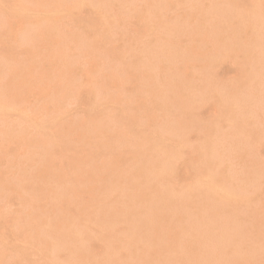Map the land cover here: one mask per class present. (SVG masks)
<instances>
[{"label":"rangeland","instance_id":"374dc122","mask_svg":"<svg viewBox=\"0 0 264 264\" xmlns=\"http://www.w3.org/2000/svg\"><path fill=\"white\" fill-rule=\"evenodd\" d=\"M1 1H3V3L1 2ZM17 1L19 2V3H17ZM0 0V15H1V17H0V20H1V23H0V32L1 33H4L3 35L2 34H0V36H1V38H0V58L3 60H0V62L2 63V65L3 66H1L0 65V69H1V67H2V69L3 70H1L0 71V105L3 107H0V109H1V111H0V130H1V128L3 127L4 129H2L1 131H0V136L2 135L1 134V132L5 135L7 132H10V134L9 133H7L5 136H3L2 135V138H0L1 139V141H0V146H2V143H3V147H4V145H5V149H7V150H5L3 147V149H4V151H3V149H1L0 148V155L3 157H1L0 158V160H1V162H0V164H3V165H0V170H1V174H2V176L4 177H2L1 176V174H0V179H1V181H4L3 183H1L0 182V191L1 192H4V194L3 193H1L0 195V203H3V204H1L0 205V207H2V209L0 208V211L2 210V211H4L3 209H5V213H7L6 211H8V215H3L4 213H2L1 215H0V221H2V222H0V224L2 223V224H4L3 225V227L2 226H0L1 228H0V237H3V239L2 238H0V247H2V248H0V258H1V260L0 261H2L1 262V264L3 263V264H10V262H11V264H24V263H27V264H29V262H30V264H37V263H39L40 264V261H41V264H65V262H66V264H68V259L70 258V257H72V259L70 258V262H71V264H93L96 260L98 261H96L95 262V264L97 263V264H104V263H116V264H123L124 262L123 261H127L126 263H132V262H134V263H132V264H137V261H138V264H152L154 261V263L155 264H157V260H158V257L160 256V255H163L165 252H171L172 253V255H173V251H174V249L175 248H177V250L174 252L175 254V256L173 257V258H175V257H177V259L179 260V261H177V259L174 261V264L175 263H177V262H179V263H177V264H185L186 262H188L189 264L192 262V261H194L195 259H197V257L198 258H200L199 256H203L202 258H200L201 260L202 259H204L205 260V256L206 257H209L208 255H210L211 254V252L213 251H210L211 250V248L212 249H214L215 248V246H216V248H215V250H217L218 252H220V250L219 249H221L222 251H221V253H223V254H225L224 255V257L226 258V256L227 257H229L230 259H231V256L233 257V255H231L232 253L234 254V257L231 259V261H230V259L229 258H226L227 260H229V261H227L224 257H223V255L222 254H218V256L219 257H222V258H219L218 259V256H217V254H215L217 251H215V252H212L213 254H215L216 256L214 257V258H212L214 255L213 254H211L212 255V257H211V255H210V257L212 258V261H209L208 260V258H206V262H207V260H208V262L209 263H205V261L204 260H202L203 262V264H214V263H220V262H218V261H224V263L222 262L221 264H225V263H227V262H229V263H227V264H264V241H263V235H264V132H263V129H264V125L262 126V123L264 122V0H215L214 2L212 1V0H208V1H202V0H195V2H194V0H159V1H161L160 3L159 2H157L158 0H135V2L137 1V2H139L138 4H137V2L135 3L134 2V0H129V1H127V0H119V1H117V0H109V1H107V0H103V2H102V0L100 1V0H89V1H87V0H81V2L79 1V0H56V1H54V0H23V2H22V0ZM31 1V2H30ZM41 1V2H40ZM46 3V4H44V2ZM57 1H59V2H57ZM85 1V2H84ZM95 1H97V2H95ZM143 1H144V3H143ZM155 3V4H153V2ZM176 1H178V3H176ZM212 1V2H211ZM4 2H5V4H4ZM7 2V3H6ZM26 2V3H25ZM33 2V3H32ZM38 2H39V4H38ZM50 2H51V5H50ZM57 2V3H56ZM63 2H64V5H66L67 4V2H68V4H67V6H65L64 7V5H63ZM66 2V3H65ZM71 2V3H70ZM74 4H73V3ZM79 3L78 5L76 4V3ZM86 3L85 5H84V3ZM90 2V3H89ZM92 2V3H91ZM101 2H102V5H101ZM107 2V3H106ZM109 2H111L112 3V5H110L109 4ZM114 2V3H113ZM118 2V3H117ZM128 6H126L124 3ZM128 2V3H127ZM132 3V4H130V3ZM141 2V3H140ZM147 4H146V3ZM183 2V3H182ZM184 2H186L187 3V6H186V3H184ZM193 4H192V3ZM196 2L198 3V4H196ZM200 2H202V3H200ZM204 2H205V4H204ZM209 2V3H208ZM217 2V5L216 4H214V3H216ZM15 3H17V4H15ZM36 3V4H35ZM41 3H42V5H41ZM55 3V4H54ZM59 3V4H58ZM121 3H123V4H121ZM159 5H157V4ZM180 3H181V5H180ZM189 3H191V4H189ZM220 3H221V5H220ZM7 4H9V5H7ZM19 4V6H17ZM21 4V5H20ZM26 4V5H25ZM30 4V5H29ZM54 4V5H53ZM63 6H62V5ZM73 4V5H72ZM76 4V5H75ZM93 4V5H92ZM96 4V5H95ZM98 4V5H97ZM105 4V5H104ZM108 4H109V6H108ZM120 4L122 5L121 7H119L120 6ZM141 6H140V5ZM153 4V7H154V9L153 8H150V6ZM162 4H163V6H162ZM177 4V5H176ZM184 4H185V7H184ZM196 4V5H195ZM3 5H6V6H3ZM10 5H12L11 6V8H13L12 9V11H10L11 10V8H9V6ZM32 5V6H31ZM38 5V6H37ZM44 5V6H43ZM48 5V6H47ZM61 5V6H60ZM69 5V6H68ZM71 5V6H70ZM79 5H80V9H79ZM95 5V6H94ZM119 5V6H118ZM142 5H143V7H142ZM148 6L149 5V7H144V6ZM194 7H193V6ZM200 5H203V8L201 9V7H200ZM212 5V9L214 8V7H216L217 6V8H214L213 10L211 9V6ZM216 5V6H215ZM16 6V8H14ZM23 6V7H22ZM34 6V7H33ZM74 6V7H73ZM88 6V7H87ZM96 6H98V8L96 7ZM105 7V8H102V7ZM108 6V7H107ZM123 6H124V8L126 9L125 11L123 10L124 8H123ZM131 8H130V7ZM136 6V7H135ZM158 6V8H156L155 9V7H157ZM5 7V8H4ZM9 9H8V8ZM21 8V9H19V8ZM31 7V8H30ZM35 7H36V10H35ZM41 8V7H43L44 9H45V11H43L44 9L43 8H41V9H39V8ZM50 7V8H49ZM53 7H54V9H53ZM62 9H61V8ZM67 7V8H66ZM68 7H70V9H68ZM93 7H95V8H93ZM113 7V8H112ZM127 7V8H126ZM134 7V8H133ZM140 7V8H139ZM152 7V6H151ZM187 7V8H186ZM197 7V8H196ZM207 7V8H206ZM223 7V8H222ZM28 8V9H27ZM55 8H57V9H55ZM59 8V9H58ZM109 9V11L111 12H109L108 11V9ZM122 10H120V9ZM139 9V10H137V9ZM147 8H150V9H148V11H149V13H148V11H147ZM210 8V9H209ZM221 8H222V11H223V13H222V11H221ZM8 9V10H7ZM17 9V10H16ZM25 9V10H24ZM33 9V10H32ZM51 9H53V10H51ZM61 9V10H60ZM66 9V10H65ZM72 9V11H70ZM80 11H79V10ZM81 9H82V11L83 12H85V13H81ZM97 9V10H96ZM99 9V10H98ZM104 9V10H103ZM112 9V10H111ZM133 9H135V10H133ZM197 9H199V10H197ZM6 10V11H5ZM18 10H20V11H18ZM51 10V11H50ZM101 10H102V12H101ZM105 10H107V12L105 11ZM119 10V11H118ZM153 10V11H152ZM156 10V11H155ZM215 10V11H214ZM227 10H229V11H227ZM8 11V12H7ZM88 12V16H90V17H88L87 16V12ZM116 11V13H114ZM129 11V12H128ZM137 11H138V13H137ZM192 11V12H191ZM201 11V12H200ZM203 11V12H202ZM209 11H210V13H211V11H213L212 12V14L213 15H211L210 13H209ZM217 11H218V13H217ZM225 11H226V13H225ZM4 12V13H3ZM9 12H12V15H11V13H9ZM16 12H17V14H16ZM21 12H26V13H21ZM29 12V13H28ZM34 12H36V13H34ZM59 12H61L59 15H57V13H59ZM67 12V13H66ZM103 12H105V13H103ZM119 12V13H118ZM120 12H122V14L124 13V15H121V13ZM128 12V13H127ZM131 12H133V13H131ZM135 12L137 13L136 15H135ZM151 12V13H150ZM153 12V13H152ZM208 12V13H207ZM217 14H216V13ZM41 15H40V14ZM53 13H55V15L53 14ZM65 13V14H64ZM69 13H71L70 15H68ZM77 13V14H76ZM101 13V14H100ZM110 13V14H109ZM113 13V14H112ZM125 13H127V14H125ZM208 14V16H207V14ZM3 14H5V15H3ZM16 16H14V15ZM20 14V15H19ZM42 14H43V17H42ZM47 14V15H46ZM73 14V15H72ZM85 14V15H84ZM130 14V15H129ZM143 14V15H142ZM202 14H204V15H202ZM216 16H215V15ZM223 14H224V17H223ZM24 15H26V16H24ZM32 15V16H31ZM35 16V18H34V16ZM78 16V17H76V16ZM105 15V17L107 18H105V17H103V16ZM109 15H112V17L110 18V16ZM116 15H117V17H116ZM128 15V16H127ZM226 15V16H225ZM228 15V16H227ZM22 16V17H21ZM28 16V17H27ZM54 16V17H53ZM61 16H63V17H65L66 19H64L63 17L61 18ZM69 16H71V17H69ZM115 18H114V17ZM121 16V17H120ZM149 16V17H148ZM7 17H8V19H7ZM37 17V18H36ZM44 17H46V19L44 18ZM48 17V18H47ZM51 17V18H50ZM56 17V18H55ZM100 17H102L101 19H100ZM109 17V18H108ZM120 19H119V18ZM124 17H125V19H124ZM146 17V18H145ZM206 18V19H204V18ZM213 17V20L211 19ZM220 19H219V18ZM222 17L224 18V19H222ZM229 17V18H228ZM12 18V19H11ZM31 18V19H30ZM41 18H43V19H41ZM90 18V19H89ZM93 18H95V19H93ZM117 18H118V20H119V22H118V20H117ZM122 18H123V20H122ZM126 18L128 19V20H126ZM148 18V19H147ZM19 19V20H18ZM28 20V22H27V20ZM33 19V20H32ZM47 19H52V20H47ZM53 19H54V21H53ZM59 20V22L57 21V20ZM71 21H70V20ZM209 19V20H208ZM214 19H215V21H214ZM229 19H231L232 21H230ZM13 20H15V21H13ZM62 22H61V21ZM63 20H65V21H63ZM69 20V21H68ZM105 20H106V22H105ZM206 21V23H205V21ZM226 20V21H225ZM3 21H4V23H3ZM6 21V22H5ZM22 21V22H21ZM41 21L43 22L42 24H41ZM49 21V24L48 23H46V22H48ZM52 23H51V22ZM75 22V24H74V22ZM92 21H94V22H92ZM114 21V23H115V25L116 26H114L113 24H112V22ZM124 21V22H123ZM128 21V23H126V22ZM210 21V22H209ZM221 21V22H220ZM228 21V22H227ZM11 22V23H10ZM20 22V23H19ZM27 22V23H26ZM29 22H31V23H29ZM34 22V23H33ZM36 22V23H35ZM56 22V23H55ZM65 22H67V23H65ZM71 22V23H70ZM73 22V23H72ZM110 22V23H109ZM224 22V23H223ZM10 23V24H9ZM23 23H25L26 24V26H25V24H23ZM55 23V24H54ZM64 23V24H63ZM68 23H69V25H68ZM101 23V24H100ZM124 23V24H123ZM169 24V25H166V24ZM208 23H212L211 25H209ZM226 23L229 25H226ZM1 24H2V26H1ZM4 24V25H3ZM20 24V25H19ZM39 25V27H38V25ZM48 24V25H47ZM57 24V25H56ZM66 24V25H65ZM93 24V26H91ZM95 24V25H94ZM110 24V25H109ZM112 24V25H111ZM216 24H218V26L219 27H221V29L223 30V31H220L221 29L220 28H217L216 29V27H218ZM6 25V26H5ZM10 25V26H9ZM45 25L47 26V27H45ZM50 25V26H49ZM54 27V29H53V31H54V33H55V35H54V33H52L51 32V28H52V26ZM55 25V26H54ZM65 25V26H64ZM73 25V26H72ZM75 25V26H74ZM104 25V27L102 28V26ZM111 26V27H109V26ZM119 25H121V26H119ZM126 25V26H125ZM201 25H203V26H201ZM209 25V26H208ZM223 25V26H222ZM16 26H18V27H16ZM21 26V27H20ZM24 26V27H23ZM31 26V27H30ZM35 26H37V27H35ZM43 26V27H42ZM60 26V27H59ZM67 26H69V29H67L68 27ZM96 26V27H95ZM162 26H164V27H162ZM166 26V27H165ZM168 26V27H167ZM174 26V28H175V30H173L174 28H172V27ZM178 26V27H177ZM189 26H190V28H189ZM198 26H200V27H198ZM212 26L214 27L215 26V28L213 29L212 28ZM228 26V27H227ZM253 26H254V28L255 27H257V28H253ZM261 26V27H260ZM24 29H23V28ZM28 27H30V28H28ZM35 27V28H34ZM61 27H63L65 30H66V32L63 30V28H61ZM73 27V28H72ZM75 27L77 28V29H75ZM80 27H82V28H80ZM100 28V30H103V31H101V34H100V32H99V28ZM121 27V28H120ZM123 27V28H122ZM126 27V28H125ZM172 29H171V28ZM191 27H193V28H191ZM231 27V28H230ZM259 27L261 28L260 30H259ZM4 28V29H3ZM7 28V29H6ZM11 28V29H10ZM16 28H18V29H16ZM37 28V29H36ZM80 28V29H79ZM109 28V29H108ZM114 28H116V29H114V30H116V31H113V29ZM118 28H120L121 29V31H120V29H118ZM164 28H166L165 30H164ZM169 28V29H168ZM177 28V29H176ZM206 28V29H205ZM210 28H211V30H210ZM16 29V30H15ZM26 29H28V31L26 32ZM33 31H32V30ZM39 29V30H38ZM42 29V30H41ZM44 29H46V31L44 30ZM56 29V30H55ZM74 29V30H73ZM79 29V30H78ZM111 29V31L112 32H115V33H113V34H111V31L109 32V31H107V30H110ZM171 29V31H169ZM183 29V30H182ZM186 29H188L189 31H187L186 30V32H185V30ZM194 29V30H193ZM201 29H203V30H201ZM212 29H213V31H212ZM226 29V30H225ZM231 29H233V30H231ZM257 29V30H256ZM5 30H8V31H5ZM13 30V31H12ZM30 30H31V32H30ZM42 32H41V31ZM44 30V31H43ZM71 30V31H70ZM78 30V31H77ZM83 30V31H82ZM95 30V31H94ZM98 31V33H97V31ZM124 30V31H123ZM170 32H168V31ZM197 30V31H196ZM201 30V31H200ZM209 30V31H208ZM230 30V31H229ZM5 31V32H4ZM11 31H12V33H11ZM18 32V34H17V32ZM22 31V32H21ZM36 31V32H35ZM38 31V32H37ZM48 31H50V32H48ZM69 31H70V33H69ZM74 31V32H73ZM179 31H181V33L179 32ZM218 31V32H217ZM256 31V32H255ZM259 31V32H258ZM261 31V32H260ZM24 32V33H23ZM25 32H26V34H25ZM43 32H45L44 34H43ZM56 32L58 33V35L56 34ZM62 32V33H61ZM64 32V33H63ZM79 32L81 33V34H79ZM109 34H108V33ZM173 32H176L177 34H175V33H173ZM192 32V33H191ZM199 32V33H198ZM217 34H216V33ZM222 32H224L223 33V36H222ZM227 32H228V34H227ZM230 32V33H229ZM232 32H237V34H236V36H235V34H233ZM263 32V33H262ZM15 33V34H14ZM28 33H32L31 35L33 36L34 34H35V38H33L31 35H29ZM66 33V34H65ZM67 33H68V35H67ZM73 33V34H72ZM74 33H75V35H74ZM96 33V34H95ZM102 33H103V35H102ZM123 33V34H122ZM173 33V34H172ZM181 35H180V34ZM189 33H191V34H189ZM197 33V34H196ZM215 33V34H214ZM255 35H254V34ZM256 33H257V36H256ZM261 33V34H260ZM10 36H9V35ZM14 34V35H13ZM22 34V35H21ZM38 34V35H37ZM40 34H41V36H40ZM62 34H64V35H62ZM84 34V35H83ZM95 34V35H94ZM115 34H117L118 36H116ZM124 34H126V35H124ZM189 34V35H188ZM221 35V36H219V35ZM260 34V35H259ZM8 35V36H7ZM17 35V36H16ZM19 35V36H18ZM26 35H27V38H26ZM37 35V36H36ZM44 35V36H43ZM48 35H50L49 37H50V39L49 38H47L48 37ZM68 37H67V36ZM74 35V36H73ZM81 35V36H80ZM87 35V37L85 38V40H83L84 39V36H86ZM96 35H99L98 37L96 36ZM111 37V41H110V37ZM125 37H124V36ZM172 35V36H171ZM174 35H175V37H174ZM227 35H231L230 37H231V39L229 40L228 39V36ZM262 35V36H261ZM7 36V37H6ZM15 36V37H14ZM21 36V37H20ZM29 36V37H28ZM52 36V37H51ZM59 36V37H58ZM69 36H72V37H69ZM76 36H77V38H76ZM82 38V41H80L81 40V38ZM89 36V37H88ZM105 36V37H104ZM106 36H108V37H106ZM124 38H123V37ZM170 36H171V38H170ZM178 36V37H177ZM180 36V37H179ZM189 36V37H188ZM191 36V37H190ZM225 36H227V37H225ZM235 36V37H234ZM10 37V38H9ZM12 37V38H11ZM30 37H32V38H30ZM40 37H42V38H40ZM45 37V38H44ZM57 37H58V39H57ZM62 38V40L63 39H65V41L63 40H61V38ZM65 37V38H64ZM78 37H79V39H78ZM92 37V38H91ZM101 37V38H100ZM177 37V38H176ZM214 37V38H213ZM256 37H258V38H256ZM259 37H261L260 39H259ZM20 38H21V43L22 44H20L19 42H20ZM53 38V39H52ZM56 38V39H55ZM73 38V39H72ZM88 38V39H87ZM96 38V39H95ZM170 38V39H169ZM176 38V39H175ZM223 38V39H222ZM6 39V40H5ZM12 39V40H11ZM32 39H34V40H32ZM37 39H38V42H35V40L37 41ZM40 39V40H39ZM42 39H45V40H42ZM66 39H68V41L66 40ZM69 39H71L70 41L71 42H73V43H71V42H69ZM91 39H92V41H91ZM95 39V40H94ZM101 39V40H100ZM109 41H108V40ZM217 39V40H216ZM228 39V40H227ZM233 39V40H232ZM2 40V41H1ZM8 40V41H7ZM50 40V41H49ZM79 40V41H78ZM88 40H90L91 42H88ZM104 40V41H103ZM154 40H156L157 42H156V46H154L153 44L155 43V41ZM227 42H226V41ZM255 40V41H254ZM256 40H257V43H256ZM18 41V42H17ZM41 41V42H40ZM51 41L53 42V43H51ZM100 41V42H99ZM114 43H113V42ZM161 42L162 44L164 43L165 44V42H166V46L165 45H162L161 43H159L158 44V42ZM168 41H170V42H168ZM230 41V42H229ZM232 41V42H231ZM236 41V42H235ZM238 41H239V43H240V45H239V43H238ZM6 43V44H4V43ZM10 42V43H9ZM17 42V43H16ZM59 42H61L62 43V45H61V43L59 44ZM66 44H68V46L67 45H65V43ZM82 43V46H80V44ZM84 42H85V44H84ZM116 42V43H115ZM154 42V43H153ZM218 42H219V44H218ZM226 42V43H225ZM255 43V44H251V43ZM17 45H15V44ZM24 43V44H23ZM26 43H27V45H31L30 46V48L28 49L27 47L28 46H24V45H26ZM37 43V44H36ZM49 44V45H47V44ZM56 43V44H55ZM75 43H76V45H75ZM87 43H89V44H87ZM91 43H92V47H93V49L90 47L91 46ZM108 43H111V47H110V44L108 45ZM216 43V44H215ZM231 43V44H230ZM260 43H262V45L260 44ZM1 44H4V47H3V45H1ZM7 44H9V45H7ZM12 44L14 45V46H12ZM34 44H36V45H34ZM39 44V45H38ZM44 44H45V46H44ZM64 44V45H63ZM71 44V45H70ZM79 44V45H78ZM107 44V45H106ZM115 45V46H113V45ZM151 44H152V46H151ZM157 44H158V46H157ZM169 44H172V45H174V47H175V45H176V49H175V51H173L174 49V47H171L172 45H170V46H168ZM181 46H179V45ZM226 44V45H225ZM234 44V45H233ZM248 44L250 45H253V46H248ZM256 44H258V46L256 45ZM260 44V45H259ZM20 45H21V47H23V50H22V48H20ZM54 45H56V46H54ZM60 46V49H58L59 48V46ZM85 45H87V46H85ZM89 45V46H88ZM138 45V46H137ZM148 45V46H147ZM160 45V46H159ZM207 45V46H206ZM215 45L217 46L216 48L217 49H215ZM222 45H224L223 47H221ZM230 45H232L234 48H232L231 49V47L232 46H230ZM236 45H238V46H236ZM245 45V46H244ZM8 46H12V47H9L8 48ZM38 46V47H37ZM44 46V47H43ZM64 46V47H63ZM74 46V47H73ZM75 46H76V48H75ZM102 46H104V47H102ZM131 46V47H130ZM132 46H134V47H132ZM145 46H147L146 48H145ZM162 46H164V47H166V49L168 50V52H169V54L167 53V51L166 50H163V48H161ZM185 46V47H184ZM227 46H229L230 47V49H229V47L228 48H226ZM258 47V48H256V47ZM261 46H263V47H261ZM17 47V49H18V51H20V50H22V51H20V52H18L15 48ZM43 47V48H42ZM48 47V48H47ZM53 47L55 48V49H53ZM58 47V48H57ZM63 47V48H62ZM69 47V48H68ZM79 47H80V49H79ZM82 47H85V48H82ZM89 47V48H88ZM95 47V48H94ZM137 47H139L138 49H137ZM156 47V48H155ZM171 47V48H170ZM184 47V49H182ZM214 47V48H213ZM221 47V48H220ZM8 48V49H7ZM64 48H66V49H64ZM75 48V49H74ZM103 48V49H102ZM145 50H144V49ZM148 48H151V50L150 49H148ZM169 48H170V50H171V52H170V50H169ZM178 48H179V51H180V49L182 50V52L184 53V55H186V56H184V55H182V52L180 53L179 51L176 53V50H178ZM185 48L187 49V50H185ZM224 48V49H223ZM245 48V49H244ZM248 48H250V49H248ZM254 49V50H252V49ZM2 49H6V50H2ZM26 49V50H25ZM28 49V50H27ZM36 51H35V50ZM39 51H38V50ZM42 49H44V50H42ZM45 49H46V52H45ZM49 49V50H48ZM85 49V50H84ZM86 49L88 50L87 51V54H86ZM92 49V50H91ZM100 52H98V57L99 58H97V50ZM106 49V50H105ZM132 49H133V51H132ZM134 49L138 52H136V51H134ZM212 49H215L214 51L216 52H214L213 53V50ZM221 49V50H220ZM229 51H228V50ZM8 50V51H7ZM17 52H16V51ZM33 52H32V51ZM51 50H54V51H51ZM58 50V51H57ZM60 50H62V51H60ZM81 50H84V51H81ZM96 50V52H94ZM124 50H127V53H125L126 51H124ZM129 50V51H128ZM142 50V51H141ZM148 50V51H147ZM203 50V51H202ZM225 50H227V51H225ZM250 50V51H249ZM259 50V51H258ZM2 51V52H1ZM4 51H5V53H4ZM10 51V52H9ZM23 51H29V52H24L23 53ZM30 51L32 52V53H30ZM43 51V52H42ZM49 51H51V52H49ZM61 53H60V52ZM66 51V52H65ZM72 51V52H71ZM79 51V52H78ZM104 51V52H103ZM132 51V52H131ZM143 51H145L144 53H142ZM164 51V52H163ZM166 51V52H165ZM187 51V52H186ZM219 51V52H218ZM249 51V52H248ZM6 52H9V54L8 55H6ZM16 53L14 56H11V55H13V54H10V53ZM37 52V53H36ZM39 52V53H38ZM49 52V53H48ZM56 52V53H55ZM64 54H63V53ZM71 52V53H70ZM79 53V55H82V56H78V53ZM102 52H103V54L104 55H106L105 53L107 52V58H106V56L104 57L103 56V54H102ZM124 52V53H123ZM136 52V53H135ZM160 52H163V54L165 55V57H167V58H165L164 57V55L163 54H160ZM173 52H175L176 53V55H177V57L175 56V53H173ZM204 52V53H203ZM252 52H254L253 53V55H251V53ZM258 54H257V53ZM262 54H260V53ZM2 53V54H1ZM34 53H35V55L37 56H35L34 55ZM44 53V55L45 56H47V57H45L44 55H42ZM51 53H52V55H54L53 57H52V55H51ZM58 53V54H57ZM70 55H69V54ZM72 53H73V55H72ZM90 53V54H89ZM93 53H94V55H93ZM110 53V54H109ZM148 53V54H147ZM150 53H152V55L150 54ZM154 53V54H153ZM171 53H173L174 55H172ZM179 53H180V55L181 56H178L179 55ZM188 53H189V56H188ZM191 53V54H190ZM205 53H207V54H205ZM209 53H212V54H214V55H212V54H209ZM219 55H218V54ZM222 53V54H221ZM256 53V54H255ZM5 54V55H4ZM20 54V55H19ZM29 54V55H28ZM38 54H39V56H38ZM61 54V55H60ZM64 55V58H65V60H67V61H70V62H67V61H65L64 60V58H63V55ZM66 54V55H65ZM76 54V55H75ZM85 54V55H84ZM124 54V55H123ZM125 54H126V57H123V56H125ZM145 54V55H144ZM170 54L172 55L171 56V58H170ZM216 54V55H215ZM260 54V55H259ZM4 55V56H3ZM24 60L23 61V63L21 64V63H19V62H22V60H21V58H19V56ZM57 55H59L58 57H57ZM87 55H88V57H87ZM89 55H91V56H89ZM130 55L131 56H136V57H130ZM191 55H192V57H191ZM205 55L207 56L208 55V57H205ZM213 57H212V56ZM5 56H7V57H5ZM18 56V57H17ZM25 56V57H24ZM45 58H47V59H43L44 57ZM72 56H73V59H70V58H72ZM79 57V58H77V57ZM84 56V57H83ZM109 56V57H108ZM144 56V57H143ZM146 56V57H145ZM148 56H150L149 58H147ZM154 58H153V57ZM174 56V57H173ZM186 59V58H189V59H186L187 61H184L183 62V57ZM188 56V57H187ZM210 56V57H209ZM214 56H216L215 58H214ZM257 56H260L259 58H256ZM12 57V58H11ZM19 58L20 59V61H19V59H17V58ZM27 57V58H26ZM28 57H29V60L31 59V61H29V60H27L28 59ZM49 57V58H48ZM50 57H52L51 58V60H49L48 61V59H50ZM69 59H68V58ZM78 59H76V58ZM87 57V58H86ZM93 57V58H92ZM121 57H123L122 59H121ZM254 57V58H253ZM263 57V58H262ZM25 58V59H24ZM33 58H34V60H35V58H36V60L34 61L33 60ZM92 58V59H91ZM95 58V59H94ZM96 58H97V60H96ZM101 58H105V59H102L101 60ZM125 58V59H124ZM128 58V59H127ZM164 58V59H163ZM173 58V59H172ZM176 58H178V59H176ZM207 58V59H206ZM210 58V59H209ZM249 58V59H248ZM256 61H252L253 59ZM9 59V60H8ZM12 59H14V60H17V62L16 61H14V60H12ZM52 59H54V60H52ZM63 59V60H62ZM79 59H80V62H79ZM83 61H82V60ZM93 60V61H91V60ZM111 59H114L115 61H111ZM127 59V60H126ZM129 59L131 60V62H132V64H131V62L129 61ZM149 61H148V60ZM155 59V60H154ZM159 59V60H158ZM167 59V60H166ZM184 59V60H185ZM206 59V60H205ZM259 59H261L260 61H261V63H263V64H261V63H259ZM25 60H27V61H25ZM39 60V61H38ZM45 60V61H44ZM58 60V61H57ZM101 60V61H100ZM108 62L107 64H108V68H107V64L105 63L106 61ZM117 60V61H116ZM124 62H122V61ZM139 60H141V61H139ZM143 60V61H142ZM146 60V61H145ZM160 60H162V61H160ZM172 60V61H171ZM181 60H182V62H181ZM263 60V61H262ZM5 61V62H4ZM19 61V62H18ZM31 62V63H29V62ZM50 61H51V64H49L50 63ZM62 63H61V62ZM88 61V62H87ZM98 61V62H97ZM110 61H111V63H110ZM120 61H121V63H120ZM126 61H129V63L128 62H126ZM139 61V62H138ZM151 61V62H150ZM156 61V62H155ZM165 61H169L168 63L167 62H165ZM174 61V62H173ZM179 61V62H178ZM29 64H28V63ZM44 62H46L47 64H48V66L50 65H52L50 68L51 69H48L49 67L44 63ZM58 62V63H57ZM92 62H95L94 63V67H93V63ZM116 62L118 63V64H116ZM142 62V64H143V62H144V67H143V65H140V63ZM0 63V64H1ZM6 63H8V64H6ZM12 63H15L16 65H14V64H12ZM21 64V65H19V64ZM27 63V66L25 65ZM38 63V64H37ZM40 63H42L41 65H40ZM61 63V64H60ZM69 64V65H65V64ZM71 63V64H70ZM78 63V64H77ZM81 63V65H79ZM124 65H123V64ZM140 65V67L139 68H137L138 70H139V72H137L136 70V68L135 67H137V66H139L138 64ZM149 63V64H148ZM150 63H152V64H154L155 63V65H151ZM171 63H173V65L171 64ZM257 63H258V65H257ZM44 64V65H43ZM72 64H73V66H72ZM86 64V65H85ZM92 64V65H91ZM101 64V65H100ZM104 64L106 65L105 67H104ZM112 65L111 66V68H110V66L109 65ZM129 64V65H128ZM133 64H135V65H133ZM170 64V65H169ZM7 65H10V66H13L12 68L10 67V66H8V67H6ZM38 65H39V67H38ZM56 65V66H55ZM60 65H62V66H60ZM76 65V66H75ZM91 66V68L89 67V66ZM96 65V66H95ZM98 65V66H97ZM117 66L118 68L119 67H121L119 70V72H116L117 70H118V68L117 67H114V66ZM125 65H128V66H130L129 68H131V66H133L132 68L134 69V71H132L133 69H129L127 66H125ZM170 67H169V66ZM175 65V66H174ZM208 65H210V68L208 67ZM211 65H212V67H211ZM19 68V66H20V70L19 71H21L22 70V72H20L19 73V71H18V69H17V67ZM22 66H25V69H24V67H23V69H22ZM45 66H46V68H45ZM68 66L70 67V68H68ZM74 66H75V68H74ZM124 66V67H123ZM143 68H142V67ZM11 69H10V68ZM14 67H15V69L16 70H14ZM30 67H31V69H30ZM33 67V68H32ZM37 67V68H36ZM41 67V68H40ZM44 67V68H43ZM52 67H53V70H52ZM56 67V68H55ZM64 67V68H63ZM85 67V68H84ZM96 67V68H95ZM100 67V68H99ZM148 67V68H147ZM169 67V68H168ZM259 67H260V69H259ZM27 68V69H26ZM35 68V69H34ZM42 68L44 69L43 70V73H42ZM59 68H60V71H59ZM63 68V69H62ZM77 68V69H76ZM82 68V69H81ZM83 68H84V73H83ZM93 68H95V69H93ZM101 68H102V71H104L103 72V74L101 75L100 74V72H101ZM109 69L108 71H110V72H107L106 70L107 69ZM116 70H114V69ZM125 68V69H124ZM151 68L153 69V70H151ZM154 68H155V70L157 71H155V72H153L154 71ZM7 69V70H6ZM12 69H13V71H12ZM45 69H46V71L48 72V73H50V70H51V73L50 74H46V72H45ZM48 69V70H47ZM56 69H58V70H56ZM87 69V70H86ZM100 70V71H97V70ZM123 69V70H122ZM129 69V70H128ZM136 69V70H135ZM142 69V71H140ZM144 69H145V71H144ZM146 69H147V71H146ZM169 69V70H168ZM209 69V70H208ZM11 70V71H10ZM28 71V73L32 70L33 72H31L32 73V75L34 74V76H32L30 73L29 74H27L26 72ZM38 70V71H37ZM56 70V71H55ZM61 70H62V72H64V70H65V73H63V74H61L62 72H61ZM70 70H71V72H70ZM91 70V71H90ZM114 70V71H113ZM124 70H126L127 72H124ZM149 70V71H148ZM151 70V71H150ZM168 72H167V71ZM173 70V71H172ZM212 70V71H211ZM5 71H8V72H5ZM10 71V72H9ZM18 71V72H17ZM25 71V73H23ZM75 71V72H74ZM95 71H97V72H95ZM121 71H122V73H121ZM172 72V73H170V72ZM176 73H175V72ZM3 72V73H2ZM40 72V73H39ZM68 72H70V73H68ZM74 72V73H73ZM81 72V73H80ZM89 72H91V73H89ZM93 72V73H92ZM95 72V73H94ZM99 72V73H98ZM113 72V73H112ZM114 72H116V74L114 73ZM174 72V73H173ZM5 73V74H4ZM8 73H9V75H8ZM10 73H11V75H10ZM21 75L22 73V75H24L25 76V78H24V76L22 77V75L21 76H19V74ZM87 73V74H86ZM89 73V74H88ZM113 74V75H110V74ZM120 73H121V75H123V77L124 78H126V79H124L121 75H120ZM141 73H142V76H141ZM155 73L157 74V75H155ZM164 73H166V76L168 77V79L169 80H167V78H166V76H165V74ZM1 74L3 75H5V76H3V77H5V79L1 76ZM16 74V75H15ZM18 74V75H17ZM28 76H27V75ZM44 74V75H43ZM51 74H54V75H51ZM59 74H61V76L59 75ZM73 74H74V76H75V78H74V76H73ZM80 74V75H79ZM85 74H86V76H85ZM97 75V77H96V75ZM116 75V77H115V75ZM126 74V75H125ZM140 74V75H139ZM175 74V75H174ZM17 76V77H14L13 78V76ZM35 75H36V77H35ZM42 75V76H41ZM47 75V76H46ZM64 75H65V77H64ZM83 75V76H82ZM87 75H88V77H87ZM100 77H99V76ZM105 75V76H104ZM118 75V76H117ZM120 75V76H119ZM7 76V77H6ZM12 76V77H11ZM21 79H23L22 81L20 80V78ZM50 78H49V77ZM70 78H68V77ZM82 76V77H81ZM103 76V77H102ZM106 76L108 77V79L106 78ZM128 76L130 77V79L128 78ZM156 76L159 78V80L158 79H155L156 78ZM162 76V77H161ZM174 77L175 79H171V77ZM29 79H28V78ZM31 77V78H30ZM45 77V78H44ZM60 77H62V79L63 80H61V78ZM79 79H81V80H78V78ZM90 77H92V80L90 79ZM101 79V81H100V79ZM115 77V78H114ZM140 77V78H139ZM142 77H144V78H142ZM149 77V78H148ZM166 78V80H165V78ZM16 78V79H15ZM27 78V79H26ZM46 78H47V80H46ZM52 78H54V79H52ZM59 78V79H58ZM65 78H67V79H65ZM73 78V79H72ZM96 78H98L97 80H96ZM105 78H106V80H105ZM121 78H122V81H121ZM127 78H128V80H127ZM142 78V80H140ZM147 80H146V79ZM151 78V79H150ZM153 78V79H152ZM7 79H8V81H7ZM13 80V82H12V80ZM15 79V80H14ZM25 79H26V81H25ZM36 79H37V81H38V83H37V85H36ZM51 79V80H50ZM65 79V80H64ZM69 79V80H68ZM103 79L105 80L104 82H106L105 84H104V82H102L103 81ZM115 79V80H114ZM126 80V85H125V81L124 80ZM138 79H139V81H142V82H139L138 81ZM144 79V80H143ZM156 81H155V80ZM9 80L12 82H10L9 83ZM43 80H46V83H44L43 82ZM54 80V81H53ZM67 80V81H66ZM74 81L73 83L71 82V81ZM88 80H91V81H88ZM96 80V81H95ZM129 80L131 81V82H129ZM151 80H153L152 82H151ZM173 80V81H172ZM16 81H18V83L16 82ZM33 81H34V83H33ZM48 81V82H47ZM56 81V82H55ZM59 81V82H58ZM61 81V82H60ZM84 81H85V83H84ZM111 81V82H110ZM145 81V82H144ZM148 82V84H147V82ZM158 81V82H157ZM175 81V82H174ZM6 82H7V84H6ZM16 82V83H15ZM32 84H31V83ZM43 84H42V83ZM52 84H51V83ZM53 82H55L56 84H57V89H56V87L54 86V83ZM65 82H71L70 84H73V87H77L76 88V90L73 88V87H69L70 86V84H68V83H65ZM80 83V85L81 84H83L82 86H75V85H78V84H76V83ZM81 82H83V83H81ZM87 82H90V84L89 83H87ZM96 82H100V83H96ZM128 82V83H127ZM162 82V83H161ZM180 82H183V83H180ZM9 83V84H8ZM14 83V84H13ZM26 83V84H25ZM40 83H41V85H40ZM49 83V85H46V84H48ZM61 83V84H60ZM66 84V87L65 86H63L64 84ZM94 83H96L95 85H94ZM119 83V85H117ZM139 83H140V85H139ZM142 83H145L147 86H145V84H142ZM168 83H171V84H173V85H171V84H168ZM13 84V87H11L10 85H12ZM16 84H18V86L16 85ZM155 84H157V85H155ZM165 84H168V85H165ZM5 85V86H4ZM8 85V87H6ZM17 87H16V86ZM22 85V86H21ZM26 87H25V86ZM32 86L33 88H34V90L32 89V87H30V86ZM59 85H60V87L62 88V86H63V88L64 89H61L60 90V87H59ZM62 85V86H61ZM84 85H86V87H87V89H86V87L84 86ZM102 85V86H101ZM105 87H104V86ZM106 85H108V86H106ZM118 86V88H117V86ZM148 85H152L151 86V88L152 89H154L155 88V90H154V92L157 94H155L154 92H153V90L152 89H149L150 88V86L148 87ZM170 85L172 86L170 89H173V92H172V90H171V92L172 93H170V91L168 90L169 88L168 87H170ZM20 86V87H19ZM29 86V87H28ZM41 86V87H40ZM48 86V87H47ZM53 86H54V88H53ZM72 86V85H71ZM90 86V87H89ZM91 86H93V87H96V88H94V90H93V87L91 88ZM115 86V87H114ZM119 86H121V88L119 87ZM142 86V87H141ZM157 86V87H156ZM159 86V87H158ZM161 86H164V88L163 87H161ZM165 86H167V88L165 87ZM186 86V87H185ZM192 86L194 87V88H192ZM16 87V88H15ZM21 87H23V88H21ZM27 87L29 88V89H27ZM39 87V88H38ZM58 87H59V89H58ZM68 87L71 89H68ZM85 87V88H84ZM97 87H98V89H97ZM114 87V88H113ZM139 87V88H138ZM187 87H188V89H187ZM2 88V89H1ZM12 88H14V90L12 89ZM19 88V89H18ZM37 88V89H36ZM53 89V91H54V93H53V91H52V89ZM67 88V89H66ZM81 88H83V89H81ZM89 88H91V89H89ZM115 88H117L116 90H117V92H115ZM124 88V90H120V89H123ZM186 88V89H185ZM192 88V89H191ZM4 89H6L5 91L7 92H4ZM10 90V92H9V90ZM31 89V90H30ZM39 89V90H38ZM41 89V90H40ZM78 89V90H77ZM101 89V90H100ZM112 90V91H110V90ZM136 89V90H135ZM139 90V92H136V91H138ZM141 89H143V91L141 90ZM145 89H147V90H145ZM191 89V90H190ZM194 89V90H193ZM2 90V91H1ZM11 90H13L14 92H16L17 93V90L18 91H20V92H18L17 94H15L13 91V94H11L12 92H11ZM39 92H38V91ZM43 90H44V92H43ZM50 90L52 91V93L50 92ZM57 90V91H56ZM60 90V91H59ZM65 90H67V91H65ZM76 92V93H74V91ZM107 90H109V91H107ZM135 90V91H134ZM144 90H145V93L146 94H142L141 93V91L142 92H144ZM151 90H152V92H153V94H151L150 92H151ZM159 90V91H158ZM21 91H23L22 93H21ZM26 91H29V92H27V93H29V94H27L26 93ZM31 91L33 92V93H31ZM55 91L56 92H58L57 94L55 93ZM64 91H65V95H64V97L67 99H65L64 97H63V95L62 94H64ZM71 91H73L72 93H69V92ZM96 92V93H94V92ZM2 92V93H1ZM38 92V93H37ZM43 92V93H42ZM50 92V93H49ZM63 92V93H62ZM78 92V93H77ZM85 92H86V94L88 93V95H86L85 94ZM91 92V93H90ZM99 92H100V94H99ZM112 92V93H111ZM121 92H123L125 95H123ZM131 92H133V93H131ZM147 92H149V93H147ZM160 92L161 93H163L164 94V96L162 95V94H160ZM174 92H176L175 94H173ZM42 93V94H41ZM60 93H61V95H60ZM73 93L76 95H73ZM116 94V95H118V96H120V97H118V98H120L119 99V101H121V104H116V102L118 103L119 101H117V97H116V95H114V94ZM118 93V94H117ZM130 93H131V99H130V96H128V95H130ZM134 93H136V94H134ZM139 93V94H138ZM179 93V94H178ZM10 94V95H9ZM26 94V95H25ZM48 94V95H47ZM52 94V95H51ZM56 94V95H55ZM59 94V95H58ZM72 94V95H71ZM80 94H82L81 96H80ZM103 94V95H102ZM123 96V97H121V95ZM141 94V95H140ZM150 94V95H149ZM167 96H169V97H167ZM11 97V98H9V96ZM17 95H18V98H16L17 97ZM23 95H25V97H23ZM47 95V96H46ZM51 97H50V96ZM54 95V96H53ZM68 95H70V97H68ZM85 95V96H84ZM90 95V96H89ZM102 95V96H101ZM105 95H107V96H105ZM110 95V96H109ZM111 95H112V98H111ZM114 95V96H113ZM137 96V97H139L137 100H138V102H136V99L135 98H137V97H134V96ZM149 95V97L147 98L146 96H148ZM152 95H154V97H156V98H154L155 100H153V97H152ZM161 95V96H160ZM33 96V97H32ZM41 96V97H40ZM61 96V97H60ZM73 96V97H72ZM88 96V97H87ZM96 96V97H95ZM103 97L102 99H101V97ZM125 96L127 97L128 96V98L126 99L125 98ZM141 96V97H140ZM162 96H163V98L164 97H166L167 99L168 98H170V100L168 99V100H166V98L164 99L165 100V102H164V100H163V98H162ZM19 97H20V100H19ZM35 97V98H34ZM42 98V99H40L39 100V98ZM57 97H58V99H60V101L57 99ZM63 97V98H62ZM77 97V98H76ZM79 97H80V99H79ZM87 97V98H86ZM89 97H91L92 99H90ZM94 97L96 98V99H94ZM110 97V98H109ZM116 97V98H115ZM2 98V99H1ZM4 98V99H3ZM8 98V99H7ZM38 98V99H37ZM48 98H51V100H55L56 101V103L57 104H55V101L53 100V101H51L50 102V100L48 99ZM57 100H56V99ZM74 98H75V100H77V102H73L72 101V99L74 100ZM85 98H86V100L88 99V104H87V102H85L84 103V101H85ZM107 98H109V99H107ZM122 98V99H121ZM125 98V99H124ZM176 98H177V100H176ZM30 99V100H29ZM36 99V100H35ZM44 99H46L45 101H44ZM65 100V102H63L64 104H62V105H65L66 104V106H67V108H66V106H62L60 103H61V101L62 100ZM71 99V100H70ZM79 99V100H78ZM82 99V100H81ZM93 101L92 102V105H93V103H95L94 102V100L96 101V104L95 105H93V108H92V106L90 105L91 104V101ZM102 101V100H104V99H106V100H104L105 102H107L108 100L110 101V102H107V103H103L104 101H100V100ZM113 99H115V100H113ZM128 100V101H126V103H130V105L128 104L127 106H129V107H122L123 106V104L124 105H126V103L125 102H123L124 100ZM132 99H133V101H132ZM7 100V101H6ZM12 100V101H11ZM24 100V101H23ZM32 100H33V103H32ZM39 100V101H38ZM48 100V101H47ZM74 100V101H75ZM81 100V101H80ZM145 100V101H144ZM171 100H172V102H171ZM5 101V102H4ZM11 101V102H10ZM19 101V102H18ZM26 101V102H25ZM27 101H30V102H27ZM38 101V103H36ZM114 101V102H113ZM147 101H149V103L147 102ZM168 101L170 102V104L172 105H174V107L173 106H170V104L168 103ZM250 103H249V102ZM2 102V103H1ZM40 102V103H39ZM42 102H44V103H42ZM46 102H47V105H46ZM49 102V103H48ZM73 102V103H72ZM97 102L98 103H100V104H98L97 105ZM123 102V103H122ZM150 102H151V104H150ZM24 103V104H23ZM28 103V104H27ZM30 103V104H29ZM35 103V104H34ZM50 103H51V105H50ZM52 103H54V104H52ZM80 103V104H79ZM85 104V106H84V104ZM120 103V102H119ZM137 105L136 107H135V105ZM167 103V104H166ZM243 103H245L244 104V106H243ZM19 104H20V106H19ZM32 104V105H31ZM42 104H44V105H42ZM77 104V105H76ZM86 104L90 107H88L89 109H86L87 108V106H86ZM107 104H109V105H107ZM113 105V107H112V105ZM115 104V105H114ZM133 104V105H132ZM160 104V106H158ZM168 104H169V106H168ZM246 104H248L249 106H251V107H249V106H247ZM27 106V108H25V107H23L22 108V106ZM36 105V106H35ZM40 105V106H39ZM42 105V106H41ZM56 105H57V107H56ZM58 105H61V107H63L64 108V110H62L61 109V107L60 106H58ZM73 105V106H72ZM76 105V106H75ZM106 105V106H105ZM118 105L120 106V107H122V108H124L123 110H125L126 109V111L125 112H127V113H125V112H123L122 111V108H116V109H118L117 111V114H116V111H114V106L115 107H118ZM176 105V106H175ZM234 105V106H233ZM31 106V107H30ZM33 106H35L34 107V111H33V109H30V108H33ZM39 106V107H38ZM47 106V107H46ZM79 106V107H78ZM80 106H82L83 108H85V110H87V111H92L90 114H89V112H88V114L89 115H86L87 113H85V112H87V111H84V109H82V107L80 108ZM99 106V107H98ZM101 106V107H100ZM108 106V107H107ZM141 106V107H140ZM144 106V108H142ZM162 106H164V107H162ZM225 106H226V108H225ZM235 106L237 107H239L240 108V110H238V111H240L239 113H241L242 115H243V117H241L240 116V114L239 113H237L239 116H237V114H235V112H238V111H236L237 109L235 108ZM243 107V109H245L244 111H241V107ZM255 106V107H254ZM4 107L6 108V109H4ZM14 107V108H13ZM19 108L18 110L16 109V108ZM21 107V108H20ZM43 107V108H42ZM46 107V108H45ZM59 107V108H58ZM102 107H104V110L106 109H108V110H110V108H111V112L113 113V114H109V112L110 111H108V113H105V112H103L104 110H102L101 111V109H103ZM130 107H131V109H130ZM158 107V108H157ZM163 109H162V108ZM169 107H171V108H175L174 110L173 109H171V108H169ZM177 107V108H176ZM7 108H10V109H12V111L10 110V109H7ZM48 108V109H47ZM56 108H58V109H60L61 111H59L58 113H56L58 110L56 109ZM78 108V109H77ZM100 108V109H99ZM127 108H129V110L127 109ZM146 108V109H145ZM168 108V109H167ZM179 108V109H178ZM238 108V109H239ZM26 111H25V110ZM41 109V110H40ZM53 109H55V110H53ZM80 109V110H79ZM91 109V110H90ZM97 109V110H96ZM115 109V110H116ZM133 109V110H132ZM138 109H140V110H138ZM142 109V110H141ZM160 109V110H159ZM229 109V110H228ZM235 111H234V110ZM248 109H250V110H252L253 111V114L251 113V111L250 112H248L247 110ZM254 109V110H253ZM10 110V111H9ZM29 110V111H28ZM47 110H49V112L47 111ZM50 110H53V111H50ZM94 110V111H93ZM100 110V111H99ZM113 110V111H112ZM131 110H132V112H131ZM137 110L138 111H142L141 113L142 114H140V112H139V114H138V112H137ZM166 110V111H165ZM224 110V111H223ZM227 110V111H226ZM258 110H260V111H258ZM262 110V111H261ZM5 111H7L6 113H5ZM23 111V112H22ZM31 111H32V113L33 112H35V115H32V113H31ZM39 113H38V112ZM56 111V112H55ZM64 111V112H63ZM98 113H100V114H97V112ZM106 111V112H107ZM122 111V112H121ZM129 111V112H128ZM135 111V112H134ZM160 111H162V112H160ZM232 111H234V112H232ZM258 111V113H256ZM10 112H12V114L14 115V116H16L17 118H14L13 117V115L11 114V115H9L10 114ZM18 112H19V114L21 113V114H23V115H25V118H27V119H25L24 117H22L21 116V114H20V116L18 115ZM43 112H44V114H43ZM48 112V113H47ZM53 114V116H54V113H55V115H56V117L54 116H51V117H53L52 118V120H51V118H49V120H50V126H52V125H55V126H52L51 128L53 129H51V128H49L48 130L49 131H51L52 132V134H50L51 132H49L48 130H47V127H48V125L49 124H45V123H49V120L47 121L46 119H48V118H46L47 116H49V115H51V113ZM62 112V113H61ZM78 112V113H77ZM81 112V113H80ZM225 112V113H224ZM229 112H230V114H229ZM242 112H244V113H242ZM247 112H248V114H247ZM5 113V114H4ZM8 113V114H7ZM15 113H16V115H15ZM29 113V114H28ZM37 113V114H36ZM59 113H61V115L59 114ZM104 113V114H103ZM122 113H124V114H122ZM129 113V116L128 115H125V114H128ZM131 113V114H130ZM163 115H162V114ZM255 113V114H254ZM34 114V113H33ZM80 114L81 115H83V117L82 116H80ZM102 114V115H101ZM106 114L109 116H106ZM115 114V115H114ZM227 114L229 115V116H227ZM250 114H252V115H250ZM2 115V116H1ZM3 115H5V116H3ZM29 115H31V116H29ZM37 115V116H36ZM42 115V116H41ZM63 115H64V117H63ZM78 115V116H77ZM85 115H86V117H85ZM105 115V116H104ZM112 115H114V116H112ZM122 115V116H121ZM140 115H141V118H140ZM225 115V116H224ZM233 115H236V116H233ZM254 115V117L252 118V116ZM258 115V116H257ZM6 116H8V117H10V118H8V117H6ZM40 116V117H39ZM45 118H44V117ZM82 117V118H80V119H76V120H73V119H75V118H78V117ZM120 116V117H119ZM124 116V117H123ZM145 116H146V118H145ZM172 116V117H171ZM227 116V117H226ZM247 116V117H246ZM3 117H6L5 119V121H4V118L2 119ZM37 117H39V118H37ZM66 117V118H65ZM69 119H68V118ZM71 117H75V118H71ZM88 117H90V120H89V118ZM106 117V119H107V117H108V120L110 121V126L111 127H109V121L108 120H106V119H104V118ZM118 118V119H116V118ZM138 117H139V120H141V121H139V120H137L138 119ZM143 117V118H142ZM167 117V118H166ZM170 117V118H169ZM238 117H239V119L240 120H242V118H243V122L245 121V119L247 118H251V119H246L247 120V123H246V125H247V127H245V122L243 123V125H242V121H240L239 122V119H238ZM257 117H258V119H257ZM11 118H13V122H12V120H11ZM31 118H33V119H31ZM36 118V119H35ZM60 120H59V119ZM63 118H65V119H63ZM99 118V119H98ZM103 118V119H102ZM124 118V119H123ZM126 118H128V120L126 119ZM145 118V119H144ZM148 118V119H147ZM224 118V119H223ZM230 118H232V119H234L235 121L234 122H232V119H230ZM236 118H237V120H236ZM255 118H256V123L254 122V120H255ZM8 119H10V120H8ZM23 119V120H22ZM40 121H39V120ZM42 119V120H41ZM56 119V120H55ZM98 119V120H97ZM102 120V122H101V120ZM171 119V120H170ZM227 119V120H226ZM17 120H19V123L21 124H19L18 122H16ZM21 120L23 121V122H21ZM30 120V121H29ZM37 120H38V122H37ZM53 120H55V121H53ZM61 120H62V122H61ZM67 122H66V121ZM83 120V121H82ZM87 120V121H86ZM92 120H97V122H99V123H101V126L99 125V124H97L98 125V127H95V126H97L95 123H94V121L93 122H91V124H90V122L89 121H92ZM100 120V121H99ZM103 120H105L106 122H107V124L105 123V121H103ZM113 120V121H112ZM122 120V121H121ZM182 120V121H181ZM6 121H7V123H6ZM8 121H9V123H8ZM32 121V122H31ZM44 121H46V122H44ZM53 121V122H52ZM58 121V122H57ZM79 121V122H78ZM111 121H112V124H113V126H112V124H111ZM137 121V122H136ZM138 121L139 122H141V123H139L140 125H142L141 127H140V125H138L139 126V128H137V126L135 127V125H137L138 124ZM148 121V122H147ZM153 121V122H152ZM161 121V122H160ZM166 121H168V123L170 124H168ZM2 122V123H1ZM27 122V123H26ZM31 124H34V127H33V125H30V123ZM56 124H55V123ZM69 122V123H68ZM71 122H73V123H71ZM78 122V123H77ZM96 122V121H95ZM114 122H115V124H114ZM123 122V123H122ZM127 122V123H126ZM132 122V125H133V127H132V125L130 124ZM146 122H147V124H146ZM157 124H156V123ZM162 122H165L164 124L162 123ZM230 122H232V123H230ZM252 122H254V124L255 125H257V122L259 123V125L258 126H256L255 127V125H253V127H251L250 126V124L252 123ZM19 125H18V124ZM28 123H29V125H28ZM39 123V124H38ZM51 123H54V124H51ZM59 123V125H57ZM72 124V126H71V124ZM77 123V124H76ZM80 123V124H79ZM93 123L95 124V125H93ZM122 124V126L124 125V128L121 126V124ZM126 123V124H125ZM137 123V124H136ZM176 123H180V124H176ZM7 124H9V129H10V131H8L9 129H8V127H7ZM12 124H17L16 126H14V125H12ZM25 124L27 125L26 127H25ZM42 124H45V126H43ZM69 124V125H68ZM85 124H89V125H85ZM102 124H106V127L107 128H105L104 126L105 125H102ZM117 124L119 125L120 124V127H122V128H120V127H118L117 126ZM160 124V125H159ZM174 124V125H173ZM228 124H231V126L233 125V128H231V126L229 127V125ZM237 124V125H236ZM264 124V123H263ZM10 125H11V127H10ZM38 127H37V126ZM40 125H42L41 127H40ZM47 125V126H46ZM74 125V126H73ZM76 125H78V127L76 126ZM80 125V126H79ZM82 125V126H81ZM114 125H116V127L114 126ZM154 125H156V126H158V128L159 129H157L156 128V126H154ZM161 125H162V127H163V129L164 130H161L160 129V127H161ZM164 125V126H163ZM176 125V126H175ZM187 125V126H186ZM236 125V126H235ZM261 125V128H262V130H260L261 128L259 127ZM7 127V128H5V127ZM23 126V127H22ZM49 126V127H50ZM59 126V127H58ZM86 126V127H85ZM152 126V127H151ZM160 126V127H159ZM185 126V127H184ZM238 126V127H237ZM246 128V129H244V127ZM251 127V128H249V127ZM13 127L14 128H16V129H14L13 130ZM19 127V128H18ZM25 127V128H24ZM29 128V129H26V128ZM56 127V128H55ZM58 127V128H57ZM62 129H61V128ZM76 127V129H74ZM94 127V128H93ZM101 127H103V128H101ZM132 127V128H131ZM147 127V128H146ZM154 127V128H153ZM161 127V128H162ZM166 127V128H165ZM173 127V128H172ZM179 127V128H178ZM186 127H188L187 129H186ZM236 127V128H235ZM242 128V130H240V128ZM258 127V128H257ZM39 129L38 130V132H37V130H36V132H35V129ZM44 129V130H42V129ZM59 128H60V130H59ZM69 128V129H68ZM99 128V129H98ZM115 129V131L113 130V129ZM151 128V129H150ZM152 128H153V130L156 128V131H154L153 132V130H152ZM182 128V129H181ZM252 128H254V129H256L257 128V130L255 131H253V129ZM6 129V130H5ZM22 129V130H21ZM24 129V130H23ZM25 129H26V131H25ZM33 129V130H32ZM56 129V130H55ZM80 129H82V131L80 130ZM107 129H109L108 131H107ZM126 129V130H125ZM134 129V130H133ZM136 129H137V131H136ZM140 129H143V130H140ZM176 130V131H174V130ZM179 129V130H178ZM183 129H185V130H183ZM217 131H216V130ZM229 129H230V131H229ZM235 129H237V130H240V131H235ZM20 130V131H19ZM29 130H31L32 132H35V133H32L31 131H30V133H28L29 132ZM46 130H47V133H46ZM55 130V131H54ZM99 130H101V131H103V132H100ZM152 130V131H151ZM234 130V131H233ZM245 130V133L244 132H242V131H244ZM248 130H249V132L251 133H249L248 132ZM259 130V131H258ZM4 131V132H3ZM5 131H7L6 133H5ZM16 132L17 131V133L18 132H21V133H18L19 135L18 136H14V137H16L15 138V140H13L14 139V137H8V135L9 136H12V135H16L15 133H13V132ZM28 131V132H27ZM39 131H41V132H39ZM60 133H58V132ZM81 131V132H80ZM112 131V132H111ZM121 131H123V132H121ZM131 131V132H130ZM138 131H140V132H142V131H144V132H146V133H141V135H143V138H142V136L140 135V132H138ZM160 131V132H159ZM166 131V132H165ZM169 131V132H168ZM172 131V132H171ZM180 131V132H179ZM213 131H216V132H213ZM228 131V132H227ZM247 131V132H246ZM253 133H252V132ZM24 132H26V134L24 133ZM42 132H43V134L45 135V133H46V137H47V139L49 140L50 138L49 137H51V139L53 138V139H55V140H49L50 141V143H49V141L46 139V137L44 138V143H43V140H42ZM49 132V133H48ZM114 132V134H115V136H114V134H112ZM120 133V135H117V134H119ZM139 133V135H138V133ZM157 132H159V134L161 135H158L157 134ZM171 132V133H170ZM173 132H175L174 134H173ZM178 132H179V135H178ZM233 132V133H232ZM257 132H258V134H257ZM260 132V133H259ZM263 132V133H262ZM13 133V134H12ZM28 133V134H27ZM37 133V134H36ZM41 135H40V134ZM56 133H57V135H56ZM63 133H65V134H63ZM83 133V134H82ZM86 133V134H85ZM94 133H95V135H94ZM109 133V134H108ZM110 133L113 135H110ZM123 133V134H122ZM129 133V134H128ZM155 133V134H154ZM168 133V134H167ZM215 133H216V135H215ZM228 135H230V136H228ZM244 133V134H243ZM248 133V134H247ZM12 134V135H11ZM35 134V135H34ZM39 134V135H38ZM59 134V135H58ZM79 134H82L83 136H81V135H79ZM90 136H89V135ZM92 134V135H91ZM103 134H105V135H103ZM123 136H122V135ZM130 134H137V136H135L136 138H134V135H132V139L130 140ZM145 134V135H144ZM163 134V135H162ZM164 134H167V135H169V136H171V138L173 137V136H175L176 137V135L178 136V137H174L172 140L170 139V137H168L167 135L165 136ZM171 134V135H170ZM173 134V135H172ZM232 134H234L235 136H233ZM246 134V135H245ZM256 134V135H255ZM262 134V135H261ZM23 135H24V137L26 138V140H25V138L23 137ZM36 135H37V138H36ZM54 135H56V136H54ZM65 135V136H64ZM126 135H128V137H126ZM215 135V137H213ZM244 137H246V138H244ZM250 135H252V136H250ZM22 136V137H21ZM27 136V137H26ZM28 136H29V138H28ZM30 136H31V138H30ZM39 136V137H38ZM41 136V137H40ZM53 136V137H52ZM62 136H64V138L62 137ZM75 136V137H74ZM86 136V137H85ZM92 136V137H91ZM100 136H101V138H100ZM106 136V137H105ZM108 136V137H107ZM120 136V137H119ZM138 136H140V137H138ZM144 136H146V137H144ZM155 136H160V137H158V138H156ZM162 136L163 137H165V138H162ZM231 136H233V138H235L234 140V143H233V138L231 137ZM4 137H7V139H9L10 140V144H9V140L7 141V139L5 140L4 139ZM24 138L23 140H21V138L19 139V142H23V143H19L18 142V144H17V142L16 141H18V139L17 138ZM78 137V138H77ZM84 137V138H83ZM112 137H114V139H117V140H115V141H113L114 139L112 138ZM116 137H119V138H116ZM124 137H126L125 139H123ZM138 137V138H137ZM151 138V139H149V138ZM211 139H210V138ZM228 137H229V139H228ZM238 137H241V138H238ZM249 138V140H252V142H251V144H250V142L248 143V142H246V141H249L248 140V138ZM252 137V138H251ZM260 137V138H259ZM13 138V139H12ZM35 138V139H34ZM41 138V139H40ZM64 139V140H60V139ZM65 138H67V139H65ZM77 138V139H76ZM83 138V139H82ZM99 138V141H100V139H101V141H100V143H99V141L97 140ZM104 140H103V139ZM106 138H108L109 139V142H107L108 141V139L106 140ZM112 138V139H111ZM129 138V139H128ZM140 138V139H139ZM144 138H146V139H144ZM178 138V139H177ZM184 138H185V141H182V139L184 140ZM204 140H203V139ZM226 138L228 139V140H226ZM236 138H238V139H236ZM40 139V140H39ZM78 139H81V140H78ZM137 139H138V141H137ZM145 140V142H147L148 143V145L146 144H143L144 143V140ZM160 139H162V140H160ZM170 139V140H169ZM209 139V140H208ZM230 139H232V140H230ZM241 139H247V140H244V141H242ZM3 140H5V141H3ZM13 140V141H12ZM27 140L30 142V144H29V142H27ZM39 140V141H38ZM70 140V142H68ZM86 140V141H85ZM97 140V141H96ZM125 140H127V141H125ZM158 140V141H157ZM211 140H214V141H216V142H214V141H211ZM241 142H240V141ZM55 141V142H54ZM58 141V142H57ZM63 141V142H62ZM75 141V142H74ZM95 141V142H94ZM118 141H120L119 143H122L123 141H125V144L123 145V143H122V145L121 146H119V143H118ZM132 141H134V142H132ZM161 141V142H160ZM166 141V142H165ZM169 141V142H168ZM172 141V142H171ZM173 141H177V143H175V142H173ZM181 141H182V144H181ZM203 142V146H202V143L201 142ZM227 141V142H226ZM228 141H230V142H228ZM238 141V142H237ZM2 142V143H1ZM12 142V143H11ZM26 143V145H28L30 148H28L26 145H24L25 143ZM38 142V143H37ZM62 142V143H61ZM73 142L75 143V145H73ZM115 142V143H114ZM118 144H117V143ZM128 142V143H127ZM136 142V144H134ZM178 142H179V144H178ZM211 142H212V144H211ZM219 142V143H218ZM224 142H226V143H224ZM236 142H237V144L239 143V144H242V146L240 145V146H235V144H236ZM246 144H245V143ZM5 143V144H4ZM7 143H8V145H9V148H8V145H7ZM35 143V144H34ZM43 145H42V144ZM48 143V144H47ZM68 143H70L69 145H68ZM102 143V144H101ZM105 143H106V145H105ZM111 145H110V144ZM112 143L114 144L113 146H112ZM164 143V144H163ZM167 143V144H166ZM200 143V144H199ZM217 143V144H216ZM230 143V145H233L234 144V148H232L233 146H231V149L230 150H232V151H230L229 152V148H230V145L228 146V144ZM231 143H233V144H231ZM243 143L245 144V145H247V143L250 145H247L248 147H244L243 146ZM21 144V145H20ZM40 144V145H39ZM51 144V145H50ZM62 144V145H61ZM91 144H95L94 146H96V148L92 145V146H90ZM140 144H143V145H145L144 146V148H143V146H141ZM151 144V145H150ZM171 144V145H170ZM174 144V145H173ZM200 146H199V145ZM7 145V146H6ZM12 145H15V146H12ZM18 145H20V146H18ZM31 145V146H30ZM36 145V146H35ZM37 145L38 146H41V147H43L44 148V146L46 145H49L50 147L51 146H53V147H51L52 149H54V150H52L49 146H48V148H46V146H45V148L47 149H42L41 147H37ZM60 145V146H59ZM99 145V146H98ZM107 145L110 147V146H112L111 148H112V150H111V148H108L107 149ZM118 145V146H117ZM130 145H131V147H130ZM134 147H133V146ZM172 145H173V147H172ZM177 145V146H176ZM178 145H181V147L180 146H178ZM184 145V146H183ZM212 146V148H211V146ZM220 145H222L221 147H220ZM23 146V147H22ZM63 146H65L66 147V149H64L63 148ZM77 146V147H76ZM115 146V147H114ZM117 146V147H116ZM138 146H140L139 148H138ZM166 146V147H165ZM199 146V147H198ZM213 146H215V148L213 147ZM224 146H225V148H226V146H228L229 148H228V151H227V149H225L224 148ZM18 147V148H17ZM24 147H26V148H24ZM33 148V150H32V148ZM102 147V148H101ZM119 147H120V149H119ZM122 147V148H121ZM124 147V148H123ZM146 147V148H145ZM182 147H185L184 149L182 148ZM198 148V150H197V148ZM204 147V148H203ZM210 147V148H209ZM220 147V148H219ZM224 149H223V148ZM240 148V147H242L243 148V150H242V148L239 150V149H236V148ZM36 148V152H38V153H36L35 151H34V149ZM38 148H41L42 150H43V152L41 151V150H39ZM50 148V149H49ZM95 148V149H94ZM113 148H115V149H113ZM138 148V152L141 154V158H142V156L143 155H145V156H143V160H142V162L141 163H143V164H141L140 163V161H141V159L139 158V154H138V152L136 151V149ZM142 148V149H141ZM148 148H150V149H148ZM152 148V149H151ZM167 151L168 150V152H170L171 154H172V152H174V154H172L171 156H170V153H167L164 149ZM181 149L182 150V152H181V150H177L176 151V149ZM203 148V149H202ZM219 148V152L217 151V149ZM245 148H248V149H245ZM251 148V149H250ZM18 149V150H17ZM30 149V150H29ZM58 149H61V150H58ZM97 149V150H96ZM129 149V150H128ZM140 149V150H139ZM148 149V150H147ZM174 149V150H173ZM211 149H212V152H211ZM214 149V150H213ZM221 149V150H220ZM234 149V150H233ZM251 151H250V150ZM25 150V151H24ZM45 150H46V152H45ZM51 150H52V152H51ZM78 150V151H77ZM109 150V151H108ZM113 150H115V151H113ZM144 150V151H143ZM150 150H152V151H150ZM159 150V151H158ZM203 150H205V151H203ZM223 150V153H221V151ZM242 150V151H241ZM252 152V154L249 152ZM7 153H6V152ZM16 151V152H15ZM29 151H31L32 153L33 152H35V154L33 153V155H32V153L31 152H29ZM48 151V152H47ZM49 151L52 153V155H49L50 153H49ZM54 151V152H53ZM57 151H59V152H57ZM62 151V152H61ZM64 151H68V153H64ZM75 151H77V152H75ZM133 151V152H132ZM136 151V152H135ZM146 151V152H145ZM158 151V152H157ZM178 151H180V152H178ZM217 151V152H216ZM225 151H227L226 153H225ZM237 151H238V154H237ZM3 152H5L8 156H9V158H8V156L6 155V154H4ZM10 152H13L12 154L14 155V156H16V157H14ZM22 152V153H21ZM25 152V153H24ZM28 152V153H27ZM39 152H41V153H39ZM45 152V154H43ZM80 152H82V153H80ZM142 152V153H141ZM144 152H145V154H144ZM154 152H155V154H154ZM215 152H216V156L218 157V156H220L221 154H222V156H220L221 157V160H220V157H216L215 156ZM233 152H236V153H234L233 154ZM48 153V154H47ZM64 153V154H63ZM71 153V154H70ZM74 153V154H73ZM114 153H116V154H114ZM120 153V154H119ZM126 153H127V155H126ZM129 153V154H128ZM176 153V154H175ZM205 153V154H204ZM231 153V154H230ZM247 153H249V155L250 156H252V157H249V156H247L248 154ZM62 154L64 155V157L62 156ZM75 154H76V156H75ZM81 156H79V155ZM83 154V155H82ZM85 154H87L86 156H85ZM119 154V155H118ZM143 154V155H142ZM149 154V155H148ZM150 154H151V160L150 159H148V156H150ZM178 154H180V155H178ZM220 154V155H219ZM223 154H225V156H223ZM227 154V155H226ZM27 155V156H26ZM31 155L33 156L32 157V159H31ZM42 155H43V160L47 163H45V162H40L41 160H42ZM47 155L48 156H51V157H47ZM72 155H73V157H72ZM131 155V156H130ZM146 155H148V156H146ZM156 155H160V157L159 156H156ZM177 155V156H176ZM202 155V156H201ZM203 155H204V157L207 159H205L204 157H203ZM228 155H230V156H228ZM233 155V156H232ZM12 156V158H10ZM36 156H38V157H36ZM41 156V157H40ZM68 156L70 157V158H68ZM82 156H83V158H82ZM89 156V157H88ZM128 158H127V157ZM162 156V157H161ZM173 156H175V157H173ZM213 157V159L210 161V159ZM228 156V157H227ZM18 157V158H17ZM25 158V160H24V158ZM53 157V158H52ZM77 157H78V159H80V160H78L77 159ZM80 157V158H79ZM120 157V158H119ZM153 157H155L156 158V160H155V158H153ZM165 157V158H164ZM171 157H173L174 159L175 158H177V159H179L178 161H177V159H175V161H174V163L173 162H171V161H169V160H171V159H169V158ZM211 157V158H210ZM223 157V158H222ZM230 157H233V160H232V158H231V160L233 161L232 163L230 162L231 160H230ZM19 158H21L23 161L22 162H19ZM39 158V159H38ZM47 158L49 159V160H47ZM65 158V159H64ZM71 158H72V160H71ZM139 158V159H138ZM164 159V161L163 160H160V159ZM172 158V159H173ZM228 160H227V159ZM234 158H236V160L234 159ZM4 159H6V161L4 160V162H3V160ZM18 159V160H17ZM20 159V160H21ZM27 159H29V160H27ZM31 159V160H30ZM52 159L55 161V160H57V162L55 161H52ZM63 159V160H62ZM74 159V160H73ZM75 159H77V163L75 162L76 160ZM133 159V160H132ZM148 159V160H147ZM202 161H204L205 162V160H206V162L205 163H203V162H201V160ZM215 159H217V160H215ZM224 159H226L227 160V162L229 163L230 162V164H228L227 165V163L224 161ZM17 160V161H16ZM34 160V161H33ZM116 160V161H115ZM129 160H132V162L135 164V161H136V164L135 165H133V163L131 162V161H129ZM151 162H150V161ZM222 161V162H220V161ZM240 160V161H239ZM10 161H12V162H10ZM14 161V162H13ZM28 161V162H27ZM29 161H33L34 162V165H32L33 164V162H29ZM48 161V162H47ZM114 161H115V164H114ZM119 161V162H118ZM126 161H128V163L129 162H131L132 163V166H131V163L130 164H128ZM139 161V163H137ZM146 161H148V163L149 164H147L146 163ZM154 161V162H153ZM158 161V162H157ZM162 161V162H161ZM199 161V162H198ZM214 161V162H213ZM215 161L216 162H219L218 164H220L219 165V167H217L218 166V164H216L215 163ZM64 162H66L67 164H68V166H66L65 164H64ZM70 162V163H69ZM72 162H74V163H72ZM118 162V163H117ZM126 162V163H125ZM159 162H161V163H159ZM164 162H166V163H164ZM235 162V163H234ZM237 162L239 163V164H237ZM7 163V164H6ZM9 163V164H8ZM17 163V164H16ZM20 163H21V165H20ZM24 163H27V165L29 164V166H28V168L26 167L27 165L26 164H24ZM42 163V164H41ZM49 163H51V164H49ZM55 163V164H54ZM85 163L87 164V165H85ZM120 163V164H119ZM145 163V164H144ZM171 163H173V165L170 167V164ZM177 163H178V165H177ZM196 163V164H195ZM198 163V164H197ZM225 163V164H224ZM44 164H46L45 166H44ZM49 164V165H48ZM53 164V165H52ZM59 164H60V166H59ZM70 164V165H69ZM73 164V165H72ZM78 164V165H77ZM80 164V165H79ZM91 164V165H90ZM93 164V165H92ZM124 164V166L123 167H121V165H123ZM126 164H128L127 165V167H132V170L129 168H127L126 167ZM163 164H166V165H164V167L165 168H161V167H163ZM174 164H176V166L174 165ZM205 164H207L208 166L206 167V165ZM216 164V166H214V165ZM9 165H13V166H11V167H9ZM17 165H18V167H17ZM23 165V166H22ZM25 165V166H24ZM39 165V166H38ZM53 166V168L54 169H50L49 167H52ZM55 165V166H54ZM58 165V166H57ZM62 165V166H61ZM79 166V167H77V166ZM81 165H83L82 167H81ZM116 165V166H115ZM138 165H140V166H138ZM193 165H195V166H193ZM197 165H200V166H197ZM203 165V166H202ZM205 165V166H204ZM212 165L214 166L213 168H211L212 167ZM235 165V166H234ZM242 165H243V167H242ZM245 165V166H244ZM258 165V166H257ZM6 166V167H5ZM86 166H87V168H86ZM90 166H92V167H90ZM119 166V167H118ZM153 168H152V167ZM175 166V167H174ZM177 166H178V168H177ZM220 166H221V169H219L220 168ZM222 166L223 167H225V169L224 168H222ZM229 166H233L232 168H231V171H233V170H235V167H236V170H235V172L237 171V174L238 175H236V173L233 171V173H235V174H233L229 169H230V167ZM237 166H238V168H237ZM249 166H251V167H249ZM24 167V168H23ZM26 167V168H25ZM37 167H40V168H37ZM42 167V168H41ZM56 167H57V169H56ZM58 167H59V169L62 167V169H63V172L61 171L62 169H60V171H59V169H58ZM70 169H68V168ZM77 167V168H76ZM115 167V168H114ZM133 167H135V168H133ZM148 169H147V168ZM172 168L171 170H170V168ZM174 167V168H173ZM200 167V168H199ZM229 167V168H228ZM240 167H242V169L240 168ZM245 167V168H244ZM2 168L5 170H3L2 171ZM9 168V169H8ZM10 168H12V169H10ZM16 168H18V169H16ZM21 168V169H20ZM30 168V169H29ZM48 168H49V170H53L52 172H54V170H56V171H58L59 173H60V175H59V173L58 172H54L55 174V177H54V175H53V173L51 174L50 173V171L48 170ZM66 168V169H65ZM84 169V172H83V170L82 169ZM127 168V169H126ZM145 168L147 169V172H149L150 173V171H154L153 173H151V174H149V173H147L146 172V170H145ZM158 168H160V169H158ZM198 168V169H197ZM206 168H208L207 169V171H206ZM216 168V169H215ZM228 170H227V169ZM234 168V169H233ZM249 168V169H248ZM255 170H254V169ZM25 169H28V170H26V173L28 172V174H29V176H26V175H28V174H26V173H24L25 172V170H24V172H23V170ZM39 169V170H38ZM72 169V170H71ZM80 169V170H79ZM116 169V170H115ZM117 169H119V170H117ZM122 169H124V171L126 170L127 172H123V170ZM134 169V170H133ZM161 169H163V170H161ZM166 169H168V170H166ZM194 169V170H193ZM201 170V172L199 171L198 173L196 172V171H198V170ZM215 169V171H213V170ZM218 169H219V171H218ZM239 169V170H238ZM256 169H257V174L255 173V174H253V172L254 171H256ZM11 170V171H10ZM14 170V172L13 173H11L12 171ZM16 170H17V172H16ZM65 170V171H64ZM75 170V171H74ZM76 170L79 172V174L78 173H76ZM89 170H90V172H89ZM93 170V171H92ZM122 170V172L120 173V171ZM141 170V171H140ZM163 172L164 171V173H160L161 171ZM175 170V171H174ZM187 170H189V171H187ZM216 170H217V172H216ZM250 170V171H249ZM6 171H8V174H6L7 172ZM39 171V172H38ZM48 171V173L46 174L45 172H47ZM71 172L70 174L68 173V172ZM72 171H74V173L72 172ZM83 173H81V172ZM95 171V172H94ZM131 171H133V172H131ZM137 171H139V172H137ZM143 171V172H142ZM223 172V173H219L218 174V172ZM226 171H230L229 173L228 172H226ZM240 171H242L241 173H238V172H240ZM244 171V172H243ZM33 172V174H31ZM41 172H43V173H41ZM64 172H65V174H66V172L69 174H66L67 176H65V174H64ZM100 172V173H99ZM145 172H146V174H145ZM175 172V173H174ZM193 172V173H192ZM203 172V173H202ZM209 172H210V174H209ZM216 172V173H215ZM225 172V173H224ZM17 173V174H16ZM40 173V174H39ZM76 173V174H75ZM88 173H92L91 175L89 174L88 175ZM95 173H96V176H95ZM98 173V174H97ZM127 173H129V174H127ZM131 173V174H130ZM155 173V174H154ZM167 173V174H166ZM174 173V174H173ZM197 173V174H196ZM206 173H208L207 175H209V176H206L205 174ZM213 173H215L216 175L218 174V176H215V174H213ZM230 173H232L233 174V177H232V174H230ZM242 173H245L244 174V176L243 175H241ZM26 174V175H25ZM46 174V175H45ZM76 176H75V175ZM78 174V175H77ZM122 174V175H121ZM126 174V175H125ZM145 174V175H144ZM147 174H149V175H147ZM153 174V175H152ZM162 174V175H161ZM193 174H196V175H194L195 177H194V179L192 178V176H193ZM213 174V175H212ZM223 174V175H222ZM227 174H230L231 175V179H230V175H227ZM239 174H240V176H239ZM13 175V176H12ZM14 175H15V177H14ZM21 177H20V176ZM39 176V178L41 179H39L38 178V176ZM48 175V176H47ZM51 175H53L52 177H51ZM62 175V176H61ZM73 175H74V182L75 181H77L78 182V186H80V184H81V186H80V188L79 187H77V186H75L76 184L75 183H73V179H71V178H73ZM81 175H83V177L81 176ZM89 178H92V179H90L91 181H94L95 182V185L93 184V182H91L88 178H86V176ZM119 175H120V177H119ZM129 175V176H128ZM173 175V176H172ZM220 175V176H219ZM222 175V176H221ZM225 175V176H224ZM252 175H254V176H256L258 179H251L252 177H254V176H252ZM258 175V176H257ZM6 176V177H5ZM8 176V177H7ZM43 176V177H42ZM63 176H64V178H63ZM79 176V177H78ZM99 176V177H98ZM140 176L142 177V178H140ZM144 176V177H143ZM148 176H149V178H148ZM154 176H156V177H154ZM196 176H198L199 178L201 177L202 179H199L198 177H196ZM211 176V177H210ZM213 176H214V178L215 177H217L216 179H213ZM227 176H229V177H227ZM234 176H235V178H234ZM237 176V177H236ZM239 176V177H238ZM247 176V177H246ZM10 177V178H9ZM29 177V178H28ZM36 177V178H35ZM54 177V178H53ZM60 177V178H59ZM101 177H103L102 179H101ZM125 177V178H124ZM132 177H135V180H137V181H135L134 179L132 180L131 178ZM136 177H138V178H136ZM146 177L148 178L147 180H146ZM158 177V178H157ZM208 179H206V178ZM221 177H224L225 178V180H226V182H228V181H230L231 180V182H228V183H226V182H224L223 180H224V178H223V180H221V182H219L220 183V185H219V183L217 182V184H216V180L217 181H220V179H222ZM227 177V178H226ZM255 177V178H256ZM34 178H35V180H34ZM45 178V180H43V179ZM56 178V180H57V182H58V184L60 183V182H62V187H61V185L59 184H56L57 182H56V180H54ZM68 178H69V180H70V182H69V180H68ZM82 178H83V181H82V183L80 182V181H78V179L79 180H82ZM108 178V179H107ZM115 178H116V180H115ZM122 178H124V179H122ZM155 178H157V179H155ZM198 179L197 181L195 180V179ZM234 178V179H233ZM238 178V179H237ZM242 179V178H244V179H242L241 181V183L239 182L240 181V179ZM250 179V181L251 180H254V181H247V180H245V179ZM6 179V180H5ZM11 179H13V181H15V183L16 184H18V185H16L13 181L11 182H9V180H11ZM52 180V183H51V180L50 181H48V180ZM61 179H64V181H65V179H67L65 182H67V183H69L70 185H68V184H66L65 182H63V180H61ZM152 179H154V180H152ZM209 179H213L212 181L211 180H209ZM18 180H19V183H18ZM33 181V183L35 184H32V182L31 181ZM40 180V181H39ZM85 180H87L86 182H85ZM107 181V183H106V181ZM111 181V183H110V181ZM141 180V181H140ZM163 180V181H162ZM193 180V181H192ZM200 180H204V182L206 183L207 181L211 184V186H210V184H208V182H207V184L205 185V184H203L204 182L203 181H200ZM207 180V181H206ZM235 181V184H236V188L235 187H233V185H235V184H233L234 182L233 181ZM239 180V181H238ZM7 181V182H6ZM39 183H38V182ZM44 181V182H43ZM91 182V185L92 186H90L89 187V183H87V182ZM119 181V182H118ZM124 181V182H123ZM140 181V182H139ZM160 181H162V182H160ZM199 181V182H198ZM223 181V182H222ZM238 181V182H237ZM246 181L248 182V184L249 185H247V183H246ZM5 182H6V184H5ZM26 182V183H25ZM36 182V183H35ZM47 182V183H46ZM50 182V183H49ZM53 182H54V184H56V185H54L53 184ZM76 182V183H77ZM113 182V183H112ZM131 182V183H130ZM147 182H148V184L149 185H146L147 184ZM153 182V183H152ZM183 183V187H181V184ZM188 182L190 183V182H192V185H194V186H196L195 188H198L199 189V191L201 190V188H203L205 191H203V189L201 190V192H195V190L197 191L198 189H195L194 188V186H192V188H191V186L188 184ZM194 182V183H193ZM196 182V183H195ZM214 182V183H213ZM237 182V183H236ZM245 182V183H244ZM253 182V184L254 183H256L255 185H253V186H251L252 183ZM8 183H9V185H8ZM10 183H12V186L10 185ZM20 183H21V185H22V187H21V185H20ZM27 184V183H29V184H31V185H29V184H27L26 185V187H27V189H26V187H25V184ZM41 183H43V184H41ZM45 183H46V185H45ZM49 183V185H47ZM73 183V184H72ZM84 183H85V185H84ZM97 183V184H96ZM114 184L113 185V187H111L110 186V184ZM141 183H142V185L144 184V185H146V186H144V188H146V189H144V188H139L138 189V187L137 186H140L141 185ZM151 183V184H150ZM161 183H162V186H161ZM163 183H167V184H163ZM172 183V184H171ZM197 183H200V184H198V185H195V184H197ZM224 183V185L225 186H223V185H221V184H223ZM241 184V185H243V184H245V185H243V186H247L248 187V190H246V188L247 187H243L242 188V186L240 185V186H238L239 184ZM4 184V185H3ZM15 184V185H14ZM54 186H53V185ZM65 184H66V186L67 187H64L65 186ZM72 184V185H71ZM106 186L105 188H109V190H110V192H111V189H113V188H115L116 186V188L114 189V190H112V194L111 193H109V191H108V193H107V189H105L104 188V185ZM121 184H122V186H123V188L125 187L126 189H124L123 190V188L121 187ZM124 184H128V185H124ZM160 184V185H159ZM180 184V185H179ZM229 184V186H231L230 187V189H229V186H227L228 188H226V185H228ZM233 184V185H232ZM14 185V186H13ZM23 185H24V187H25V189L23 188ZM31 187V186H33V189H31L29 186ZM39 187H38V186ZM83 185V186H82ZM131 185H133V186H131ZM166 185V186H165ZM167 185H168V187H167ZM174 187V189L172 190V186ZM186 185V186H185ZM200 185V186H199ZM216 186L219 190H215V188L213 187V186ZM4 188H2V187ZM8 186V187H7ZM49 188H48V187ZM55 186H59L60 188H62V189H60L59 187L58 188H56L57 189V193H55L54 191L56 190L55 189ZM71 186H74V187H77V188H74V187H71ZM85 186V188L83 189V187ZM126 186H128L129 188L130 187H135V189H129V191L127 190V187ZM143 186H140V187H143ZM163 186H164V188H163ZM175 186H177V187H175ZM190 187L191 189H193L194 190V192H192L191 191V189H189L188 188V190L186 189L187 187ZM198 186V187H197ZM202 186H204V187H202ZM207 186H208V188H207ZM249 186H251V187H249ZM11 187V188H10ZM35 187V188H34ZM43 187V188H42ZM64 187V188H63ZM100 187V189H102V190H104L105 191V193H103L104 191H102L101 192V190H99L98 188ZM102 187V188H101ZM165 187H167V189H166V191L167 192H169V196L171 197H169L168 196V193L165 191ZM201 187V188H200ZM205 187H206V189H205ZM239 187H241L243 190H244V192H243V190L241 189V188H239ZM253 187V188H252ZM8 188H10V189H8ZM22 188V189H21ZM46 190H45V189ZM68 188H69V190H68ZM73 189L72 191H74V189H75V192L74 193H72V192H70L71 190L70 189ZM97 188V189H96ZM118 188V189H117ZM181 188H183V189H185V191L184 190H182L181 191ZM211 188H213V189H211V191L213 190V191H215V193H214V196H213V194L211 195V193L213 192H211L210 191V189ZM216 188V189H217ZM225 188H226V190H225ZM238 188V189H237ZM251 188V189H250ZM6 189H8V190H6ZM38 190V191H35V190ZM48 189H50V190H48ZM60 189V190H59ZM64 189V190H63ZM76 189L77 190H79V191H76ZM92 189V190H91ZM138 189V191L136 192V190ZM175 189H177V191L175 190ZM211 192L210 194L209 193H207V194H209L208 196H212V197H210V198H208V196H207V194L205 193V192H209L208 190ZM221 189H223L222 191H224L225 190V193H223L222 191L220 192V193H222V194H229V195H234V193H235V195H234V197H232V200H230V202H227V201H229V200H226L225 202L224 201H221L220 203H219V201L218 200H221V199H219L220 197H221V194H219L218 192L221 190ZM227 189H229L228 191H227ZM242 190V191H239V190ZM3 190V191H2ZM13 190H14V192H13ZM16 190V191H15ZM23 192H22V191ZM27 190V191H26ZM45 191V193H43L44 191ZM47 190H48V193H47ZM65 190L67 191V193H66V195H64V193H63V191L65 192ZM84 190V191H83ZM90 190V191H89ZM115 190H117L116 191V193L114 194V192H115ZM118 190L120 191V192H118ZM127 192H126V191ZM149 190V191H148ZM160 190V191H159ZM163 190V191H162ZM169 190V191H168ZM172 190V191H171ZM232 190V191H231ZM237 190L239 191L238 193H237ZM250 190H252L251 192H250ZM11 191H12V193H13V197L11 196ZM32 191V192H31ZM39 191H42V193H43V195H42V197L45 199V200H42V197H41V193L39 192ZM60 191V192H59ZM82 191V192H81ZM95 191V192H94ZM152 193H151V192ZM176 191V192H175ZM216 191H218V192H216ZM230 191V192H229ZM235 191V192H234ZM15 192H17V193H15ZM20 192H21V194H20ZM29 192H30V194H29ZM33 192H35V193H37V192H39L38 194L40 195H38V194H34V196L35 197H37L38 199H36V198H34L33 197ZM53 192V193H52ZM59 192V193H58ZM91 192V193H90ZM98 192V193H97ZM129 192H131V193H129ZM140 192V193H139ZM165 192L167 193L166 195H164L165 194ZM170 192L174 195H172V194H170ZM182 193V194H179V193ZM187 192H191L190 194L188 193L187 194ZM233 192V193H232ZM241 192V193H240ZM6 193H8L9 195H10V197H6L7 195H6ZM80 193H82V194H80V195H84V196H81L82 198H78L79 197V194ZM90 193V194H89ZM92 193H94L93 195H92ZM95 193H97V195L95 194ZM121 194V196H120V194ZM137 193V194H136ZM153 194L152 196H150L151 194ZM155 193V194H154ZM161 193H164V194H162L161 195ZM178 193V195H177V199H175L174 197H176L175 195ZM187 195V196H189V197H187L185 194ZM199 195V193L202 195H197V194ZM218 193V194H217ZM247 193V194H246ZM26 194V195H25ZM45 194V195H44ZM47 194H49L52 198H54V202L52 201V199H51V197L49 196V195H47ZM52 194H53V196H52ZM76 194V196H77V198L74 200V197H76V196H74ZM78 194V195H77ZM100 194H101V196H100ZM106 194V195H105ZM112 195V197H111V195ZM123 194V195H122ZM139 194V196L140 197H137V195ZM149 194V195H148ZM157 194V196H155ZM204 194V195H203ZM206 194V195H205ZM215 194H217V195H220L219 197L218 196H216ZM238 194V195H237ZM244 194V197H245V194H246V197H245V200L243 199V198H241L242 196L241 195H243ZM252 195L253 194V198H252V200H251V197L249 196V195ZM8 195V196H9ZM17 195H18V197H19V199H18V197H17ZM23 195H25V197L23 196ZM28 195V196H27ZM37 195V196H36ZM56 195V196H55ZM58 195V196H57ZM68 195V196H67ZM88 195V196H87ZM90 195H92V196H90ZM105 197V196H107V197H103V196ZM148 195V196H147ZM164 195V196H163ZM181 195H182V197H181ZM183 195H184V197L186 198V199H184V197H183ZM195 195V196H194ZM2 196H4V197H2ZM41 198H39V197ZM60 196H61V200H62V202H61V205L57 202V204H56V201L58 200V199H60ZM65 196V197H64ZM71 196V197H70ZM99 196V198H97ZM109 196V197H108ZM154 196V197H153ZM161 196V197H160ZM180 196V198H178ZM237 196H238V199H239V196H240V199H241V202H242V200L243 201H245V202H242V204L243 205H241V203L238 205V201H237V207L235 208V203H231V202H235L234 200H235V198H237ZM31 197V198H30ZM69 197V198H68ZM85 197V198H84ZM87 197V198H86ZM89 197L91 198V197H93V198H91L90 200H93V199H95V200H93V202H90L89 200H87V199H89ZM146 197V198H145ZM151 197V202L153 201L152 199H154L155 200V202L153 201L152 203H157L156 201H158V202H160V203H158V205L157 204H155V205H157V206H155L154 204H152V203H150L149 201V198ZM158 197H160V198H158ZM163 197V198H162ZM168 197V198H167ZM173 197V198H172ZM192 199H191V198ZM197 197V199H195ZM205 197H207L206 199H210L209 201H207L206 199H205V201L203 200V198H205ZM216 197L218 198V199H216ZM1 198H2V200H1ZM4 198V199H3ZM22 198H24V199H22ZM25 198H28V199H26L25 200ZM50 198V199H49ZM56 198H58V199H56ZM63 198V199H62ZM71 198V199H70ZM99 199V201H97V199ZM102 198H104V199H102ZM115 198V199H114ZM141 198V199H140ZM156 198V199H155ZM187 198H189V201L187 200ZM200 200H199V199ZM213 198H215L216 200H212ZM222 198V197H221ZM234 198V199H233ZM246 198H248V202L246 203ZM250 198V199H249ZM8 199V200H7ZM55 199H56V201H55ZM66 199L69 201V203H70V201H72V199H73V201H75V204H76V206L74 205V202L72 201V203H70V205H69V203H68V201H66ZM87 201H86V200ZM101 199H102V201H101ZM110 200V201H108V200ZM112 199H113V201H112ZM137 199V200H136ZM145 199H147V202L145 201ZM161 199V200H160ZM167 199H169L168 201H167ZM179 199H180V201H179ZM183 199H184V201H183ZM202 199V200H201ZM21 202H20V201ZM26 201V202H23V201ZM28 200H30V201H28ZM33 200V201H32ZM37 200V201H36ZM42 200V201H41ZM52 202H51V201ZM83 200H85V201H83ZM116 200V201H115ZM121 200V201H120ZM149 200V201H148ZM201 201V202H199V201ZM222 200H224L223 198H222ZM2 201V202H1ZM17 201H19V202H17ZM40 201V202H39ZM43 201H44V203H43ZM78 201V202H77ZM83 201V202H82ZM95 201V202H94ZM97 201V202H96ZM103 201H105L104 202V206H102L101 205V203L103 202ZM141 203H140V202ZM145 201V202H144ZM164 203H163V202ZM177 203H176V202ZM183 201V202H182ZM215 201H217V203L218 204H220V205H218L219 207H221V205H225L224 203H226V204H228L229 203V207H228V209H227V207H225V206H222V207H224L225 208V210H223V209H221L220 208V210L218 209V208H214V209H212V207H215L217 204L216 203H214V205H210L209 206V208H207V209H210V207H211V209L209 210V215H208V210L206 209V205L208 204L209 205V203H212L213 204V202H215ZM240 201V200H239ZM6 202V203H5ZM14 202H16V203H14ZM52 204H51V203ZM80 202V204H78ZM86 203L87 202V205H91V207H90V205H89V207L87 206H85V205H83V203ZM90 202V203H89ZM101 202V203H100ZM117 202V204H115ZM120 202V203H119ZM124 202V203H123ZM144 202V203H143ZM186 202H187V204H186ZM198 202V203H197ZM209 202V203H208ZM224 202V203H223ZM250 202V204H248ZM10 203H13V204H10ZM18 203H19V205H18ZM22 203H24L25 205H23L22 206ZM38 203V204H37ZM43 204V205H39V204ZM48 203H50V204H48V206H46ZM84 203V204H85ZM99 205H98V204ZM112 205V207L110 206V204ZM135 203V204H134ZM174 203V204H173ZM186 205H185V204ZM193 203H197V205H195V204H193ZM201 203H202V205H203V208H202V205H201ZM207 203V204H206ZM233 205V207L235 208V210H237V211H234L233 210V207H231L230 205L231 204ZM4 204H6L5 206H4ZM15 204V206L17 207H15V206H13ZM36 204V205H35ZM46 204V205H45ZM66 204H68V205H66ZM72 204V205H71ZM105 204H106V206H105ZM107 204H108V208L109 209H107ZM132 204H133V206L134 205H138L137 207L139 208L140 206V208L139 209H137V207H131L132 206ZM146 204H148V205H146ZM161 204V205H160ZM164 204H165V206L166 207H164ZM172 204H173V206H172ZM180 204V205H179ZM184 204V205H183ZM206 204V205H205ZM38 205L41 207H38ZM53 205V206H52ZM54 205H56V206H54ZM57 205H59V206H57ZM66 207H65V206ZM94 205V206H93ZM116 205V206H115ZM181 205H183V206H181ZM4 206V207H3ZM11 206V207H10ZM29 206H30V208H31V210H29ZM35 208H34V207ZM39 208V210L37 209L36 210V208L37 207ZM44 206H46L45 208H44ZM52 206V207H51ZM61 206V207H60ZM67 206H69V207H67ZM70 206H72L71 208H70ZM79 206H82V207H79ZM99 206H101L102 208H104V209H102L101 207H99ZM126 206H127V208H126ZM191 208H190V207ZM192 206H194V207H192ZM198 207V214L196 213L197 212V208L195 209V207ZM205 206V207H204ZM218 206H216V207H218ZM7 207H9V208H7ZM14 207V208H13ZM21 208V210H20V208ZM24 207V208H23ZM51 207V208H50ZM54 207H56V208H54ZM58 207H60V208H58ZM76 207H78L79 209H77ZM97 207H98V209H97ZM116 207V208H115ZM144 207H147V208H143ZM153 209H152V208ZM155 207H157L156 209L157 210H155ZM160 207V208H159ZM179 207H181V210H177V209H180ZM189 208L188 210H190V211H188V210H186V208ZM208 207V206H207ZM231 207V208H230ZM13 208V209H12ZM19 208V209H18ZM22 208H23V211H22ZM26 208V209H25ZM44 208V209H43ZM49 209L50 208V210L51 211H49V210H46V209ZM65 208H68V209H64ZM85 208H88L89 210L88 211H86V210H84ZM111 208H114V209H111ZM166 208V210H164ZM192 208H193V210H192ZM201 208L203 209V210H201ZM204 208H205V210H204ZM8 209V210H7ZM16 211H15V210ZM59 209V210H58ZM70 209H76V210H70ZM90 209H91V211H90ZM101 209V210H100ZM111 209V210H110ZM120 209V210H119ZM125 209H127L126 211H125ZM146 209H148L149 210V212L153 215H151L149 212L147 213V211H146ZM161 211H160V210ZM173 211H172V210ZM177 211H176V210ZM184 209V211L182 212V210ZM22 211V212H20V211ZM32 210L35 212L36 211V214L34 215V214H32ZM42 210H44V211H42ZM55 210V211H54ZM66 210H68V211H66ZM80 210V211H79ZM84 210V211H83ZM96 210H98V211H96ZM102 210H104V211H102ZM108 210V214H107V212H105V211H107ZM117 210V212H114V211H116ZM140 210V211H139ZM152 210V211H151ZM155 210V211H154ZM196 210V211H195ZM230 210H232L233 211V213H232V211H230ZM18 211V212H17ZM27 211V212H26ZM31 211V212H30ZM38 211V212H37ZM46 211V212H45ZM58 211V212H57ZM63 211H65V212H63ZM74 211V212H73ZM79 212L78 214L77 213H75V212ZM119 211V212H118ZM138 211V212H137ZM177 212V214L175 213V215H177V217L176 216H174V215H172L174 212ZM200 211H203L204 212V214H207L208 216L206 217V215H205V217L203 218V219H201L200 221L202 222V224H201V222H200V224H199V221H197V219H200V218H202V212H200ZM230 213H229V212ZM10 212H11V214H10ZM24 212V213H23ZM33 212V213H34ZM40 212V213H39ZM49 213V212H52V213H49V214H51V215H48V213L47 214H45V213ZM60 212H62L61 214H60ZM95 212V213H94ZM98 212V213H97ZM100 212H101V215H100ZM104 213V215H103V213ZM123 212H125L124 214H123ZM128 212V215L126 214ZM139 212H140V214L142 213V212H144L143 214H145L146 216H147V218H146V216H143V214H142V217L140 218V214H139ZM180 212V213H179ZM186 212V213H185ZM188 212H192L193 213V215L194 216H192V214H190V215H187L188 214ZM207 212V213H206ZM227 212H228V214H227ZM12 213H13V217H14V219H13V217H11L12 216ZM21 213V214H20ZM30 213V214H29ZM42 213H44V214H42ZM57 213H59V214H57ZM65 213V214H64ZM70 213V214H69ZM88 215H87V214ZM90 213V214H89ZM132 213L134 214V213H137L136 215H132ZM171 213V214H170ZM197 215H195V214ZM201 215H200V214ZM10 214V215H9ZM15 214L18 216L19 214L21 215V217H20V215L17 217L16 216V219H15ZM24 214H25V216H24ZM40 214L42 215V216H45L46 218L48 217L49 218V220H47L45 217H42L41 216V218L39 217L40 216ZM68 214L70 215V216H68ZM76 214V215H75ZM80 214V215H79ZM86 214V215H85ZM94 214V216H95V219H94V216H92V215ZM98 215L99 217H96V215ZM122 214L123 215H125V217L124 218H126L125 220H124V218H123V216H122ZM181 214V215H180ZM203 214V215H204ZM232 214V215H231ZM27 215V216H26ZM28 215H31L30 217H33V218H29V216ZM34 215V216H33ZM38 217H37V216ZM46 215H48V216H46ZM55 215V216H54ZM57 215V216H56ZM58 215H59V218H60V215L62 216H66V218H68V220L65 218V216H64V218H62V219H64V220H62V219H59L58 218ZM91 215V216H90ZM106 215V217H108V218H106V217H104ZM150 215L152 216V217H150ZM6 216H8V217H6ZM22 216H24V217H22ZM37 217L36 218V221H37V224L39 225V220H40V222L42 221V223H40L41 225H39L40 226V228H39V226L37 225V224H35L36 222H35V218L34 217ZM77 216V217H76ZM133 216V217H132ZM139 216V217H138ZM199 216V217H198ZM26 217H27V219H26ZM53 217V218H52ZM74 217V218H73ZM85 217H88V218H85ZM91 217V218H90ZM111 217V218H110ZM114 217H116V218H114ZM118 217V218H117ZM137 219H135V218ZM148 217H149V219H148ZM154 217V218H153ZM171 217H173V218H171ZM193 217H194V219H193ZM6 218H8V219H10V221L12 220V221H14V222H17V223H19L18 224V227L16 228V226H17V223L16 224H13L14 222H10L8 219H6ZM50 218H52V219H55L54 221H52V220H50ZM57 218H58V221H57ZM78 220H83L81 223H79L78 221L76 222V220L77 219ZM96 218H105V221L108 223V225L107 224H105L106 222L104 221V220H102V219H96ZM114 219V221H117V222H112V220ZM133 219V221H132V219ZM142 218H146V219H148V221L150 220L151 222H154V223H151V222H148L146 219L144 220H142ZM153 219V221L151 220V219ZM157 220H156V219ZM171 218V219H170ZM189 218H190V220H189ZM195 218H196V220H195ZM22 219V220H21ZM24 219H26V222L24 221ZM31 219H33V221H32V223L30 222L31 221ZM38 219V220H37ZM71 219H73V220H71ZM76 219V220H75ZM85 219H87V220H85ZM109 219V220H108ZM112 219V220H111ZM129 219H131V221L132 222H134L135 223V225H136V227H134L135 225H133L134 223H132ZM134 219L136 220V221H134ZM139 219H141L142 221H143V223H142V221L140 222L139 221ZM177 219V220H176ZM181 219V220H180ZM185 219H187L186 221H188V222H186L185 221ZM217 219H219V222L217 223ZM19 220H21V221H24V222H21V221H19ZM75 220V221H74ZM87 222H85V221ZM95 220H98L97 222H94ZM101 220V221H100ZM124 222H122V221ZM180 221L181 222V224H182V221H184L183 222V225L181 226V228H179L180 226V222H178V224H176V222L177 221ZM206 220H209L208 222L209 223H211V224H209V226L211 225L212 226V229H211V226H210V230L212 231L213 230V232H214V229H215V226H214V224L216 225V229H215V231L217 230L218 232L220 231L221 232V235H223L224 237V239L223 238H221L222 239V241L224 242V240L226 239V237L225 236H227L225 233H228V234H230L231 236H232V238L230 237V236H228V238L227 239H229V240H231V241H229V240H227V242H229V244H225V245H228V246H230V243H231V248L230 247H228V248H230V249H232V251L233 250H235V251H233V252H231V250L230 249H228L227 248V246H225L224 245V243L222 244V241H221V239H220V237L219 236H221V235H219L220 234V232H219V234H218V232H211V231H209V230H207V228L209 227L208 226V222L206 221ZM225 222H223V221ZM226 220L228 221V222H226ZM229 220L230 221H232V222H235L234 224H229L230 222H229ZM29 221V222H28ZM50 221V222H49ZM91 222V225H90V223L89 222ZM93 221V222H92ZM104 221V222H103ZM109 221V222H108ZM128 221H130L131 223L130 224H128L129 222ZM138 221H139V223H138ZM146 221V222H145ZM156 221V222H155ZM190 221V222H189ZM192 221H193V223H195V222H198V223H195V224H193L192 223ZM205 221L207 222L206 224H205ZM224 223V225L223 226H225V224H229V225H231V226H229V225H227V227L225 226L224 228H222V225L221 224H223L222 222ZM258 221V222H257ZM9 222V223H8ZM49 222V223H48ZM51 222H53L54 224H52ZM77 223V224H75V223ZM83 222H84V224L86 225V224H89L91 227H89V225L87 226L86 225V227H85V225L83 224ZM101 222H103L102 224H100ZM118 222H120V224L118 223ZM159 222V223H158ZM214 222V224L212 225V223ZM24 223L26 224V225H28L27 227L24 225ZM45 223V224H44ZM46 223H48V224H46ZM97 223V224H96ZM110 223H112V224H110ZM117 223V224H116ZM126 223V224H125ZM151 223V224H150ZM163 223V224H162ZM187 223L188 224H193L190 228L193 230V228H198V229H194L195 230V232L194 231H192L190 228H187L188 226H186L187 225ZM204 223V224H203ZM220 223V224H219ZM237 223V224H236ZM11 224V225H10ZM22 224V225H21ZM29 224H31L32 225V227H31V225H29ZM33 224H35V225H33ZM93 224V225H92ZM97 226H96V225ZM99 224V225H98ZM116 225V227H114L115 225ZM128 224V225H127ZM133 225V228H137L136 230H134V229H132V226L129 228V226L130 225ZM153 224V225H152ZM175 224V225H174ZM200 225V226H198V225ZM217 224H218V226H217ZM255 224H257V225H255ZM13 225H14V227H13ZM38 227H37V226ZM45 225V227H43ZM69 225H71V226H73L74 228H72V227H70ZM78 225V226H77ZM81 226V228H80V226ZM84 225V226H83ZM101 225V226H100ZM111 225V226H110ZM123 225V226H122ZM148 227H147V226ZM155 225V226H154ZM197 225V226H196ZM204 226V225H206L205 227H203V229L204 228H206V231H207V233L205 232V234H208V232H210L211 233V235H212V233L213 234H215L216 236H218L217 237V241L218 240H220L221 241V244H220V241L218 242L220 245H224L226 248H224V246L221 248V246H220V248H218L219 247V244L217 243V241L212 237V236H210L209 237V235H210V233L208 234V235H206L207 236V239L209 240H205V241H203V239H206V237L203 235L204 234V230L203 229H201L202 227L201 226ZM221 225V226H220ZM235 227H234V226ZM255 225V227H254V229L253 228H251V227H253ZM31 228H30V227ZM47 226V227H46ZM50 226L52 227H56L57 228V226H58V230L55 228H53L52 229V232L51 231H49V230H51L50 229ZM76 226V227H75ZM104 226V227H103ZM109 226H110V229H109ZM118 226V227H117ZM152 226V227H151ZM153 226H154V228H153ZM162 226V227H161ZM168 226V227H167ZM176 226H177V228H176ZM194 226V227H193ZM213 226H214V229H213ZM220 226V227H219ZM257 226H258V228H259V226L261 227L262 226V230L261 231H258L257 230ZM11 227H13L12 229H11ZM23 227V228H22ZM29 227V228H28ZM35 227V228H34ZM49 227V228H48ZM67 227H69L68 228V230H66V228ZM88 227V228H87ZM94 227H96V228H94ZM98 227H100V228H98ZM106 227V228H105ZM141 227V228H140ZM150 227H151V229H150ZM165 227V228H164ZM201 227V228H200ZM217 227H219V228H221L223 231H227V232H223L222 230H220L219 228L217 229ZM232 227V228H231ZM3 228H5V229H3ZM10 228V229H9ZM21 229V232H19V229ZM28 228V229H27ZM32 228H34V232H32L31 233V231H33L32 230ZM37 228H39L38 230H37ZM43 228V229H42ZM88 230H87V229ZM103 228H105V230H107V231H105ZM112 228V229H111ZM116 230H115V229ZM117 228H118V230H117ZM148 228V229H147ZM153 228V229H152ZM160 228V229H159ZM164 228V229H163ZM168 228V229H167ZM186 228V229H185ZM230 228V229H229ZM235 228V229H234ZM16 231H15V230ZM49 229V230H48ZM59 229H61L60 231H62V232H60L59 231ZM64 229V230H63ZM72 229L74 230V229H77V230H74L73 232H71L72 231ZM85 232V234H89V235H85L84 233H83V231ZM84 229H86V230H84ZM94 229V230H93ZM102 229L104 230V231H102ZM108 229L109 230H112V232L111 231H109L110 233H112V234H110L109 235V232H108ZM121 229H126L127 231V233L126 232H124L123 230H121ZM128 229H129V231H128ZM130 229H132V230H130ZM140 231H139V230ZM149 229H150V231H149ZM161 229H162V231H161ZM179 229V230H178ZM182 229V230H181ZM186 231H188L189 229V233H187L186 234V236H188V237H184L183 238V236L185 235H183L182 234V232L181 231H184V233H186L185 232V230ZM188 229V230H187ZM209 229V228H208ZM225 229H228V230H230L231 231V233L230 232H228V230H225ZM248 229H250V230H248ZM251 229H253V232L255 231V233H253V232H251ZM1 230H2V232H1ZM27 230H29V231H27ZM40 230V231H39ZM45 232H44V231ZM66 230V231H65ZM90 230V231H89ZM93 230V231H92ZM97 230V233L95 232ZM139 232H138V231ZM148 230V231H147ZM154 230V231H153ZM165 230V231H164ZM174 230V231H173ZM200 230H202L203 231V234H201V232H198V231ZM258 232H257V231ZM27 231V234L25 233ZM42 231L44 232V235H41V233H42ZM58 232L57 233V235H55V234H53L54 232ZM67 231H69V232H67ZM78 231V233H80V234H78V233H76ZM98 231H99V233H98ZM116 231H119V232H117L116 233ZM123 231V232H122ZM131 231H133L134 233H136V234H133V232H131ZM136 231V232H135ZM149 232V233H147L146 234V232ZM251 233H250V232ZM6 232H8V233H6ZM14 232H16L15 234H14ZM41 232V233H40ZM48 232V234H49V236H46L47 233ZM51 234H50V233ZM64 232H66V233H64ZM71 232V233H70ZM95 232V233H94ZM116 234H115V233ZM152 232L154 233V234H152ZM193 232H194V234H193ZM197 232H198V234H200L199 236H198V234H197ZM223 232V233H222ZM247 232H248V234L250 233V234H252L253 236L254 235H256V236H251L250 234L248 235L247 234ZM261 232V235L259 234ZM20 233V234H19ZM37 233V234H36ZM61 233V234H60ZM66 236V237H68L66 240H67V242H68V248H67V244H66V242L64 243V239H65V237L63 236V234ZM73 233H76V234H73ZM85 235H83V234ZM90 233H94L93 235H95V234H97V235H95V236H93V235H91ZM104 233V235H105V237L104 236H101L102 234ZM107 233V234H106ZM121 233V234H120ZM123 233H125V234H123ZM142 233V234H141ZM162 233H165L164 235H166L165 237H163V234ZM168 235H167V234ZM179 233H181V236L182 237H179L180 236V234ZM193 235H191V234ZM256 233H258V234H256ZM263 233V234H262ZM7 234V235H6ZM12 234V235H11ZM82 234V235H81ZM101 234V235H100ZM116 235V237H117V239H116V237L114 236V238L116 239L115 240V243L114 242H112V241H114V238H113V236L112 235ZM129 234H131V235H129ZM138 234H139V236L140 237H143V239L141 238H139V236H138ZM149 234H150V236H152V237H150L149 236ZM158 234H159V237H158V239H157V236H158ZM189 234L191 235V236H189ZM195 234H197L196 236H197V238L198 239H200V240H198V239H196L195 237ZM225 234V235H224ZM5 235V236H4ZM20 235V236H19ZM27 235V236H26ZM51 235V236H50ZM60 235V236H59ZM71 236L72 238H70L69 239V236ZM121 235H124L123 237H121ZM125 235H127L126 237H128V236H130V237H128L127 239H125L126 237H125ZM134 235V236H133ZM136 235V236H135ZM147 235H148V237H147ZM154 235V236H153ZM215 235H213V236H215ZM258 235V236H257ZM31 236V237H30ZM34 236V237H33ZM44 237V238H42V237ZM54 236H55V238H57V239H55L54 238ZM63 236V237H62ZM93 236V237H92ZM101 237V239L103 238V240L105 241L106 240V242H104L103 240H101L100 239V237ZM118 236H119V241H118ZM216 236H215V238H216ZM247 236V237H246ZM8 239H7V238ZM33 237V238H32ZM47 237V238H46ZM49 237V238H48ZM53 237V238H52ZM77 237V238H76ZM96 237V238H95ZM98 237H99V239H98ZM125 237V238H124ZM162 237L164 238V240L168 243H165V241H164V243H163V241H161V240H163L162 239ZM181 239V240H183L184 241V243H180V242H182V241H180L179 240V238ZM189 237H190V240H192L193 238V240H195V242H190L189 243V241L190 240H188L189 239ZM191 237H193V238H191ZM200 237H202V238H200ZM205 237V238H204ZM211 237H212V239H211ZM222 237V236H221ZM246 237V240L244 241V238ZM255 237H257V238H255ZM46 238V239H45ZM53 240H52V239ZM64 238V239H63ZM74 238V239H73ZM79 238L81 239V240H79ZM106 238V239H105ZM107 238H109V241L107 240ZM122 238V239H121ZM130 238V239H129ZM139 238V239H138ZM144 238H145V241H146V239H147V242H148V240L149 241H151V243H145L144 241H142V240H144ZM148 238H150V239H148ZM186 238V241L184 240ZM211 239V242H212V244L214 245V243L216 244V245H209L210 244V239ZM219 238V239H218ZM252 239V240H248V239ZM254 238V239H253ZM259 238V239H258ZM58 239L60 240V241H58ZM111 239H112V241H111ZM202 239V240H201ZM214 239V240H213ZM243 239V240H242ZM255 239H257L256 241H254ZM55 240V241H54ZM61 240H63L62 242L63 243H61V244H63V245H61L59 242H61ZM70 240H71V242H70ZM84 240H86V241H84ZM121 240H123V241H121ZM130 240V241H129ZM178 240H179V245L181 246H179V245H177L178 243ZM241 240L243 241V242H241ZM249 242H248V241ZM260 240V241H259ZM58 241V242H57ZM73 241H75V246H74V242ZM81 241V244H83V242H84V244H86V245H82V246H86V247H82V246H80L79 247V245H81L79 242ZM83 241V242H82ZM122 243H121V242ZM138 243H137V242ZM161 241V242H160ZM198 241H203L204 243H202V244H200V242H198ZM252 241V242H251ZM263 241V242H262ZM55 242V243H54ZM71 244H70V243ZM73 242V243H72ZM78 242V243H77ZM87 242V243H86ZM108 242V243H107ZM112 242V243H111ZM141 242V243H140ZM188 242V243H187ZM205 242H208L209 244H206ZM248 242V243H247ZM53 243V244H52ZM59 243L60 244V246H62L61 248H62V251H60V246H59V244L57 245V244ZM105 244V245H103V244ZM116 243H118V244H116ZM125 243L128 245V246H126V251H127V249H129L128 250V252H126L125 251V247H123V245H125ZM133 243V245H129V244H132ZM158 243V244H157ZM163 243V244H162ZM177 243V244H176ZM195 243H196V245H195ZM226 243V242H225ZM251 243V244H250ZM263 243V244H262ZM3 244V245H2ZM11 244V245H10ZM12 244H13V246H12ZM17 244H20V245H18V247L22 250V251H24V247L27 249H25V252H22L21 250H18V247H17V249L15 248L16 246H17ZM54 244H56V246L54 245ZM64 244H66V245H64ZM77 244H79V245H77ZM88 244V245H87ZM106 244L108 245V244H111V246H112V248H114V249H116L115 251H117L118 250V252H116V253H114V254H111L112 252H113V249L111 250L110 249V246L108 247H106ZM141 246H146L147 245V247H141ZM158 246H157V245ZM182 244L183 245H185V244H187V245H185V248H184V246H182ZM190 244H192V245H190ZM198 244V245H197ZM204 244H206V245H204ZM248 244H250V245H248ZM4 245H8L7 247L9 248V250H10V248H12V250L11 251H9V250H7V248H5L6 246H4ZM30 245V246H29ZM148 245L150 246V247H148ZM151 245H153L152 247H151ZM156 247H155V246ZM199 245H201V246H199ZM206 246V248H208L207 246H211L210 247V250H209V248L207 249V251H210V254H209V252H205V250H206V248L204 247V249L203 250H201V247L202 246ZM218 245V246H217ZM33 246V247H32ZM66 246V247H65ZM103 248H102V247ZM136 246V247H135ZM175 246V247H174ZM177 246V247H176ZM188 246H189V248H188ZM195 248H197V249H195ZM197 246H199V247H197ZM4 247V248H3ZM58 247V248H57ZM65 247V249H67V250H65V251H63V248ZM88 247H90V249L88 248ZM105 247V248H104ZM119 247V249H117ZM121 247V248H120ZM124 249H123V248ZM127 247H129V248H127ZM141 249H140V248ZM159 247V248H158ZM178 247H179V250H178ZM188 248V251H186L187 250V248ZM234 249H233V248ZM34 248V249H33ZM57 248V249H56ZM70 248V249H69ZM80 248V249H79ZM82 248V249H81ZM88 248V249H87ZM112 251L111 253H110V250ZM151 248H154L153 249V251H152V249L150 250ZM181 248H183V249H181ZM203 248V247H202ZM1 249H3V250H1ZM16 249V250H15ZM75 249H78V250H81V251H79L80 253H78V251L77 250H75ZM84 249V250H83ZM87 249V250H86ZM100 249V250H99ZM102 249L104 250V249H108V250H104V251H102ZM137 249V251H135ZM139 249V250H138ZM146 249H149V250H147L148 251V253H149V255H148V253H146L145 254V252H147V251H145ZM162 252V254H161V252L159 251V250ZM162 249V250H161ZM172 251H171V250ZM185 249V250H184ZM192 249V250H191ZM201 250V251H199V250ZM223 249H226V250H228L227 252L226 251H224L223 252ZM6 250V251H5ZM31 250V251H30ZM32 250H34V251H32ZM71 250V251H70ZM73 250V251H72ZM89 250H91V251H89ZM120 250V251H119ZM122 250H123V252H122ZM132 250V251H131ZM182 250H184V251H182ZM191 250V251H190ZM196 250H197V252H196ZM2 251V252H1ZM3 251H5V252H7V253H4ZM20 251V252H19ZM27 251H29V252H27ZM67 251V252H66ZM75 251V252H74ZM84 251H86V252H84ZM89 251V252H88ZM102 252V257L101 256H99L100 254H101V252ZM145 251V252H144ZM149 251H152V252H149ZM157 251V252H156ZM181 251H182V253H181ZM186 251V253L184 254V252ZM203 251L205 252V253H203ZM14 254H13V253ZM16 252V253H15ZM34 252V253H33ZM43 252V253H42ZM70 252L72 253V254H70ZM91 252V253H90ZM105 254H104V253ZM109 252V254H111L112 256H108V255H106L107 253ZM125 252H126V254L127 253H129L130 252V254L129 255H125ZM134 254H133V253ZM137 252V253H136ZM138 252H140L139 254H138ZM154 252V254H152ZM155 252H156V254H155ZM158 252H159V255L157 256V254H158ZM165 253L164 255L165 256H162V257H164L165 259H163L161 256L159 257L160 258V260H159V263L158 264H161L160 263V261L162 260L163 261V263L164 264H168V258H170V260H171V258H172V255H169V253ZM177 252V253H176ZM181 253L179 256H182V254H184L183 256H184V261H182V258L180 257V258H178L179 256L177 255V254H179V253ZM190 252H191V254H190ZM194 252V253H193ZM202 252V253H201ZM228 252L230 253L229 255H226V254H228ZM235 252V253H234ZM41 253V254H40ZM75 253L77 254L78 253V255H75ZM120 253H122L123 255H125L124 257H126L127 256V258H124ZM147 256L148 255V259L146 258V257H144L145 255ZM170 253V254H171ZM187 253H188V256L190 255V257H188L187 256ZM196 253V254H195ZM10 254H13V255H10ZM35 254V255H34ZM65 254V255H64ZM74 254V255H73ZM87 254V255H86ZM120 254V255H119ZM131 254H132V257H131ZM195 254L196 255V257H195V255H194V257H193V259H191L192 258V256ZM197 254H199V255H197ZM201 254V255H200ZM8 255V256H7ZM18 255V256H17ZM38 255V256H37ZM40 255V256H39ZM60 255H61V257H60ZM74 257H73V256ZM93 255H95L98 259H94L95 257L93 256ZM114 255V256H113ZM115 255H117V256H115ZM118 255L120 256V257H118ZM134 255H138V256H134ZM154 255V256H153ZM168 255H169V257H168ZM186 255V256H185ZM222 255V256H221ZM11 256V257H10ZM13 256H15L14 257V259L16 258V259H18V260H14V261H12V257ZM19 257V258H17V257ZM44 256V257H43ZM53 256H54V258H53ZM77 256H78V258H77ZM88 257V259L87 258H85V257ZM105 256V257H104ZM130 256V257H129ZM140 256V257H139ZM182 256V257H183ZM237 256V257H236ZM242 256V258H240ZM4 257V258H3ZM6 257L8 258V259H6ZM36 257V258H35ZM75 257L78 259V261L79 262H76L75 263V261L73 262V260H77V259H75ZM100 257L102 258V259H100ZM108 257L110 258V259H108ZM113 257V258H112ZM115 257V258H114ZM134 258V257H136V258H138L139 257V260H137V259H129V258ZM186 257V258H185ZM187 257L189 258V259H187ZM209 257V258H210ZM3 258V259H2ZM23 258V259H22ZM26 258H29V259H26ZM35 258V259H34ZM40 258V259H39ZM43 258V259H42ZM50 258V260H47V259H49ZM61 258V259H60ZM67 260H66V259ZM79 258H81V260H83V262H85V261H91V262H86V263H83V262H81L80 263V259ZM118 258H119V260L120 259H123V260H120V261H118ZM153 258H154V260H153ZM240 258V259H239ZM6 259V261H4ZM22 259V260H21ZM33 260V261H31V260ZM42 259V260H41ZM59 259V261L61 260V262L62 263H60L59 261H56V260H58ZM65 259V260H64ZM85 259V260H84ZM94 259V260H93ZM104 259H106V260H108L107 262L104 260ZM111 259H112V262H111ZM126 259V260H125ZM156 259V260H155ZM166 259H167V261L168 262H165L166 261ZM181 259V260H180ZM185 259H187V260H189V261H191V262H189V261H187V260H185ZM213 259L214 260H216V261H213ZM218 259V260H217ZM223 259V260H222ZM235 259V260H234ZM243 259V260H242ZM11 260V261H10ZM37 260V261H36ZM52 260H54V261H56V262H59V263H56V262H54V261H52ZM93 260V261H92ZM101 260V261H100ZM129 260V261H128ZM198 261H199V259H197ZM197 260H195V261H197ZM211 260V259H210ZM21 261H22V263H21ZM24 261V262H23ZM27 261H29V262H27ZM45 263H44V262ZM140 261H142V263H140ZM172 261V263L170 262L169 264H173V260H171ZM186 261V262H185ZM227 261V262H226ZM32 262V263H31ZM35 262V263H34ZM123 262V263H122ZM145 262V263H144ZM180 262H182V263H180ZM185 262V263H184ZM201 262V261H200ZM199 262V264H201ZM210 262H213V263H210ZM113 263V264H114ZM126 263H124V264H126ZM153 263V264H154ZM188 263H186V264H188ZM194 263V262H193ZM193 263H191V264H193ZM196 263H198V262H195L194 264H196Z\"/></svg>","mask_w":264,"mask_h":264},{"label":"bare ground","instance_id":"6f19581e","mask_svg":"<svg viewBox=\"0 0 264 264\" xmlns=\"http://www.w3.org/2000/svg\"><path fill=\"white\" fill-rule=\"evenodd\" d=\"M16 1H17V0H16ZM25 1H26V0H25ZM49 1H50V0H49ZM54 1H56V0H54ZM64 1H65V0H64ZM66 1H67V0H66ZM68 1H69V0H68ZM72 1H73V0H72ZM79 1L81 2V0H79ZM87 1H89V0H87ZM92 1H93V0H92ZM100 1H101V0H100ZM107 1H109V0H107ZM117 1H119V0H117ZM127 1H129V0H127ZM147 1H148V0H147ZM153 1H154V0H153ZM153 1H152V2H153ZM179 1H180V0H179ZM185 1H186V0H185ZM191 1H192V0H191ZM199 1H200V0H199ZM202 1H203V0H202ZM204 1H205V0H204ZM206 1H208V0H206ZM212 1L214 2L215 0H212ZM212 1H211V2H212ZM1 2L3 3V1H1ZM22 2H23V0H22ZM30 2H31V1H30ZM40 2H41V1H40ZM43 2H44V1H43ZM57 2H59V1H57ZM57 2H56V3H57ZM84 2H85V1H84ZM84 2H83V3H84ZM95 2H97V1H95ZM102 2H103V0H102ZM102 2H101V5H102ZM134 2H135V0H134ZM136 2H137V1H136ZM136 2H135V3H136ZM157 2L160 3L161 1L158 0ZM180 2H181V1H180ZM194 2H195V0H194ZM6 3H7V2H6ZM17 3H19V2L17 1ZM17 3H15V4H17ZM23 3H24V2H23ZM25 3H26V2H25ZM32 3H33V2H32ZM65 3H66V2H65ZM70 3H71V2H70ZM72 3H73V2H72ZM75 3H76V2H75ZM89 3H90V2H89ZM91 3H92V2H91ZM106 3H107V2H106ZM110 3H111V2H109V4H110ZM113 3H114V2H113ZM117 3H118V2H117ZM123 3H124V2H123ZM123 3H121V4H123ZM127 3H128V2H127ZM129 3H130V2H129ZM138 3H139V2H137V4H138ZM140 3H141V2H140ZM143 3H144V1H143ZM145 3H146V2H145ZM161 3H162V2H161ZM161 3H160V4H161ZM176 3H178V1H176ZM182 3H183V2H182ZM184 3H186V2H184ZM191 3H192V2H191ZM191 3H189V4H191ZM200 3H202V2H200ZM208 3H209V2H208ZM4 4H5V2H4ZM35 4H36V3H35ZM38 4H39V2H38ZM44 4H46V3L44 2ZM54 4H55V3H54ZM54 4H53V5H54ZM58 4H59V3H58ZM67 4H68V2H67ZM67 4L64 5V2H63L64 7L67 6ZM73 4H74V3H73ZM73 4H72V5H73ZM76 4L78 5L79 3H76ZM76 4H75V5H76ZM85 4H86V3H84V5H85ZM109 4H108V6H109ZM121 4H120V6H119V5H118V6L121 7V6H122ZM124 4H125V3H124ZM130 4H132V3H130ZM146 4H147V3H146ZM153 4H155V3L153 2ZM153 4L151 5L152 7L150 6V8H153V9H154ZM156 4H157V3H156ZM192 4H193V3H192ZM196 4H198V3L196 2ZM196 4H195V5H196ZM204 4H205V2H204ZM214 4L217 5V2L214 3ZM7 5H9V4H7ZM20 5H21V4H20ZM25 5H26V4H25ZM29 5H30V4H29ZM41 5H42V3H41ZM50 5H51V2H50ZM61 5H62V4H61ZM61 5H60V6H61ZM63 5H62V6H63ZM92 5H93V4H92ZM95 5H96V4H95ZM95 5H94V6H95ZM97 5H98V4H97ZM104 5H105V4H104ZM110 5H112V3H111ZM125 5H126V4H125ZM139 5H140V4H139ZM157 5H158V4H157ZM176 5H177V4H176ZM180 5H181V3H180ZM216 5H215V6H216ZM220 5H221V3H220ZM3 6H6V5H3ZM11 6H12V5H10L9 8H11ZM17 6H19V4H18ZM31 6H32V5H31ZM37 6H38V5H37ZM43 6H44V5H43ZM47 6H48V5H47ZM68 6H69V5H68ZM70 6H71V5H70ZM85 6H86V5H85ZM108 6H107V7H108ZM126 6H127V5H126ZM140 6H141V5H140ZM158 6H159V5H158ZM158 6L155 7V9L158 8ZM162 6H163V4H162ZM186 6H187V3H186ZM188 6H189V5H188ZM188 6H187V7H188ZM192 6H193V5H192ZM201 6H202V7H201ZM22 7H23V6H22ZM33 7H34V6H33ZM73 7H74V6H73ZM87 7H88V6H87ZM96 7L98 8V6H96ZM101 7H102V6H101ZM127 7H128V6H127ZM127 7H126V8H127ZM129 7H130V6H129ZM135 7H136V6H135ZM142 7H143V5H142ZM144 7H149V5H148V6L145 5ZM184 7H185V4H184ZM187 7H186V8H187ZM189 7H190V6H189ZM193 7H194V6H193ZM200 7H201V9H202V8H203V5H200ZM210 7H211V9H212V5H211ZM0 8H1V7H0ZM4 8H5V7H4ZM7 8H8V7H7ZM9 8H8V9H9ZM14 8H16V6H15ZM18 8H19V7H18ZM30 8H31V7H30ZM38 8H39V7H38ZM41 8H43V7H41ZM41 8H39V9H41ZM49 8H50V7H49ZM60 8H61V7H60ZM62 8H63V7H62ZM62 8H61V9H62ZM66 8H67V7H66ZM93 8H95V7H93ZM102 8H105V7H102ZM112 8H113V7H112ZM123 8H124V6H123ZM130 8H131V7H130ZM133 8H134V7H133ZM139 8H140V7H139ZM150 8H147V11H148V9H150ZM196 8H197V7H196ZM206 8H207V7H206ZM214 8H217V6L214 7ZM214 8H213V9H214ZM222 8H223V7H222ZM222 8H221V11H222ZM8 9H7V10H8ZM12 9H13V8H11L10 11H12ZM19 9H21V8H19ZM27 9H28V8H27ZM43 9H44V8H43ZM45 9H46V8H45ZM45 9H44L43 11H45ZM53 9H54V7H53ZM53 9H51V10H53ZM55 9H57V8H55ZM58 9H59V8H58ZM61 9H60V10H61ZM63 9H64V8H63ZM68 9H70V7H68ZM79 9H80V5H79ZM79 9H78V10H79ZM107 9H108V8H107ZM119 9H120V8H119ZM136 9H137V8H136ZM209 9H210V8H209ZM213 9H212V10H213ZM217 9H218V8H217ZM0 10H1V9H0ZM16 10H17V9H16ZM21 10H22V9H21ZM24 10H25V9H24ZM32 10H33V9H32ZM35 10H36V7H35ZM51 10H50V11H51ZM65 10H66V9H65ZM96 10H97V9H96ZM98 10H99V9H98ZM103 10H104V9H103ZM111 10H112V9H111ZM120 10H121V9H120ZM123 10L125 11L126 9L124 8ZM133 10H135V9H133ZM137 10H139V9H137ZM156 10H157V9H156ZM156 10H155V11H156ZM197 10H199V9H197ZM5 11H6V10H5ZM18 11H20V10H18ZM36 11H37V10H36ZM70 11H72V9H71ZM79 11H80V10H79ZM105 11L107 12V10H105ZM108 11H109V9H108ZM118 11H119V10H118ZM121 11H122V10H121ZM139 11H140V10H139ZM152 11H153V10H152ZM214 11H215V10H214ZM223 11H224V10H223ZM223 11H222V13H223ZM227 11H229V10H227ZM7 12H8V11H7ZM12 12H13V11H12ZM12 12H9V13H11V15H12ZM72 12H73V11H72ZM82 12H83V11H82V9H81V13H82ZM86 12H87V11H86ZM101 12H102V10H101ZM109 12H110V11H109ZM128 12H129V11H128ZM128 12H127V13H128ZM140 12H141V11H140ZM191 12H192V11H191ZM200 12H201V11H200ZM202 12H203V11H202ZM212 12H213V11H211V13H210V11H209V13H210L211 15H213ZM3 13H4V12H3ZM21 13H26V12H21ZM28 13H29V12H28ZM34 13H36V12H34ZM60 13H61V12L57 13V15H59ZM66 13H67V12H66ZM83 13H85V12H83ZM103 13H105V12H103ZM110 13H111V12H110ZM110 13H109V14H110ZM114 13H116V11H115ZM118 13H119V12H118ZM120 13H121V15H124V13H123V14H122V12H120ZM127 13H125V14H127ZM131 13H133V12H131ZM137 13H138V11H137ZM137 13L135 12V15H136ZM148 13H149V11H148ZM150 13H151V12H150ZM152 13H153V12H152ZM207 13H208V12H207ZM207 13H206V14H207ZM215 13H216V12H215ZM217 13H218V11H217ZM217 13H216V14H217ZM225 13H226V11H225ZM16 14H17V12H16ZM39 14H40V13H39ZM53 14L55 15V13H53ZM64 14H65V13H64ZM70 14H71V13H69L68 15H70ZM76 14H77V13H76ZM100 14H101V13H100ZM112 14H113V13H112ZM3 15H5V14H3ZM13 15H14V14H13ZM19 15H20V14H19ZM40 15H41V14H40ZM46 15H47V14H46ZM72 15H73V14H72ZM84 15H85V14H84ZM129 15H130V14H129ZM142 15H143V14H142ZM202 15H204V14H202ZM214 15H215V14H214ZM14 16H15V15H14ZM24 16H26V15H24ZM31 16H32V15H31ZM33 16H34V15H33ZM55 16H56V15H55ZM75 16H76V15H75ZM87 16H88V12H87ZM102 16H103V15H102ZM109 16H110V18L112 17V15H109ZM127 16H128V15H127ZM207 16H208V14H207ZM215 16H216V15H215ZM225 16H226V15H225ZM227 16H228V15H227ZM0 17H1V15H0ZM15 17H16V16H15ZM21 17H22V16H21ZM27 17H28V16H27ZM42 17H43V14H42ZM53 17H54V16H53ZM62 17H63V16H61V18H62ZM69 17H71V16H69ZM76 17H78V16H76ZM88 17H90V16H88ZM103 17H105V15H104ZM113 17H114V16H113ZM116 17H117V15H116ZM120 17H121V16H120ZM148 17H149V16H148ZM223 17H224V14H223ZM223 17H222V19H224ZM34 18H35V16H34ZM36 18H37V17H36ZM44 18L46 19V17H44ZM47 18H48V17H47ZM50 18H51V17H50ZM55 18H56V17H55ZM63 18L66 19L65 17H63ZM101 18H102V17H100V19H101ZM105 18H106V17H105ZM108 18H109V17H108ZM114 18H115V17H114ZM118 18H119V17H118ZM118 18H117V20H118ZM145 18H146V17H145ZM203 18H204V17H203ZM218 18H219V17H218ZM228 18H229V17H228ZM7 19H8V17H7ZM11 19H12V18H11ZM30 19H31V18H30ZM41 19H43V18H41ZM89 19H90V18H89ZM93 19H95V18H93ZM106 19H107V18H106ZM119 19H120V18H119ZM124 19H125V17H124ZM147 19H148V18H147ZM204 19H206V18H204ZM211 19L213 20V17H212ZM219 19H220V18H219ZM1 20H2V19H1ZM1 20H0V23H1ZM18 20H19V19H18ZM26 20H27V19H26ZM32 20H33V19H32ZM47 20H52V19H47ZM56 20H57V19H56ZM66 20H67V19H66ZM69 20H70V19H69ZM69 20H68V21H69ZM71 20H72V19H71ZM71 20H70V21H71ZM122 20H123V18H122ZM126 20H128V19L126 18ZM208 20H209V19H208ZM229 20L232 21L231 19H229ZM13 21H15V20H13ZM53 21H54V19H53ZM57 21L59 22V20H57ZM60 21H61V20H60ZM63 21H65V20H63ZM204 21H205V20H204ZM214 21H215V19H214ZM225 21H226V20H225ZM5 22H6V21H5ZM21 22H22V21H21ZM27 22H28V20H27ZM27 22H26V23H27ZM50 22H51V21H50ZM61 22H62V21H61ZM73 22H74V21H73ZM73 22H72V23H73ZM92 22H94V21H92ZM105 22H106V20H105ZM118 22H119V20H118ZM123 22H124V21H123ZM125 22H126V21H125ZM209 22H210V21H209ZM220 22H221V21H220ZM227 22H228V21H227ZM3 23H4V21H3ZM10 23H11V22H10ZM10 23H9V24H10ZM19 23H20V22H19ZM29 23H31V22H29ZM33 23H34V22H33ZM35 23H36V22H35ZM42 23H43V22L41 21V24H42ZM46 23L49 24V21L46 22ZM51 23H52V22H51ZM55 23H56V22H55ZM55 23H54V24H55ZM65 23H67V22H65ZM70 23H71V22H70ZM106 23H107V22H106ZM109 23H110V22H109ZM113 23H114V21L112 22V24H113ZM115 23H116V22H115ZM115 23L113 24L114 26H116ZM126 23H128V21H127ZM205 23H206V21H205ZM223 23H224V22H223ZM23 24H25V23H23ZM48 24H47V25H48ZM63 24H64V23H63ZM74 24H75V22H74ZM100 24H101V23H100ZM112 24H111V25H112ZM116 24H117V23H116ZM123 24H124V23H123ZM208 24L211 25L212 23H211V24L208 23ZM3 25H4V24H3ZM19 25H20V24H19ZM37 25H38V24H37ZM56 25H57V24H56ZM65 25H66V24H65ZM65 25H64V26H65ZM68 25H69V23H68ZM94 25H95V24H94ZM109 25H110V24H109ZM109 25H108V26H109ZM166 25H169V24L167 23ZM209 25H208V26H209ZM216 25L218 26V24H216ZM226 25H228V24L226 23ZM1 26H2V24H1ZM5 26H6V25H5ZM9 26H10V25H9ZM25 26H26V24H25ZM49 26H50V25H49ZM51 26H52V25H51ZM54 26H55V25H54ZM72 26H73V25H72ZM74 26H75V25H74ZM91 26H93V24H92ZM119 26H121V25H119ZM125 26H126V25H125ZM201 26H203V25H201ZM222 26H223V25H222ZM228 26H229V25H228ZM228 26H227V27H228ZM16 27H18V26H16ZM20 27H21V26H20ZM23 27H24V26H23ZM23 27H22V28H23ZM30 27H31V26H30ZM30 27H28V28H30ZM35 27H37V26H35ZM35 27H34V28H35ZM38 27H39V25H38ZM42 27H43V26H42ZM45 27H47V26L45 25ZM59 27H60V26H59ZM67 27H68L67 29H69V26H67ZM93 27H94V26H93ZM95 27H96V26H95ZM103 27H104V25L102 26V28H103ZM109 27H111V26H109ZM162 27H164V26H162ZM165 27H166V26H165ZM167 27H168V26H167ZM171 27H172V26H171ZM171 27H170V28H171ZM177 27H178V26H177ZM198 27H200V26H198ZM257 27H258V26H257ZM257 27H255V28H257ZM260 27H261V26H260ZM260 27H259V30L261 29ZM61 28H63V27H61ZM72 28H73V27H72ZM80 28H82V27H80ZM80 28H79V29H80ZM98 28H99V27H98ZM104 28H105V27H104ZM120 28H121V27H120ZM120 28H118V29H120ZM122 28H123V27H122ZM125 28H126V27H125ZM172 28H174V26H173ZM172 28H171V29H172ZM189 28H190V26H189ZM191 28H193V27H191ZM212 28L214 29L215 26H214V27L212 26ZM217 28H220V29H221V27H219V26L216 27V29H217ZM230 28H231V27H230ZM253 28H254V26H253ZM255 28H254V29H255ZM3 29H4V28H3ZM6 29H7V28H6ZM10 29H11V28H10ZM16 29H18V28H16ZM16 29H15V30H16ZM23 29H24V28H23ZM36 29H37V28H36ZM51 29H52L51 32L54 33V31H53L54 27H53V26H52ZM75 29H77V28L75 27ZM79 29H78V30H79ZM108 29H109V28H108ZM112 29H113V28H112ZM114 29H116V28H114ZM114 29H113V31H116V30H117V29H116V30H114ZM165 29H166V28H164V30H165ZM168 29H169V28H168ZM171 29H170L169 31H171ZM176 29H177V28H176ZM205 29H206V28H205ZM213 29H212V31H213ZM31 30H32V29H31ZM31 30H30V32H31ZM38 30H39V29H38ZM41 30H42V29H41ZM41 30H40V31H41ZM44 30L46 31V29H44ZM44 30H43V31H44ZM55 30H56V29H55ZM63 30L66 32V30H65L64 28H63ZM73 30H74V29H73ZM78 30H77V31H78ZM173 30H175V28H174ZM182 30H183V29H182ZM184 30H185V29H184ZM186 30L189 31L188 29H186ZM186 30H185V32H186ZM193 30H194V29H193ZM201 30H203V29H201ZM201 30H200V31H201ZM210 30H211V28H210ZM225 30H226V29H225ZM231 30H233V29H231ZM256 30H257V29H256ZM5 31H8V30H5ZM5 31H4V32H5ZM12 31H13V30H12ZM12 31H11V33H12ZM27 31H28V29H26V32H27ZM32 31H33V30H32ZM70 31H71V30H70ZM70 31H69V33H70ZM82 31H83V30H82ZM94 31H95V30H94ZM96 31H97V30H96ZM101 31H103V30H100V28H99V32H100V34H101ZM107 31L110 32L111 29H110V30H107ZM120 31H121V29H120ZM123 31H124V30H123ZM167 31H168V30H167ZM169 31H168V32H169ZM196 31H197V30H196ZM203 31H204V30H203ZM208 31H209V30H208ZM220 31H223V30L221 29ZM229 31H230V30H229ZM1 32H2V31H1ZM1 32H0V34L3 35L4 33H1ZM16 32H17V31H16ZM21 32H22V31H21ZM26 32H25V34H26ZM35 32H36V31H35ZM37 32H38V31H37ZM41 32H42V31H41ZM46 32H47V31H46ZM48 32H50V31H48ZM73 32H74V31H73ZM179 32L181 33V31H179ZM217 32H218V31H217ZM255 32H256V31H255ZM258 32H259V31H258ZM260 32H261V31H260ZM23 33H24V32H23ZM44 33H45V32H43V34H44ZM61 33H62V32H61ZM63 33H64V32H63ZM97 33H98V31H97ZM107 33H108V32H107ZM113 33H115V32H112V31H111V34H113ZM169 33H170V32H169ZM173 33L177 34L176 32H173ZM173 33H172V34H173ZM180 33H179V34H180ZM191 33H192V32H191ZM191 33H189V34H191ZM198 33H199V32H198ZM215 33H216V32H215ZM215 33H214V34H215ZM223 33H224V32H222V36H223ZM229 33H230V32H229ZM232 33H233V34H235V33L237 34V32H235V33L232 32ZM262 33H263V32H262ZM14 34H15V33H14ZM14 34H13V35H14ZM17 34H18V32H17ZM28 34L31 35L32 33H31V34L28 33ZM45 34H46V33H45ZM45 34H44V35H45ZM56 34L58 35L57 32H56ZM65 34H66V33H65ZM72 34H73V33H72ZM79 34H81V33L79 32ZM95 34H96V33H95ZM95 34H94V35H95ZM108 34H109V33H108ZM122 34H123V33H122ZM189 34H188V35H189ZM196 34H197V33H196ZM216 34H217V33H216ZM227 34H228V32H227ZM236 34H235V36H236ZM253 34H254V33H253ZM260 34H261V33H260ZM260 34H259V35H260ZM2 35H1V36H2ZM4 35H5V34H4ZM4 35H3V36H4ZM8 35H9V34H8ZM8 35H7V36H8ZM21 35H22V34H21ZM37 35H38V34H37ZM37 35H36V36H37ZM44 35H43V36H44ZM54 35H55V33H54ZM62 35H64V34H62ZM67 35H68V33H67ZM67 35H66V36H67ZM74 35H75V33H74ZM74 35H73V36H74ZM83 35H84V34H83ZM102 35H103V33H102ZM115 35L118 36L117 34H115ZM124 35H126V34H124ZM124 35H123V36H124ZM180 35H181V34H180ZM191 35H192V34H191ZM218 35H219V34H218ZM254 35H255V34H254ZM1 36H0V38H1ZM7 36H6V37H7ZM9 36H10V35H9ZM16 36H17V35H16ZM18 36H19V35H18ZM31 36H32V35H31ZM40 36H41V34H40ZM49 36H50V35H48L47 38L50 39ZM80 36H81V35H80ZM80 36H79V37H80ZM96 36L98 37L99 35H96ZM108 36H109V35H108ZM108 36H106V37H108ZM110 36H111V35H110ZM110 36H109V37H110ZM123 36H122V37H123ZM171 36H172V35H171ZM171 36H170V38H171ZM219 36H221V35H219ZM222 36H221V37H222ZM227 36H228V39H229V38L231 39V37H230L231 35H230V36L227 35ZM227 36H225V37H227ZM235 36H234V37H235ZM256 36H257V33H256ZM261 36H262V35H261ZM14 37H15V36H14ZM20 37H21V36H20ZM28 37H29V36H28ZM32 37L35 38V34H34ZM32 37H30V38H32ZM51 37H52V36H51ZM58 37H59V36H58ZM58 37H57V39H58ZM67 37H68V36H67ZM69 37H72V36H69ZM79 37H78V39H79ZM86 37H87V35L84 36V39H83V40H85ZM88 37H89V36H88ZM104 37H105V36H104ZM124 37H125V36H124ZM124 37H123V38H124ZM174 37H175V35H174ZM177 37H178V36H177ZM177 37H176V38H177ZM179 37H180V36H179ZM188 37H189V36H188ZM190 37H191V36H190ZM9 38H10V37H9ZM11 38H12V37H11ZM26 38H27V35H26ZM40 38H42V37H40ZM44 38H45V37H44ZM60 38H61V37H60ZM62 38H63V37H62ZM62 38H61V40H62ZM64 38H65V37H64ZM76 38H77V36H76ZM80 38H81V37H80ZM91 38H92V37H91ZM100 38H101V37H100ZM170 38H169V39H170ZM176 38H175V39H176ZM213 38H214V37H213ZM256 38H258V37H256ZM260 38H261V37H259V39H260ZM52 39H53V38H52ZM55 39H56V38H55ZM72 39H73V38H72ZM87 39H88V38H87ZM95 39H96V38H95ZM95 39H94V40H95ZM222 39H223V38H222ZM228 39H227V40H228ZM230 39H229V40H230ZM5 40H6V39H5ZM11 40H12V39H11ZM32 40H34V39H32ZM39 40H40V39H39ZM42 40H45V39H42ZM63 40L65 41V39H63ZM63 40H62V41H63ZM66 40L68 41V39H66ZM70 40H71V39H69V42H71ZM100 40H101V39H100ZM107 40H108V39H107ZM216 40H217V39H216ZM232 40H233V39H232ZM1 41H2V40H1ZM7 41H8V40H7ZM21 41H22V40H21V38H20V42H19L20 44H22ZM45 41H46V40H45ZM49 41H50V40H49ZM78 41H79V40H78ZM80 41H82V38H81ZM91 41H92V39H91ZM91 41L88 40V42H91ZM103 41H104V40H103ZM108 41H109V40H108ZM110 41H111V37H110ZM154 41H155V43L153 42V43H154L153 45L156 46V42H157V41H156V40H154ZM225 41H226V40H225ZM254 41H255V40H254ZM17 42H18V41H17ZM17 42H16V43H17ZM35 42H38V39H37V41L35 40ZM40 42H41V41H40ZM73 42H74V41H73ZM73 42H71V43H73ZM82 42H83V41H82ZM99 42H100V41H99ZM112 42H113V41H112ZM168 42H170V41H168ZM226 42H227V41H226ZM226 42H225V43H226ZM229 42H230V41H229ZM231 42H232V41H231ZM235 42H236V41H235ZM3 43H4V42H3ZM9 43H10V42H9ZM51 43H53V42L51 41ZM60 43H61V42H59V44H60ZM64 43H65V42H64ZM80 43H81V42H80ZM113 43H114V42H113ZM115 43H116V42H115ZM159 43H161V42L159 41L158 44H159ZM170 43H171V42H170ZM238 43H239V41H238ZM256 43H257V40H256ZM4 44H6V43H4ZM4 44H1V45H3V47H4ZM14 44H15V43H14ZM23 44H24V43H23ZM36 44H37V43H36ZM36 44H34V45H36ZM46 44H47V43H46ZM55 44H56V43H55ZM73 44H74V43H73ZM84 44H85V42H84ZM87 44H89V43H87ZM109 44H110V47H111V43H108V45H109ZM158 44H157V46H158ZM161 44H162V43H161ZM165 44H166V42H165ZM165 44L163 43L162 45H165ZM215 44H216V43H215ZM218 44H219V42H218ZM230 44H231V43H230ZM251 44H255V43L252 42ZM251 44H250V45H251ZM260 44L262 45V43H260ZM260 44H259V45H260ZM7 45H9V44H7ZM15 45H16V44H15ZM38 45H39V44H38ZM47 45H49V44H47ZM61 45H62V43H61ZM63 45H64V44H63ZM65 45L68 46V44H66V43H65ZM70 45H71V44H70ZM75 45H76V43H75ZM78 45H79V44H78ZM89 45H90V44H89ZM89 45H88V46H89ZM106 45H107V44H106ZM112 45H113V44H112ZM170 45H172V44H169L168 46H170ZM178 45H179V44H178ZM180 45H181V44H180ZM180 45H179V46H180ZM225 45H226V44H225ZM233 45H234V44H233ZM239 45H240V43H239ZM250 45L248 44V46H250ZM256 45L258 46V44H256ZM12 46H14V45L12 44ZM12 46H8V48H9V47H12ZM16 46H17V45H16ZM24 46H28L27 48L29 49L31 45L29 46V45H27V43H26V45H24ZM24 46H23V47H24ZM44 46H45V44H44ZM44 46H43V47H44ZM54 46H56V45H54ZM58 46H59V45H58ZM80 46H82V43L80 44ZM85 46H87V45H85ZM113 46H115V45H113ZM137 46H138V45H137ZM147 46H148V45H147ZM147 46H145V48H146ZM151 46H152V44H151ZM159 46H160V45H159ZM165 46H166V45H165ZM206 46H207V45H206ZM217 46H218V45H217ZM217 46L215 45V49H217V48H216ZM223 46H224V45H222L221 47H223ZM230 46H232V45H230ZM236 46H238V45H236ZM244 46H245V45H244ZM251 46H253V45H251ZM251 46H250V47H251ZM23 47H21V45H20V48H22V50H23ZM37 47H38V46H37ZM43 47H42V48H43ZM63 47H64V46H63ZM63 47H62V48H63ZM73 47H74V46H73ZM90 47L93 49V47H92V43H91V46H90ZM102 47H104V46H102ZM130 47H131V46H130ZM132 47H134V46H132ZM163 47H164V46H162L161 48H163ZM171 47H174V45H172ZM171 47H170V48H171ZM175 47H176V45H175ZM175 47L173 48V49H174L173 51H175V49L177 48V47H176V48H175ZM180 47H181V46H180ZM184 47H185V46H184ZM184 47H183L182 49H184ZM221 47H220V48H221ZM228 47H229V46H227L226 48H228ZM255 47H256V46H255ZM261 47H263V46H261ZM8 48H7V49H8ZM47 48H48V47H47ZM57 48H58V47H57ZM68 48H69V47H68ZM75 48H76V46H75ZM75 48H74V49H75ZM82 48H85V47H82ZM88 48H89V47H88ZM94 48H95V47H94ZM134 48H135V47H134ZM138 48H139V47H137V49H138ZM155 48H156V47H155ZM170 48H169V50H170ZM213 48H214V47H213ZM232 48H234V47L232 46L231 49H232ZM256 48H258V47H256ZM15 49L18 51L19 48L17 49V47H16ZM28 49H27V50H28ZM30 49H31V48H30ZM53 49H55V48L53 47ZM58 49H60V46H59ZM64 49H66V48H64ZM79 49H80V47H79ZM92 49H91V50H92ZM102 49H103V48H102ZM143 49H144V48H143ZM146 49H147V48H146ZM148 49L151 50V48H148ZM215 49H212V50H213V53L216 51ZM223 49H224V48H223ZM229 49H230V47H229ZM231 49H230V50H231ZM244 49H245V48H244ZM248 49H250V48H248ZM251 49H252V48H251ZM258 49H259V48H258ZM2 50H6V49H2ZM16 50H15V51H16ZM22 50H20V51H22ZM25 50H26V49H25ZM34 50H35V49H34ZM34 50H33V51H34ZM37 50H38V49H37ZM42 50H44V49H42ZM48 50H49V49H48ZM84 50H85V49H84ZM84 50H81V51H84ZM96 50H97V49H96ZM96 50H95L94 52H96ZM105 50H106V49H105ZM144 50H145V49H144ZM163 50H166L167 53L169 54V52H168V50L166 49V47H164ZM185 50H187V49L185 48ZM214 50H215V51H214ZM220 50H221V49H220ZM227 50H228V49H227ZM227 50H225V51H227ZM252 50H254V49H252ZM7 51H8V50H7ZM17 51H16V52H17ZM20 51H18V52H20ZM31 51H32V50H31ZM31 51H30V53L33 52V51H32V52H31ZM35 51H36V50H35ZM38 51H39V50H38ZM51 51H54V50H51ZM51 51H49V52H51ZM57 51H58V50H57ZM60 51H62V50H60ZM60 51H59V52H60ZM87 51H88V50L86 49V54H87ZM99 51H100V50H99ZM99 51L97 50V58H99V57H98V52H99ZM124 51H126L125 53H127V50H124ZM128 51H129V50H128ZM132 51H133V49H132ZM132 51H131V52H132ZM134 51H136V50L134 49ZM141 51H142V50H141ZM147 51H148V50H147ZM166 51H165V52H166ZM178 51H179V48H178V50H176V53H177ZM202 51H203V50H202ZM228 51H229V50H228ZM249 51H250V50H249ZM249 51H248V52H249ZM258 51H259V50H258ZM1 52H2V51H1ZM9 52H10V51H9ZM9 52H6V55H8ZM24 52L26 53V52H29V51H23V53H24ZM42 52H43V51H42ZM45 52H46V49H45ZM49 52H48V53H49ZM65 52H66V51H65ZM65 52H64V53H65ZM71 52H72V51H71ZM71 52H70V53H71ZM78 52H79V51H78ZM78 52H77V53H78ZM84 52H85V51H84ZM103 52H104V51H103ZM103 52H102V54H103ZM136 52H137V51H136ZM136 52H135V53H136ZM144 52H145V51H143L142 53H144ZM163 52H164V51H163ZM163 52H160V54H163ZM170 52H171V50H170ZM179 52L181 53L182 50L180 49ZM186 52H187V51H186ZM218 52H219V51H218ZM4 53H5V51H4ZM7 53H8V54H7ZM36 53H37V52H36ZM38 53H39V52H38ZM55 53H56V52H55ZM60 53H61V52H60ZM62 53H63V52H62ZM64 53H63V54H64ZM99 53H100V52H99ZM123 53H124V52H123ZM137 53H138V52H137ZM173 53H175V52H173ZM173 53H171V54L174 55ZM176 53H175V56L177 57ZM180 53H179L178 56H181ZM203 53H204V52H203ZM215 53H216V52H215ZM253 53H254V52H252L251 55H253ZM256 53H257V52H256ZM256 53H255V54H256ZM259 53H260V52H259ZM1 54H2V53H1ZM10 54H13V55H11V56H14L16 53L14 54V53L12 52V53H10ZM26 54H27V53H26ZM57 54H58V53H57ZM63 54H62V55H63ZM68 54H69V53H68ZM89 54H90V53H89ZM105 54L107 55V52H106ZM109 54H110V53H109ZM147 54H148V53H147ZM150 54L152 55V53H150ZM153 54H154V53H153ZM171 54H170V58H171V56H172ZM177 54H178V53H177ZM190 54H191V53H190ZM205 54H207V53H205ZM209 54H212V53H209ZM217 54H218V53H217ZM221 54H222V53H221ZM257 54H258V53H257ZM260 54H261V53H260ZM260 54H259V55H260ZM4 55H5V54H4ZM4 55H3V56H4ZM19 55H20V54H19ZM19 55H18V56H19ZM28 55H29V54H28ZM34 55H35V53H34ZM42 55H44V53H43ZM51 55H52V53H51ZM60 55H61V54H60ZM65 55H66V54H65ZM69 55H70V54H69ZM72 55H73V53H72ZM75 55H76V54H75ZM84 55H85V54H84ZM93 55H94V53H93ZM106 55L103 54L104 57H105ZM123 55H124V54H123ZM144 55H145V54H144ZM163 55H164V54H163ZM165 55H166V54H165ZM165 55H164V57H165ZM182 55H184L183 52H182ZM186 55H187V54H186ZM186 55H184V56H186ZM212 55H214V54H212ZM212 55H211V56H212ZM215 55H216V54H215ZM218 55H219V54H218ZM261 55H262V54H261ZM18 56H17V57H18ZM35 56H36V55H35ZM38 56H39V54H38ZM44 56H45V55H44ZM44 56H43V57H44ZM53 56H54V55H52V57H53ZM58 56H59V55H57V57H58ZM78 56H82V55H79V53H78ZM89 56H91V55H89ZM188 56H189V53H188ZM188 56H187V57H188ZM5 57H7V56H5ZM17 57H16V58H17ZM24 57H25V56H24ZM36 57H37V56H36ZM45 57H47V56H45ZM45 57H44L43 59H47V58H45ZM52 57H50V59H48V61L51 60ZM76 57H77V56H76ZM76 57H75V58H76ZM83 57H84V56H83ZM87 57H88V55H87ZM87 57H86V58H87ZM108 57H109V56H108ZM123 57H126V54H125V56H123ZM123 57H121V59H122ZM130 57H136V56H131V55H130ZM143 57H144V56H143ZM145 57H146V56H145ZM149 57H150V56H148L147 58H149ZM152 57H153V56H152ZM173 57H174V56H173ZM182 57H183V56H182ZM189 57H190V56H189ZM191 57H192V55H191ZM205 57H208V55H207V56L205 55ZM209 57H210V56H209ZM212 57H213V56H212ZM215 57H216V56H214V58H215ZM259 57H260V56H257L256 58H259ZM7 58H8V57H7ZM11 58H12V57H11ZM19 58H21V57L19 56ZM19 58H17V59H19ZM26 58H27V57H26ZM48 58H49V57H48ZM63 58H64V55H63ZM67 58H68V57H67ZM77 58H79V57H77ZM77 58H76V59H77ZM92 58H93V57H92ZM92 58H91V59H92ZM97 58H96V60H97ZM106 58H107V56H106ZM153 58H154V57H153ZM165 58H167V57H165ZM183 58H184V57H183ZM253 58H254V57H253ZM253 58H252V59H253ZM262 58H263V57H262ZM24 59H25V58H24ZM68 59H69V58H68ZM70 59H73V56H72V58H70ZM91 59H90V60H91ZM94 59H95V58H94ZM102 59H105V58H101V60H102ZM124 59H125V58H124ZM127 59H128V58H127ZM127 59H126V60H127ZM149 59H150V58H149ZM163 59H164V58H163ZM172 59H173V58H172ZM176 59H178V58H176ZM184 59H185V58H184ZM184 59H183V62H184V61H187L186 59H189V58H186L185 60H184ZM206 59H207V58H206ZM206 59H205V60H206ZM209 59H210V58H209ZM215 59H216V58H215ZM248 59H249V58H248ZM0 60H2V59L0 58ZM8 60H9V59H8ZM12 60H14V59H12ZM21 60H22V62H19L20 59H19L18 62L22 64L24 60H23L22 58H21ZM27 60H29V57H28ZM27 60H25V61H27ZM33 60H34V58H33ZM35 60H36V58H35ZM35 60H34V61H35ZM52 60H54V59H52ZM62 60H63V59H62ZM64 60H65V58H64ZM77 60H78V59H77ZM81 60H82V59H81ZM101 60H100V61H101ZM147 60H148V59H147ZM154 60H155V59H154ZM158 60H159V59H158ZM166 60H167V59H166ZM260 60H261V59L258 60L259 63H261ZM263 60H264V59H263ZM263 60H262V61H263ZM2 61H3V60H2ZM14 61L17 62V60H14ZM29 61H31V59H30ZM29 61H28V62H29ZM38 61H39V60H38ZM44 61H45V60H44ZM57 61H58V60H57ZM65 61H67V60H65ZM82 61H83V60H82ZM91 61H93V60H91ZM105 61H106V60H105ZM111 61L113 62V61H115V60H114V59H111ZM111 61H110V63H111ZM116 61H117V60H116ZM121 61H122V60H121ZM121 61H120V63H121ZM129 61L131 62L130 59H129ZM129 61H126V62L129 63ZM139 61H141V60H139ZM139 61H138V62H139ZM142 61H143V60H142ZM145 61H146V60H145ZM148 61H149V60H148ZM160 61H162V60H160ZM171 61H172V60H171ZM252 61H255V60L253 59ZM4 62H5V61H4ZM28 62H27V63H28ZM60 62H61V61H60ZM67 62H70V61H67ZM79 62H80V59H79ZM87 62H88V61H87ZM97 62H98V61H97ZM108 62H109V61H108ZM108 62L106 61L105 63L107 64ZM122 62H123V61H122ZM150 62H151V61H150ZM155 62H156V61H155ZM165 62H167V61H165ZM168 62H169V61H168ZM168 62H167V63H168ZM173 62H174V61H173ZM178 62H179V61H178ZM181 62H182V60H181ZM255 62H256V61H255ZM0 63H1V62H0ZM19 63H18V64H19ZM27 63L25 64L26 66H27ZM29 63H31V62H29ZM29 63H28V64H29ZM44 63L48 66V64H47L46 62H44ZM57 63H58V62H57ZM61 63H62V62H61ZM61 63H60V64H61ZM92 63H93V67H94V63H95V62H92ZM123 63H124V62H123ZM123 63H122V64H123ZM6 64H8V63H6ZM12 64L16 65L15 63H12ZM21 64H19V65H21ZM23 64H24V63H23ZM31 64H32V63H31ZM37 64H38V63H37ZM41 64H42V63H40V65H41ZM49 64H51V61H50ZM64 64H65V63H64ZM70 64H71V63H70ZM77 64H78V63H77ZM111 64H112V63H111ZM111 64L109 65L110 68H111V66H112ZM116 64H118V63L116 62ZM131 64H132V62H131ZM137 64H138V63H137ZM143 64H144V62H143ZM143 64H142V62L140 63V65H143ZM148 64H149V63H148ZM150 64H151L152 66L155 65V63H154V64L150 63ZM171 64L173 65V63H171ZM261 64H263V63H261ZM0 65L3 66L2 63H1ZM32 65H33V64H32ZM43 65H44V64H43ZM65 65H69V64H65ZM79 65H81V63H80ZM85 65H86V64H85ZM91 65H92V64H91ZM100 65H101V64H100ZM123 65H124V64H123ZM128 65H129V64H128ZM128 65H125V66H127V67L129 68L130 66H128ZM133 65H135V64H133ZM138 65H139V64H138ZM140 65L137 66V67H135V68H136V69L139 68ZM144 65H145V64H144ZM144 65H143V67H144ZM169 65H170V64H169ZM169 65H168V66H169ZM257 65H258V63H257ZM8 66H10V65H7L6 67H8ZM41 66H42V65H41ZM49 66H50V65H49ZM49 66H48V67H49ZM51 66H52V65H51ZM51 66H50V67H51ZM55 66H56V65H55ZM60 66H62V65H60ZM69 66H70V65H69ZM69 66H68V68H70ZM72 66H73V64H72ZM75 66H76V65H75ZM75 66H74V68H75ZM88 66H89V65H88ZM95 66H96V65H95ZM97 66H98V65H97ZM105 66H106V65L104 64V67H105ZM174 66H175V65H174ZM10 67L12 68L13 66H10ZM10 67H9V68H10ZM16 67H17V66H16ZM23 67H24V69H25V66H22V69H23ZM38 67H39V65H38ZM50 67H49L48 69H51ZM89 67L91 68V66H89ZM114 67H117V66L115 65ZM123 67H124V66H123ZM132 67H133V66H131V68H129V69H133ZM141 67H142V66H141ZM143 67H142V68H143ZM145 67H146V66H145ZM145 67H144V68H145ZM169 67H170V66H169ZM169 67H168V68H169ZM208 67L210 68V65H208ZM211 67H212V65H211ZM11 68H10V69H11ZM32 68H33V67H32ZM36 68H37V67H36ZM40 68H41V67H40ZM43 68H44V67H43ZM43 68H42V73H43V70H44ZM45 68H46V66H45ZM55 68H56V67H55ZM63 68H64V67H63ZM63 68H62V69H63ZM84 68H85V67H84ZM84 68H83V73H84V71H85ZM95 68H96V67H95ZM95 68H93V69H95ZM99 68H100V67H99ZM107 68H108V64H107ZM107 68H106V69H107ZM110 68H109V69H110ZM117 68H118V67H117ZM120 68H121V67H119L118 70L116 69L117 71H116L114 68H113V69H114L116 72H119V71H120V70H119ZM147 68H148V67H147ZM17 69H18V71H19V70H20V66H19V68L17 67ZM26 69H27V68H26ZM30 69H31V67H30ZM34 69H35V68H34ZM48 69H47V70H48ZM76 69H77V68H76ZM81 69H82V68H81ZM109 69H107L106 71H107V72H110V71H108ZM111 69H112V68H111ZM124 69H125V68H124ZM129 69H128V70H129ZM136 69H135V70H136ZM259 69H260V67H259ZM1 70H3L2 67H1L0 71H1ZM6 70H7V69H6ZM14 70H16L15 67H14ZM52 70H53V67H52ZM56 70H58V69H56ZM56 70H55V71H56ZM86 70H87V69H86ZM114 70H113V71H114ZM122 70H123V69H122ZM151 70H153V69L151 68ZM151 70H150V71H151ZM168 70H169V69H168ZM208 70H209V69H208ZM10 71H11V70H10ZM10 71H9V72H10ZM12 71H13V69H12ZM18 71H17V72H18ZM26 71H27V70H26ZM37 71H38V70H37ZM59 71H60V68H59ZM90 71H91V70H90ZM97 71H100V70L98 69ZM97 71H95V72H97ZM132 71H134V69H133ZM136 71L139 72L138 69H137ZM140 71H142V69H141ZM144 71H145V69H144ZM146 71H147V69H146ZM148 71H149V70H148ZM155 71H156V70H155V68H154V71H153V72H155ZM166 71H167V70H166ZM172 71H173V70H172ZM211 71H212V70H211ZM5 72H8V71H5ZM13 72H14V71H13ZM20 72H22V70L19 71V73H20ZM31 72H33V71L31 70V71L29 72V73L32 75ZM45 72H46V74L48 73V72L46 71V69H45ZM61 72H62V70H61ZM70 72H71V70H70ZM70 72H68V73H70ZM74 72H75V71H74ZM74 72H73V73H74ZM95 72H94V73H95ZM103 72H104V71H102V68H101V72H100V74H101V73L103 74ZM116 72H114V73L116 74ZM124 72H127V71L124 70ZM134 72H135V71H134ZM156 72H157V71H156ZM167 72H168V71H167ZM169 72H170V71H169ZM174 72H175V71H174ZM174 72H173V73H174ZM2 73H3V72H2ZM19 73H18V74H19ZM23 73H25V71H24ZM23 73H22V74H23ZM26 73L29 74L28 71H27ZM39 73H40V72H39ZM50 73H51V70H50ZM50 73H48V74H50ZM63 73H65V70H64V72H62L61 74H63ZM71 73H72V72H71ZM80 73H81V72H80ZM89 73H91V72H89ZM89 73H88V74H89ZM92 73H93V72H92ZM98 73H99V72H98ZM112 73H113V72H112ZM112 73H111L110 75H113ZM121 73H122V71H121ZM121 73H120V75H121ZM170 73H172V72H170ZM175 73H176V72H175ZM4 74H5V73H4ZM4 74H3V75L1 74V76H2V77L5 76ZM18 74H17V75H18ZM22 74H21V75H22ZM27 74H26V75H27ZM61 74H59V75L61 76ZM86 74H87V73H86ZM86 74H85V76H86ZM102 74H101V75H102ZM115 74H114V75H115ZM164 74H165V76H166V73H164ZM8 75H9V73H8ZM10 75H11V73H10ZM15 75H16V74H15ZM21 75L19 74V76H21ZM24 75H25V74H24ZM24 75H22V77H23ZM43 75H44V74H43ZM51 75H54V74H51ZM79 75H80V74H79ZM95 75H96V74H95ZM120 75H119V76H120ZM123 75H124V74H123ZM123 75H121V76L123 77ZM125 75H126V74H125ZM139 75H140V74H139ZM155 75H157V74L155 73ZM174 75H175V74H174ZM12 76H13V75H12ZM12 76H11V77H12ZM19 76H18V77H19ZM27 76H28V75H27ZM32 76H34V74H33ZM41 76H42V75H41ZM46 76H47V75H46ZM73 76H74V74H73ZM82 76H83V75H82ZM82 76H81V77H82ZM98 76H99V75H98ZM104 76H105V75H104ZM117 76H118V75H117ZM141 76H142V73H141ZM167 76H168V75H167ZM167 76H166V78H167V80H169ZM6 77H7V76H6ZM14 77H17V76H13V78H14ZM35 77H36V75H35ZM48 77H49V76H48ZM64 77H65V75H64ZM67 77H68V76H67ZM87 77H88V75H87ZM96 77H97V75H96ZM99 77H100V76H99ZM99 77H98V78H99ZM102 77H103V76H102ZM115 77H116V75H115ZM115 77H114V78H115ZM161 77H162V76H161ZM3 78L5 79V77H3ZM19 78H20V77H19ZM24 78H25V76H24ZM27 78H28V77H27ZM27 78H26V79H27ZM30 78H31V77H30ZM44 78H45V77H44ZM49 78H50V77H49ZM60 78H61V80H63L62 77H60ZM68 78H69V77H68ZM70 78H71V77H70ZM70 78H69V79H70ZM74 78H75V76H74ZM77 78H78V77H77ZM98 78H96V80H97ZM106 78L108 79L107 76H106ZM106 78H105V80H106ZM123 78H124V77H123ZM128 78L130 79L129 76H128ZM128 78H127V80H128ZM139 78H140V77H139ZM142 78H144V77H142ZM142 78H141L140 80H142ZM148 78H149V77H148ZM164 78H165V77H164ZM166 78H165V80H166ZM172 78L175 79L173 76L171 77V79H172ZM15 79H16V78H15ZM15 79H14V80H15ZM26 79H25V81H26ZM28 79H29V78H28ZM52 79H54V78H52ZM58 79H59V78H58ZM65 79H67V78H65ZM65 79H64V80H65ZM69 79H68V80H69ZM72 79H73V78H72ZM90 79L92 80V77H90ZM99 79H100V78H99ZM124 79H126V78H124ZM124 79H123V80H124ZM145 79H146V78H145ZM150 79H151V78H150ZM152 79H153V78H152ZM155 79H158V80H159V78H158L157 76H156ZM155 79H154V80H155ZM11 80H12V79H11ZM20 80L22 81L23 79L20 78ZM46 80H47V78H46ZM46 80H43V82L46 83ZM50 80H51V79H50ZM78 80H81V79L78 78ZM91 80H88V81H91ZM96 80H95V81H96ZM105 80L103 79L102 82H104ZM114 80H115V79H114ZM143 80H144V79H143ZM146 80H147V79H146ZM7 81H8V79H7ZM21 81H20V82H21ZM36 81H37V79H36ZM53 81H54V80H53ZM66 81H67V80H66ZM74 81H75V80H74ZM74 81L72 80L71 82L73 83ZM81 81H82V80H81ZM100 81H101V79H100ZM121 81H122V78H121ZM124 81H125L124 83H125V85H126V80H124ZM138 81H139V79H138ZM152 81H153V80H151V82H152ZM155 81H156V80H155ZM172 81H173V80H172ZM10 82H11V81L9 80V83H10ZM12 82H13V80H12ZM12 82H11V83H12ZM16 82L18 83V81H16ZM16 82H15V83H16ZM20 82H19V83H20ZM22 82H23V81H22ZM26 82H27V81H26ZM47 82H48V81H47ZM55 82H56V81H55ZM55 82H53V83H54V86H55L56 89H57V84H56ZM58 82H59V81H58ZM60 82H61V81H60ZM71 82H70V83H71ZM75 82H76V81H75ZM110 82H111V81H110ZM129 82H131V81L129 80ZM139 82H142V81H139ZM144 82H145V81H144ZM146 82H147V81H146ZM157 82H158V81H157ZM174 82H175V81H174ZM9 83H8V84H9ZM19 83H18V84H19ZM30 83H31V82H30ZM33 83H34V81H33ZM37 83H38V81L36 82V85H37ZM41 83H42V82H41ZM41 83H40V85H41ZM50 83H51V82H50ZM65 83L70 84L69 82H65ZM81 83H83V82H81ZM84 83H85V81H84ZM87 83L90 84V82H87ZM96 83L98 84V83H100V82H96ZM96 83H94V85H95ZM105 83H106V82H104V84H105ZM127 83H128V82H127ZM161 83H162V82H161ZM180 83H183V82H180ZM6 84H7V82H6ZM13 84H14V83H13ZM13 84L10 85V86L13 87ZM18 84H16V85L18 86ZM25 84H26V83H25ZM31 84H32V83H31ZM34 84H35V83H34ZM42 84H43V83H42ZM51 84H52V83H51ZM60 84H61V83H60ZM63 84H64V83H63ZM76 84H78V85H75V86H79V85H80L79 82L76 83ZM142 84H145V83H142ZM147 84H148V82H147ZM168 84H171V83H168ZM168 84H165V85H168ZM0 85H1V84H0ZM16 85H15V86H16ZM38 85H39V84H38ZM38 85H37V86H38ZM46 85H49V83L46 84ZM71 85H72V86H71ZM82 85H83V84H81L80 86H82ZM117 85H119V83H118ZM117 85H116V86H117ZM127 85H128V84H127ZM127 85H126V86H127ZM139 85H140V83H139ZM155 85H157V84H155ZM171 85H173V84H171ZM171 85H170V87H168V88H169L168 90L170 91V93L173 92V89H170V88L172 87ZM4 86H5V85H4ZM17 86H16V87H17ZM21 86H22V85H21ZM24 86H25V85H24ZM29 86H30V85H29ZM29 86H28V87H29ZM54 86H53V88H54ZM61 86H62V85H61ZM63 86L66 87V84H64ZM63 86H62V88H61L60 85H59L60 90H61V89H64ZM84 86L86 87V85H84ZM101 86H102V85H101ZM103 86H104V85H103ZM106 86H108V85H106ZM145 86H147V85L145 84ZM149 86H150V85H148V87H149ZM151 86H152V85H151ZM151 86H150L149 89H152ZM168 86H169V85H168ZM6 87H8V85H7ZM16 87H15V88H16ZM19 87H20V86H19ZM25 87H26V86H25ZM28 87H27V89H29ZM30 87H32V86H30ZM40 87H41V86H40ZM47 87H48V86H47ZM59 87H58V89H59ZM69 87H70V88L73 87V84H70ZM69 87H68V89H70ZM85 87H84V88H85ZM89 87H90V86H89ZM92 87H93V86H91V88H92ZM104 87H105V86H104ZM114 87H115V86H114ZM114 87H113V88H114ZM119 87L121 88V86H119ZM141 87H142V86H141ZM156 87H157V86H156ZM158 87H159V86H158ZM161 87L164 88V86H161ZM165 87L167 88V86H165ZM185 87H186V86H185ZM21 88H23V87H21ZM38 88H39V87H38ZM73 88L76 90L77 87H73ZM91 88H89V89H91ZM94 88H96V87H93V90H94ZM117 88H118V86H117ZM117 88H115V92H117V90L119 89V88H118V89H117ZM138 88H139V87H138ZM192 88H194V87L192 86ZM192 88H191V89H192ZM1 89H2V88H1ZM12 89L14 90V88H12ZM18 89H19V88H18ZM23 89H24V88H23ZM32 89L34 90L33 87H32ZM36 89H37V88H36ZM51 89H52V88H51ZM66 89H67V88H66ZM81 89H83V88H81ZM86 89H87V87H86ZM97 89H98V87H97ZM116 89H117V90H116ZM185 89H186V88H185ZM187 89H188V87H187ZM191 89H190V90H191ZM5 90H6V89H4V92H6ZM8 90H9V89H8ZM13 90H11V92H12ZM30 90H31V89H30ZM38 90H39V89H38ZM38 90H37V91H38ZM40 90H41V89H40ZM60 90H59V91H60ZM70 90H71V89H70ZM77 90H78V89H77ZM87 90H88V89H87ZM100 90H101V89H100ZM109 90H110V89H109ZM109 90H107V91H109ZM120 90L122 91V90H124V88H123V89H120ZM135 90H136V89H135ZM135 90H134V91H135ZM137 90H138V89H137ZM139 90H140V89H139ZM139 90L136 91V92H139ZM141 90L143 91V89H141ZM145 90H147V89H145ZM145 90H144V92L141 91V93H142V94H143V93L146 94V93H145ZM152 90H153V92H154L155 88L152 89ZM152 90H151V92H150L151 94H153ZM171 90H172V92H171ZM193 90H194V89H193ZM1 91H2V90H1ZM14 91H15V90H14ZM14 91H13V92H14ZM52 91H53V89H52ZM52 91L50 90L51 93H52ZM56 91H57V90H56ZM56 91H55V93L57 94L58 92H56ZM61 91H62V90H61ZM65 91H67V90H65ZM65 91H64V94H62L63 97H64V95L66 94ZM73 91H74V90H73ZM73 91H72V92H73ZM110 91H112V90H110ZM110 91H109V92H110ZM158 91H159V90H158ZM9 92H10V90H9ZM13 92H12L11 94H13ZM18 92H20V91L17 90V93H18ZM22 92H23V91H21V93H22ZM27 92H29V91H26V93H27ZM38 92H39V91H38ZM38 92H37V93H38ZM43 92H44V90H43ZM43 92H42V93H43ZM50 92H49V93H50ZM68 92H69V91H68ZM72 92L70 91L69 93H72ZM93 92H94V91H93ZM1 93H2V92H1ZM6 93H7V92H6ZM14 93L17 94L16 92H14ZM31 93H33V92L31 91ZM42 93H41V94H42ZM53 93H54V91H53ZM62 93H63V92H62ZM74 93H76V92L74 91ZM74 93H73V95H75ZM77 93H78V92H77ZM90 93H91V92H90ZM94 93H96V92H94ZM111 93H112V92H111ZM121 93H122L123 95H125L123 92H121ZM131 93H133V92H131ZM131 93H130V95H128V96H130V99H131V97H132V96H131ZM139 93H140V92H139ZM139 93H138V94H139ZM147 93H149V92H147ZM154 93H155V92H154ZM175 93H176V92H174L173 94H175ZM27 94H29V93H27ZM56 94H55V95H56ZM85 94H86V92H85ZM96 94H97V93H96ZM99 94H100V92H99ZM113 94H114V93H113ZM117 94H118V93H117ZM134 94H136V93H134ZM144 94H143V95H144ZM155 94H156V93H155ZM160 94H162V95L164 96L163 93L160 92ZM178 94H179V93H178ZM9 95H10V94H9ZM9 95H8V96H9ZM13 95H14V94H13ZM25 95H26V94H25ZM25 95H23V97H25ZM47 95H48V94H47ZM47 95H46V96H47ZM51 95H52V94H51ZM58 95H59V94H58ZM60 95H61V93H60ZM71 95H72V94H71ZM81 95H82V94H80V96H81ZM86 95H88V93H87ZM102 95H103V94H102ZM102 95H101V96H102ZM114 95H116V94H114ZM114 95H113V96H114ZM120 95H121V94H120ZM136 95H137V94H136ZM136 95H135L134 97H137ZM140 95H141V94H140ZM149 95H150V94H149ZM149 95L146 96V97L148 98ZM156 95H157V94H156ZM165 95H166V94H165ZM49 96H50V95H49ZM53 96H54V95H53ZM75 96H76V95H75ZM84 96H85V95H84ZM89 96H90V95H89ZM101 96H100V97H101ZM105 96H107V95H105ZM109 96H110V95H109ZM128 96H127V97L125 96V98L127 99ZM160 96H161V95H160ZM163 96H162V98H163ZM166 96H167V95H166ZM32 97H33V96H32ZM40 97H41V96H40ZM50 97H51V96H50ZM60 97H61V96H60ZM63 97H62V98H63ZM65 97H66V96H65ZM65 97H64V98H65ZM68 97H70V95H68ZM72 97H73V96H72ZM87 97H88V96H87ZM87 97H86V98H87ZM95 97H96V96H95ZM95 97H94V99H96ZM116 97H117V98H116ZM116 97H115V98L117 99V101H119L120 98H118V97H120V96L116 95ZM121 97H123V96L121 95ZM140 97H141V96H140ZM152 97H153V100H155L154 98H156L157 96L154 97V95H152ZM167 97H169V96H167ZM9 98H11V97L9 96ZM16 98H18V95H17ZM25 98H26V97H25ZM34 98H35V97H34ZM38 98H39V97H38ZM38 98H37V99H38ZM42 98H43V97H42ZM42 98H39V100L42 99ZM76 98H77V97H76ZM86 98H85L84 103L88 101V99L86 100ZM89 98L92 99L91 97H89ZM102 98H103V97H101V99H102ZM109 98H110V97H109ZM109 98H107V99H109ZM111 98H112V95H111ZM125 98H124V99H125ZM138 98H139V97L135 98V99H136V102H138V100H137ZM165 98H166V97H164L163 100H164ZM1 99H2V98H1ZM3 99H4V98H3ZM7 99H8V98H7ZM48 99L50 100V102L54 100V99L51 100V98H48ZM55 99H56V98H55ZM57 99H58V97H57ZM57 99H56V100H57ZM65 99H66V98H65ZM79 99H80V97H79ZM79 99H78V100H79ZM90 99H89V100H90ZM121 99H122V98H121ZM124 99H123V100H124ZM156 99H157V98H156ZM158 99H159V98H158ZM158 99H157V100H158ZM168 99L170 100V98H168ZM168 99L166 98V100H168ZM19 100H20V97H19ZM29 100H30V99H29ZM35 100H36V99H35ZM39 100H38V101H39ZM45 100H46V99H44V101H45ZM58 100L60 101V99H58ZM61 100H62V99H61ZM66 100H67V99H66ZM70 100H71V99H70ZM74 100H75V98H74ZM74 100L72 99L73 102H77V100H75V101H74ZM81 100H82V99H81ZM81 100H80V101H81ZM99 100H100V99H99ZM104 100H106V99H104ZM104 100H102V101H104ZM113 100H115V99H113ZM176 100H177V98H176ZM6 101H7V100H6ZM11 101H12V100H11ZM11 101H10V102H11ZM23 101H24V100H23ZM38 101H37L36 103H38ZM47 101H48V100H47ZM54 101H55V100H54ZM90 101H91V100H90ZM100 101H101V100H100ZM102 101H101V102H102ZM115 101H116V100H115ZM126 101H128V100H124L123 102L126 103ZM132 101H133V99H132ZM144 101H145V100H144ZM4 102H5V101H4ZM18 102H19V101H18ZM25 102H26V101H25ZM27 102H30V101H27ZM63 102H65V100H62L60 104H61V105L64 104ZM73 102H72V103H73ZM88 102H89V101H88ZM88 102H87V104H88ZM92 102H93V101H91V104H90V105H91L92 108H93V105L96 104V101L94 100L95 103H93V105H92ZM101 102H100V103H101ZM107 102H110V101L108 100ZM107 102L104 101L103 103H107ZM113 102H114V101H113ZM119 102H120V103H119ZM119 102H118V103L116 102V104H121V101H119ZM123 102H122V103H123ZM147 102L149 103V101H147ZM164 102H165V100H164ZM171 102H172V100H171ZM248 102H249V101H248ZM1 103H2V102H1ZM32 103H33V100H32ZM39 103H40V102H39ZM42 103H44V102H42ZM48 103H49V102H48ZM84 103H83V104H84ZM100 103L97 102V105L100 104ZM168 103L170 104L169 101H168ZM249 103H250V102H249ZM23 104H24V103H23ZM27 104H28V103H27ZM29 104H30V103H29ZM34 104H35V103H34ZM52 104H54V103H52ZM55 104H57L56 101H55ZM79 104H80V103H79ZM87 104H86V106H87L86 109H89L90 107H89ZM128 104L130 105V103H126V105L123 104L122 107H124V106L126 107ZM133 104H134V103H133ZM133 104H132V105H133ZM150 104H151V102H150ZM166 104H167V103H166ZM169 104H168V106H169ZM244 104H245V103H243V106H244ZM31 105H32V104H31ZM42 105H44V104H42ZM42 105H41V106H42ZM46 105H47V102H46ZM50 105H51V103H50ZM61 105H58V106L61 107ZM76 105H77V104H76ZM76 105H75V106H76ZM107 105H109V104H107ZM111 105H112V104H111ZM114 105H115V104H114ZM121 105H122V104H121ZM134 105H135V104H134ZM137 105H138V104H137ZM137 105H135V107H136ZM139 105H140V104H139ZM139 105H138V106H139ZM246 105L249 106L248 104H246ZM19 106H20V104H19ZM27 106H28V105H27ZM27 106L24 105V106H22V108H23V107L27 108ZM35 106H36V105H35ZM35 106H33V108H30V109H33V111H34V110L36 109V108L34 109ZM39 106H40V105H39ZM39 106H38V107H39ZM44 106H45V105H44ZM62 106L64 107V106H66V104H65V105H62ZM72 106H73V105H72ZM84 106H85V104H84ZM105 106H106V105H105ZM130 106H131V105H130ZM158 106H160V104H159ZM170 106H173V107H174L173 104H172V105L170 104ZM175 106H176V105H175ZM233 106H234V105H233ZM0 107H2V106L0 105ZM30 107H31V106H30ZM46 107H47V106H46ZM46 107H45V108H46ZM56 107H57V105H56ZM63 107H61L62 110H64ZM78 107H79V106H78ZM81 107H82V106H80V108H81ZM88 107H89V108H88ZM98 107H99V106H98ZM100 107H101V106H100ZM107 107H108V106H107ZM112 107H113V105H112ZM112 107H111V108H112ZM122 107H120L119 105H118V107H115V106H114V111H116V114H117V112H118V111H117L118 109H116V108H122ZM127 107H129V106H127ZM140 107H141V106H140ZM162 107H164V106H162ZM162 107H161V108H162ZM240 107H241V106H240ZM244 107H245V106H244ZM249 107H251V106H249ZM254 107H255V106H254ZM2 108H3V107H2ZM13 108H14V107H13ZM20 108H21V107H20ZM42 108H43V107H42ZM58 108H59V107H58ZM58 108H56V109L58 110L57 112L55 111L56 113H58L59 111H61V110L58 109ZM66 108H67V106H66ZM102 108H103V109H101V111L104 110V107H102ZM111 108H110V110H111ZM142 108H144V106H143ZM157 108H158V107H157ZM169 108H171V107H169ZM176 108H177V107H176ZM225 108H226V106H225ZM235 108L237 109L236 111L240 110V108H239L238 106H237V107L235 106ZM238 108H239V109H238ZM241 108H242L241 111H244V110L246 109V108L243 109V107H241ZM4 109H6V108L4 107ZM7 109H10V108H7ZM16 109L18 110L19 108L17 107ZM47 109H48V108H47ZM77 109H78V108H77ZM82 109H84V111H87V110H85V108H83V107H82ZM99 109H100V108H99ZM108 109H109V108H108ZM108 109H107V110H108ZM115 109H116V110H115ZM123 109H124V108H122V111L125 112L126 109H125V110H123ZM127 109L129 110V108H127ZM130 109H131V107H130ZM145 109H146V108H145ZM162 109H163V108H162ZM167 109H168V108H167ZM171 109H173V108H171ZM174 109H175V108H174ZM174 109H173V110H174ZM178 109H179V108H178ZM10 110L12 111V109H10ZM10 110H9V111H10ZM24 110H25V109H24ZM26 110H27V109H26ZM26 110H25V111H26ZM40 110H41V109H40ZM53 110H55V109H53ZM53 110H50V111H53ZM79 110H80V109H79ZM90 110H91V109H90ZM96 110H97V109H96ZM107 110L105 109L103 112L108 113V111H110V110H108V111H107ZM132 110H133V109H132ZM132 110H131V112H132ZM138 110H140V109H138ZM138 110H137L138 114H139V112H140V114H142V113H141L142 111H138ZM141 110H142V109H141ZM159 110H160V109H159ZM228 110H229V109H228ZM233 110H234V109H233ZM253 110H254V109H253ZM0 111H1V109H0ZM28 111H29V110H28ZM47 111L49 112V110H47ZM93 111H94V110H93ZM99 111H100V110H99ZM99 111H98V112H99ZM106 111H107V112H106ZM112 111H113V110H112ZM122 111H121V112H122ZM165 111H166V110H165ZM223 111H224V110H223ZM226 111H227V110H226ZM234 111H235V110H234ZM234 111H232V112H234ZM247 111H248V112L251 111V113L253 114V111H252V110L248 109ZM258 111H260V110H258ZM258 111H257L256 113H258ZM261 111H262V110H261ZM6 112H7V111H5V113H6ZM12 112H13V111H12ZM12 112H10L9 115H11ZM22 112H23V111H22ZM37 112H38V111H37ZM48 112H47V113H48ZM63 112H64V111H63ZM88 112H89V111L85 112V113H87L86 115H89L92 111H90L89 114H88ZM96 112H97V111H96ZM98 112H97V114H100V113H98ZM128 112H129V111H128ZM134 112H135V111H134ZM160 112H162V111H160ZM239 112H240V111L235 112V114H237V113H239ZM248 112H247V114H248ZM5 113H4V114H5ZM31 113H32V111H31ZM33 113H34V114H33ZM33 113H32V115H35V112H33ZM38 113H39V112H38ZM50 113H51V112H50ZM61 113H62V112H61ZM61 113H59V114L61 115ZM77 113H78V112H77ZM80 113H81V112H80ZM110 113L113 114L111 111L109 112V114H110ZM125 113H127V112H125ZM224 113H225V112H224ZM242 113H244V112H242ZM7 114H8V113H7ZM20 114H21V113H20ZM20 114H19V112H18V115H19V116H20ZM28 114H29V113H28ZM36 114H37V113H36ZM43 114H44V112H43ZM103 114H104V113H103ZM122 114H124V113H122ZM130 114H131V113H130ZM161 114H162V113H161ZM229 114H230V112H229ZM239 114H240V116L242 115L241 113H239ZM252 114H250V115H252ZM254 114H255V113H254ZM12 115H13V114H12ZM15 115H16V113H15ZM83 115H84V114H83ZM83 115L80 114V116H82V117H83ZM86 115H85V117H86ZM101 115H102V114H101ZM114 115H115V114H114ZM114 115H112V116H114ZM125 115H128V116H129V113H128V114H125ZM162 115H163V114H162ZM243 115H244V114H243ZM243 115H242L241 117H243ZM1 116H2V115H1ZM3 116H5V115H3ZM16 116H17V115H16ZM16 116L13 115L14 118H17ZM21 116L25 118V115L21 114ZM29 116H31V115H29ZM36 116H37V115H36ZM41 116H42V115H41ZM51 116H53L52 113H51V115H49V116L46 117V118H48V119H46V120L48 121L49 118H51V120H52V118H53L54 116L56 117L55 113H54V116H53V117H51ZM77 116H78V115H77ZM80 116H79L78 118H75V117H71V118H72V119L75 118V119H73V120H76V119L78 120V119L82 118V117H80ZM104 116H105V115H104ZM106 116H108V115L106 114ZM121 116H122V115H121ZM224 116H225V115H224ZM227 116H229V115L227 114ZM227 116H226V117H227ZM233 116H236V115H233ZM237 116H239V115L237 114ZM257 116H258V115H257ZM6 117H8V116H6ZM6 117H3V118H4V121L6 120V119H5ZM39 117H40V116H39ZM39 117H37V118H39ZM43 117H44V116H43ZM63 117H64V115H63ZM108 117H109V116H108ZM108 117H107V119H106V117H105V118L103 117V118L106 119V120H108ZM119 117H120V116H119ZM123 117H124V116H123ZM171 117H172V116H171ZM246 117H247V116H246ZM253 117H254V115L252 116V118H253ZM1 118H2V117H1ZM3 118H2V119H3ZM8 118H10V117H8ZM44 118H45V117H44ZM65 118H66V117H65ZM65 118H63V119H65ZM67 118H68V117H67ZM88 118H89V120H90V117H88ZM103 118H102V119H103ZM115 118H116V117H115ZM140 118H141V115H140ZM142 118H143V117H142ZM145 118H146V116H145ZM145 118H144V119H145ZM166 118H167V117H166ZM169 118H170V117H169ZM25 119H27V118H25ZM31 119H33V118H31ZM35 119H36V118H35ZM58 119H59V118H58ZM60 119H61V118H60ZM60 119H59V120H60ZM68 119H69V118H68ZM98 119H99V118H98ZM98 119H97V120H98ZM116 119H118V118H116ZM123 119H124V118H123ZM126 119L128 120V118H126ZM147 119H148V118H147ZM223 119H224V118H223ZM230 119H232V118H230ZM238 119H239V117H238ZM246 119H247V118H246ZM246 119H245L246 122L244 121V122H245V127H247V125H246L247 120H248V119H251V118H248L247 120H246ZM257 119H258V117H257ZM8 120H10V119H8ZM11 120H12V122H13V118H11ZM11 120H10V121H11ZM22 120H23V119H22ZM22 120H21V122H23ZM33 120H34V119H33ZM38 120H39V119H38ZM38 120H37V122H38ZM41 120H42V119H41ZM55 120H56V119H55ZM55 120H53V121H55ZM77 120H76V121H77ZM97 120H95L96 122H95L94 120L89 121V122H90V124H91V122L94 121L95 124L97 123V124H99V125L101 126V123L97 122ZM100 120H101V119H100ZM100 120H99V121H100ZM137 120H139V117H138ZM170 120H171V119H170ZM226 120H227V119H226ZM236 120H237V118H236ZM242 120H243V118H242ZM242 120L239 119V122L242 121ZM251 120H252V119H251ZM263 120H264V119H263ZM29 121H30V120H29ZM39 121H40V120H39ZM53 121H52V122H53ZM65 121H66V120H65ZM67 121H68V120H67ZM67 121H66V122H67ZM82 121H83V120H82ZM86 121H87V120H86ZM103 121H105V120H103ZM108 121H109V120H108ZM112 121H113V120H112ZM112 121H111V124H112ZM121 121H122V120H121ZM139 121H141V120H139ZM139 121H138V124L136 123L137 125H135V127L137 126V128H139L138 125H140L139 123H141V122H139ZM181 121H182V120H181ZM234 121H235V120L232 119V122H234ZM252 121H253V120H252ZM16 122L19 123V120H17ZM31 122H32V121H31ZM44 122H46V121H44ZM57 122H58V121H57ZM61 122H62V120H61ZM78 122H79V121H78ZM78 122H77V123H78ZM101 122H102V120H101ZM136 122H137V121H136ZM147 122H148V121H147ZM147 122H146V124H147ZM152 122H153V121H152ZM160 122H161V121H160ZM166 122L168 123V121H166ZM232 122H230V123H232ZM235 122H236V121H235ZM244 122L242 121V125H243ZM254 122L256 123V118H255ZM254 122H252V123L250 124V126L252 125L251 127H253V125H255ZM1 123H2V122H1ZM6 123H7V121H6ZM8 123H9V121H8ZM13 123H14V122H13ZM18 123H17V124H18ZM26 123H27V122H26ZM29 123H30V122H29ZM29 123H28V125H29ZM54 123H55V122H54ZM54 123H51V124H54ZM62 123H63V122H62ZM68 123H69V122H68ZM71 123H73V122H71ZM71 123H70V124H71ZM77 123H76V124H77ZM94 123H93V125H95ZM105 123L107 124L106 121H105ZM122 123H123V122H122ZM126 123H127V122H126ZM126 123H125V124H126ZM155 123H156V122H155ZM162 123L164 124L165 122H162ZM263 123H264V122H263ZM263 123H262V126L264 125ZM17 124H16V125H17ZM19 124H20V123H19ZM19 124H18V125H19ZM38 124H39V123H38ZM45 124H49L48 127H47V130H48L49 128H51L52 126H55V125L50 126V120H49V123H45ZM45 124H42V125L45 126ZM55 124H56V123H55ZM73 124H74V123H73ZM79 124H80V123H79ZM97 124H96V125H97ZM106 124H102V125H105L104 127L107 128V127H106ZM114 124H115V122H114ZM120 124H121V123H120ZM120 124H119V125L117 124V126L120 127ZM130 124L132 125V122H131ZM141 124H142V123H141ZM156 124H157V123H156ZM168 124H169V123H168ZM176 124H180V123H176ZM232 124H233V123H232ZM247 124H248V123H247ZM12 125L16 126L15 124H12ZM20 125H21V124H20ZM30 125H33V127H34V124H31V123H30ZM30 125H29V126H30ZM42 125H40V127H41ZM57 125H59V123H58ZM68 125H69V124H68ZM85 125H89V124H85ZM91 125H92V124H91ZM159 125H160V124H159ZM169 125H170V124H169ZM173 125H174V124H173ZM228 125H229V127L231 126V124H228ZM236 125H237V124H236ZM236 125H235V126H236ZM258 125H259V123L257 122V125H255V127L258 126ZM8 126H9V124H7V127H8ZM26 126H27V125L25 124V127H26ZM36 126H37V125H36ZM46 126H47V125H46ZM49 126H50V127H49ZM71 126H72V124H71ZM73 126H74V125H73ZM76 126L78 127V125H76ZM79 126H80V125H79ZM81 126H82V125H81ZM112 126H113V124H112ZM114 126L116 127V125H114ZM121 126H122V124H121ZM141 126H142V125H140V127H141ZM154 126H156V125H154ZM163 126H164V125H163ZM175 126H176V125H175ZM186 126H187V125H186ZM4 127H5V126H4ZM7 127H5V128H7ZM10 127H11V125H10ZM16 127H17V126H16ZM22 127H23V126H22ZM25 127H24V128H25ZM37 127H38V126H37ZM58 127H59V126H58ZM58 127H57V128H58ZM85 127H86V126H85ZM95 127H98V125L95 126ZM109 127H111V126H110V121H109ZM122 127L124 128V125H123ZM122 127H120V128H122ZM132 127H133V125H132ZM132 127H131V128H132ZM151 127H152V126H151ZM159 127H160V126H159ZM161 127H162V125H161ZM161 127H160V129H161V130H164L163 127H162V128H161ZM184 127H185V126H184ZM237 127H238V126H237ZM243 127H244V126H243ZM243 127H242V128H243ZM245 127H244V129H246ZM248 127H249V126H248ZM251 127H249V128H251ZM259 127L261 128V125H260ZM18 128H19V127H18ZM55 128H56V127H55ZM60 128H61V127H60ZM60 128H59V130H60ZM93 128H94V127H93ZM101 128H103V127H101ZM146 128H147V127H146ZM153 128H154V127H153ZM153 128H152V130H153ZM156 128L159 129L158 126H156ZM156 128L153 130V132L156 131ZM165 128H166V127H165ZM172 128H173V127H172ZM178 128H179V127H178ZM187 128H188V127H186V129H187ZM231 128H233V125L231 126ZM235 128H236V127H235ZM239 128H240V127H239ZM242 128H240V130H242ZM257 128H258V127H257ZM257 128H256V129L252 128V129H253V131H254V130L256 131ZM2 129H4V128L2 127L1 130H2ZM8 129H9V127H8ZM10 129H11V128H10ZM10 129H9L8 131H10ZM14 129H16V128L13 127V130H14ZM26 129H29V128L27 127ZM26 129H25V131H26ZM34 129H35V128H34ZM41 129H42V128H41ZM44 129H45V128H44ZM44 129H42V130H44ZM51 129H52V128H51ZM61 129H62V128H61ZM68 129H69V128H68ZM74 129H76V127H75ZM98 129H99V128H98ZM112 129H113V128H112ZM115 129H116V128H115ZM115 129H113V130L115 131ZM150 129H151V128H150ZM181 129H182V128H181ZM1 130H0V131H1ZM5 130H6V129H5ZM11 130H12V129H11ZM21 130H22V129H21ZM23 130H24V129H23ZM32 130H33V129H32ZM36 130H37V129H35V132H36ZM38 130H39V129H38ZM38 130H37V132H38ZM47 130H46V133H47ZM52 130H53V129H52ZM55 130H56V129H55ZM55 130H54V131H55ZM80 130L82 131V129H80ZM108 130H109V129H107V131H108ZM116 130H117V129H116ZM125 130H126V129H125ZM133 130H134V129H133ZM140 130H143V129H140ZM152 130H151V131H152ZM173 130H174V129H173ZM178 130H179V129H178ZM183 130H185V129H183ZM215 130H216V129H215ZM236 130H237V129H235V131H236ZM240 130H237V131H240ZM260 130H262V128H261ZM19 131H20V130H19ZM30 131H31V130H29V132H28V131H27V132L30 133ZM44 131H45V130H44ZM48 131H49V130H48ZM60 131H61V130H60ZM81 131H80V132H81ZM99 131H100V132H103V131H101V130H99ZM109 131H110V130H109ZM136 131H137V129H136ZM174 131H176V130H174ZM216 131H217V130H216ZM216 131H213V132H216ZM229 131H230V129H229ZM233 131H234V130H233ZM258 131H259V130H258ZM3 132H4V131H3ZM6 132H7V131H5V133H6ZM10 132H11V131H10ZM10 132H7V133L10 134ZM31 132H32V131H31ZM35 132H32V133H35ZM39 132H41V131H39ZM49 132H51V131H49ZM49 132H48V133H49ZM57 132H58V131H57ZM111 132H112V131H111ZM121 132H123V131H121ZM121 132H120V133H121ZM130 132H131V131H130ZM138 132H140V131H138ZM138 132H137V133H138ZM142 132H143V133H146V132H144V131H142ZM142 132H140V135H141ZM159 132H160V131H159ZM159 132H157L158 135H160ZM165 132H166V131H165ZM168 132H169V131H168ZM171 132H172V131H171ZM171 132H170V133H171ZM179 132H180V131H179ZM179 132H178V135H179ZM227 132H228V131H227ZM242 132L245 133V130L242 131ZM246 132H247V131H246ZM248 132H249V130H248ZM251 132H252V131H251ZM263 132H264V129H263ZM263 132H262V133H263ZM7 133H6V134H7ZM13 133H15L16 135H12ZM13 133L11 134L12 136H9V135H8V137L10 138V137L18 136V135H19L18 133H21V132H18V133H17V131H16V132L14 131ZM24 133L26 134V132H24ZM28 133H27V134H28ZM46 133H45V135H44L43 132H42V134H43V135H42V137H43V138H42L43 143H44V138L47 136ZM58 133H59V132H58ZM118 133H119V132H118ZM120 133L117 134V135H120ZM174 133H175V132H173V134H174ZM216 133H217V132H216ZM216 133H215V135H216ZM232 133H233V132H232ZM244 133H243V134H244ZM249 133H250V132H249ZM252 133H253V132H252ZM259 133H260V132H259ZM1 134H2L3 136L6 135V134L4 135L2 132H1ZM36 134H37V133H36ZM39 134H40V133H39ZM39 134H38V135H39ZM50 134H52V132H51ZM59 134H60V133H59ZM59 134H58V135H59ZM63 134H65V133H63ZM82 134H83V133H82ZM82 134H79V135L83 136ZM85 134H86V133H85ZM108 134H109V133H108ZM112 134H114V132H113ZM112 134L110 133V135H112ZM122 134H123V133H122ZM122 134H121V135H122ZM128 134H129V133H128ZM154 134H155V133H154ZM167 134H168V133H167ZM167 134H164V135L166 136ZM173 134H172V135H173ZM175 134H176V133H175ZM226 134H227V133H226ZM247 134H248V133H247ZM250 134H251V133H250ZM257 134H258V132H257ZM2 135L0 136V138H2ZM20 135H21V134H20ZM20 135H19V136H20ZM34 135H35V134H34ZM40 135H41V134H40ZM56 135H57V133H56ZM56 135H54V136H56ZM88 135H89V134H88ZM91 135H92V134H91ZM94 135H95V133H94ZM103 135H105V134H103ZM132 135H134V134H130V136H131V137H130V140L133 138ZM138 135H139V133H138ZM144 135H145V134H144ZM162 135H163V134H162ZM170 135H171V134H170ZM215 135H214L213 137H215ZM227 135H228V134H227ZM230 135H231V134H230ZM230 135H228V136H230ZM232 135L235 136L234 134H232ZM245 135H246V134H245ZM255 135H256V134H255ZM261 135H262V134H261ZM6 136H7V135H6ZM44 136H45V137H44ZM64 136H65V135H64ZM64 136H62V137L64 138ZM89 136H90V135H89ZM112 136H113V135H112ZM114 136H115V134H114ZM122 136H123V135H122ZM135 136H137V134L134 135V138H136ZM141 136H142V138H143V135H141ZM160 136H161V135H160ZM160 136H155V137L158 138V137H160ZM167 136L170 137L171 140L175 137V136H173V137L171 138V136H169V135H167ZM233 136H231V137L233 138ZM242 136H243V135H242ZM250 136H252V135H250ZM21 137H22V136H21ZM21 137H20V138H21ZM23 137H24V135H23ZM26 137H27V136H26ZM38 137H39V136H38ZM40 137H41V136H40ZM52 137H53V136H52ZM74 137H75V136H74ZM85 137H86V136H85ZM91 137H92V136H91ZM105 137H106V136H105ZM107 137H108V136H107ZM119 137H120V136H119ZM119 137H116V138H119ZM126 137H128V135H126ZM126 137H124L123 139H125ZM138 137H140V136H138ZM138 137H137V138H138ZM144 137H146V136H144ZM176 137H178V136L176 135ZM176 137H175V138H176ZM243 137H244V136H243ZM5 138L7 139V137H4V139H5ZM15 138H16V137H14V139H13V138H12V139L15 140ZM20 138H19V137L17 138V139H18V141H16L17 144H18ZM24 138H25V137H24ZM24 138H23V139H24ZM28 138H29V136H28ZM30 138H31V136H30ZM36 138H37V135H36ZM49 138L51 139V137H49ZM53 138H54V137H53ZM53 138H52V139H53ZM63 138L60 139V140H64ZM77 138H78V137H77ZM77 138H76V139H77ZM83 138H84V137H83ZM83 138H82V139H83ZM100 138H101V136H100ZM112 138L114 139V137H112ZM112 138H111V139H112ZM146 138H147V137H146ZM146 138H144V139H146ZM148 138H149V137H148ZM162 138H165V137L162 136ZM209 138H210V137H209ZM238 138H241V137H238ZM238 138H236V139H238ZM244 138H246V137H244ZM247 138H248V137H247ZM249 138H250V137H249ZM249 138H248V140H249ZM251 138H252V137H251ZM259 138H260V137H259ZM6 139H5V140H6ZM23 139L21 138V140H23ZM31 139H32V138H31ZM34 139H35V138H34ZM40 139H41V138H40ZM40 139H39V140H40ZM46 139H47V137H46ZM50 139H49V140H50ZM52 139H51V140H52ZM65 139H67V138H65ZM102 139H103V138H102ZM107 139H108V138H106V140H107ZM128 139H129V138H128ZM139 139H140V138H139ZM144 139H143V140H144ZM149 139H151V138H149ZM165 139H166V138H165ZM170 139H169V140H170ZM177 139H178V138H177ZM202 139H203V138H202ZM210 139H211V138H210ZM228 139H229V137H228ZM228 139L226 138V140H228ZM234 139H235V138H233V143H234V141H235ZM5 140H3V141H5ZM8 140H9V139H7V141H8ZM13 140H12V141H13ZM25 140H26V138H25ZM39 140H38V141H39ZM47 140H48V139H47ZM49 140H48V141H49ZM53 140H55V139H53ZM78 140H81V139H78ZM97 140L99 141V138H98ZM97 140H96V141H97ZM103 140H104V139H103ZM115 140H117V139H114L113 141H115ZM146 140H147V139H146ZM160 140H162V139H160ZM203 140H204V139H203ZM208 140H209V139H208ZM230 140H232V139H230ZM241 140L244 141V140H247V139H241ZM0 141H1V139H0ZM23 141H24V140H23ZM29 141H30V140H29ZM29 141L27 140V142H29ZM85 141H86V140H85ZM100 141H101V139H100ZM100 141H99V143H100ZM125 141H127V140H125ZM125 141H123L124 143L122 142L123 145L125 144ZM137 141H138V139H137ZM157 141H158V140H157ZM182 141H185V138H184V140L182 139ZM182 141H181V144H182ZM211 141H214V140H211ZM239 141H240V140H239ZM54 142H55V141H54ZM57 142H58V141H57ZM62 142H63V141H62ZM62 142H61V143H62ZM68 142H70V140H69ZM74 142H75V141H74ZM74 142H73V145H75ZM94 142H95V141H94ZM107 142H109V139H108ZM119 142H120V141H118V143H119ZM132 142H134V141H132ZM147 142H148V141H147ZM147 142H145V140H144V143H143V144L146 143V144L148 145ZM160 142H161V141H160ZM165 142H166V141H165ZM168 142H169V141H168ZM171 142H172V141H171ZM173 142H175V141H173ZM200 142H201V141H200ZM214 142H216V141H214ZM226 142H227V141H226ZM226 142H224V143H226ZM228 142H230V141H228ZM237 142H238V141H237ZM237 142H236L235 146H237V145L239 144V143L237 144ZM240 142H241V141H240ZM246 142H248V143L250 142V144H251L252 140H249V141H246ZM1 143H2V142H1ZM11 143H12V142H11ZM19 143H23V142L21 141V142H19ZM24 143H25V142H24ZM37 143H38V142H37ZM49 143H50V141H49ZM114 143H115V142H114ZM116 143H117V142H116ZM118 143H117V144H118ZM122 143H119V146H121ZM127 143H128V142H127ZM175 143H177V141H176ZM201 143H202V146H203V145H204L203 142H201ZM218 143H219V142H218ZM233 143H231V144H233ZM244 143H245V142H244ZM244 143H243V146L246 144V143H245V144H244ZM248 143H247V145H249ZM4 144H5V143H4ZM9 144H10V140H9ZM29 144H30V142H29ZM34 144H35V143H34ZM41 144H42V143H41ZM47 144H48V143H47ZM69 144H70V143H68V145H69ZM101 144H102V143H101ZM109 144H110V143H109ZM120 144H121V145H120ZM134 144H136V142H135ZM143 144H140V145L143 146V148H144V146H145L146 144H145V145H143ZM163 144H164V143H163ZM166 144H167V143H166ZM178 144H179V142H178ZM199 144H200V143H199ZM199 144H198V145H199ZM211 144H212V142H211ZM216 144H217V143H216ZM227 144H228V143H227ZM7 145H8V143H7ZM7 145H6V146H7ZM10 145H11V144H10ZM20 145H21V144H20ZM20 145H18V146H20ZM24 145H26V143H25ZM39 145H40V144H39ZM42 145H43V144H42ZM42 145H41V146H42ZM50 145H51V144H50ZM61 145H62V144H61ZM92 145H93V144H91L90 146H92ZM94 145H95V144H94ZM94 145H93V146H94ZM105 145H106V143H105ZM110 145H111V144H110ZM113 145H114V144L112 143V146H113ZM150 145H151V144H150ZM170 145H171V144H170ZM173 145H174V144H173ZM173 145H172V147H173ZM229 145H230V143L228 144V146H229ZM240 145L242 146V144H239L238 146H240ZM247 145H245L244 147H248ZM12 146H15V145H12ZM26 146H27L28 148H30L28 145H26ZM30 146H31V145H30ZM35 146H36V145H35ZM41 146H38V145H37V147H41ZM45 146H46V145H45ZM45 146H44V148H43V147H41V148H42V149H46V148H48L49 145H47L46 148H45ZM59 146H60V145H59ZM69 146H70V145H69ZM98 146H99V145H98ZM112 146L109 147V146L107 145V149H108V148H111ZM117 146H118V145H117ZM117 146H116V147H117ZM132 146H133V145H132ZM176 146H177V145H176ZM178 146L181 147V145H178ZM183 146H184V145H183ZM199 146H200V145H199ZM199 146H198V147H199ZM210 146H211V145H210ZM221 146H222V145H220V147H221ZM228 146H226V148H225V146H224V148L227 149V151H228V148H229ZM231 146H233L232 148H234V144H233V145H230L229 152L232 151V150H230V149H231ZM249 146H250V145H249ZM2 147H3V143H2V146H0V148L3 149V148L5 147V145H4L3 148H2ZM22 147H23V146H22ZM49 147H50V146H49ZM51 147H53V146H51ZM51 147H50V148H51ZM64 147H65V146H63V148H64ZM76 147H77V146H76ZM94 147L96 148V146H94ZM114 147H115V146H114ZM130 147H131V145H130ZM133 147H134V146H133ZM139 147H140V146H138V148H139ZM165 147H166V146H165ZM213 147L215 148V146H213ZM220 147H219V148H220ZM8 148H9V145H8ZM17 148H18V147H17ZM24 148H26V147H24ZM31 148H32V147H31ZM41 148H38V149L41 150V151L43 152V150H42ZM50 148H49V149H50ZM95 148H94V149H95ZM101 148H102V147H101ZM121 148H122V147H121ZM123 148H124V147H123ZM131 148H132V147H131ZM138 148L136 149L137 152H138ZM145 148H146V147H145ZM182 148L184 149L185 147H182ZM196 148H197V147H196ZM203 148H204V147H203ZM203 148H202V149H203ZM209 148H210V147H209ZM211 148H212V146H211ZM219 148L217 149L218 152H219ZM222 148H223V147H222ZM224 148H223V149H224ZM241 148H242V147H240V148L237 147L236 149H239V150H240ZM248 148H249V147H248ZM248 148H245V149H248ZM4 149H5V148H4ZM4 149H3V151H4ZM51 149H52V148H51ZM64 149H66V147H65ZM113 149H115V148H113ZM119 149H120V147H119ZM141 149H142V148H141ZM148 149H150V148H148ZM148 149H147V150H148ZM151 149H152V148H151ZM163 149H164V148H163ZM165 149H166V148H165ZM165 149H164V150H165ZM234 149H235V148H234ZM234 149H233V150H234ZM250 149H251V148H250ZM250 149H249V150H250ZM5 150H7V149H5ZM17 150H18V149H17ZM29 150H30V149H29ZM32 150H33V148H32ZM35 150H36V148L34 149V151H35ZM46 150H47V149H46ZM46 150H45V152H46ZM52 150H54V149H52ZM52 150H51V152H52ZM58 150H61V149H58ZM96 150H97V149H96ZM111 150H112V148H111ZM128 150H129V149H128ZM139 150H140V149H139ZM173 150H174V149H173ZM177 150H181V149L179 148V149H176V151H177ZM197 150H198V148H197ZM213 150H214V149H213ZM220 150H221V149H220ZM242 150H243V148H242ZM242 150H241V151H242ZM249 150H248V151H249ZM0 151H1V150H0ZM24 151H25V150H24ZM54 151H55V150H54ZM54 151H53V152H54ZM77 151H78V150H77ZM77 151H75V152H77ZM108 151H109V150H108ZM113 151H115V150H113ZM136 151H135V152H136ZM143 151H144V150H143ZM150 151H152V150H150ZM158 151H159V150H158ZM158 151H157V152H158ZM165 151H166V150H165ZM203 151H205V150H203ZM217 151H216V152H217ZM227 151H225V153H226ZM243 151H244V150H243ZM250 151H251V150H250ZM250 151H249V152H250ZM5 152H6V151H5ZM5 152H3V153L6 154L7 152H6V153H5ZM15 152H16V151H15ZM29 152H31V151H29ZM35 152H36V151H35ZM35 152H33V153L35 154ZM45 152H44L43 154H45ZM47 152H48V151H47ZM51 152L49 151V153H50L49 155H52ZM55 152H56V151H55ZM57 152H59V151H57ZM61 152H62V151H61ZM132 152H133V151H132ZM145 152H146V151H145ZM145 152H144V154H145ZM152 152H153V151H152ZM166 152H167V153H170L171 151L168 152V150H167ZM178 152H180V151H178ZM181 152H182V150H181ZM181 152H180V153H181ZM211 152H212V149H211ZM216 152H215V156H216ZM10 153L12 154L13 152H10ZM21 153H22V152H21ZM24 153H25V152H24ZM27 153H28V152H27ZM31 153H32V152H31ZM33 153H32V155H33ZM36 153H38V152H36ZM39 153H41V152H39ZM59 153H60V152H59ZM64 153L66 154V153H68V151H64ZM64 153H63V154H64ZM80 153H82V152H80ZM141 153H142V152H141ZM221 153H223V150L221 151ZM227 153H228V152H227ZM234 153H236V152H233V154H234ZM250 153L252 154V152H250ZM0 154H1V153H0ZM13 154H14V153H13ZM13 154H12V155H13ZM41 154H42V153H41ZM47 154H48V153H47ZM63 154H62V156L64 157ZM68 154H69V153H68ZM70 154H71V153H70ZM73 154H74V153H73ZM114 154H116V153H114ZM119 154H120V153H119ZM119 154H118V155H119ZM128 154H129V153H128ZM138 154L140 155L139 158L141 159V161H140V163H141L142 160L144 159L143 156H145V155L142 154L143 156H142V158H141V154H140L139 152H138ZM154 154H155V152H154ZM172 154H174V152H172ZM172 154L170 153V156H171ZM175 154H176V153H175ZM204 154H205V153H204ZM228 154H229V153H228ZM230 154H231V153H230ZM237 154H238V151H237ZM247 154H248L247 156H249V157H252V156H253V155L250 156L249 153H247ZM6 155H7V154H6ZM14 155H15V154H14ZM14 155H13V156H14ZM32 155H31V159H32V157L34 156V155H33V156H32ZM35 155H36V154H35ZM45 155H46V154H45ZM53 155H54V154H53ZM53 155H52V156H53ZM78 155H79V154H78ZM82 155H83V154H82ZM86 155H87V154H85V156H86ZM126 155H127V153H126ZM148 155H149V154H148ZM148 155H146V156H148ZM178 155H180V154H178ZM219 155H220V154H219ZM226 155H227V154H226ZM7 156H8V155H7ZM16 156H17V155H16ZM16 156H14V157H16ZM26 156H27V155H26ZM75 156H76V154H75ZM79 156H80V155H79ZM130 156H131V155H130ZM156 156H159V157H160V155H156ZM176 156H177V155H176ZM201 156H202V155H201ZM220 156H222V154H221ZM220 156H218V157H220ZM223 156H225V154H223ZM228 156H230V155H228ZM228 156H227V157H228ZM232 156H233V155H232ZM1 157H2V156L0 155V158H1ZM36 157H38V156H36ZM40 157H41V156H40ZM47 157H51V156H48V155H47ZM72 157H73V155H72ZM80 157H81V156H80ZM80 157H79V158H80ZM88 157H89V156H88ZM126 157H127V156H126ZM149 157H150V158L152 157L151 154H150V156H148V159H150ZM161 157H162V156H161ZM173 157H175V156H173ZM173 157H172V158H173ZM203 157H204V155H203ZM211 157H212V156H211ZM211 157H210V158H211ZM216 157H217V156H216ZM218 157H217V158H218ZM253 157H254V156H253ZM253 157H252V158H253ZM2 158H3V157H2ZM8 158H9V156H8ZM10 158H12V156H11ZM17 158H18V157H17ZM23 158H24V157H23ZM43 158H44V157H43V155H42V160H41L40 162H42V161L45 162V161L43 160ZM52 158H53V157H52ZM68 158H70V157L68 156ZM73 158H74V157H73ZM82 158H83V156H82ZM119 158H120V157H119ZM127 158H128V157H127ZM139 158H138V159H139ZM153 158H155V157H153ZM164 158H165V157H164ZM168 158H169V157H168ZM172 158L170 157L169 159H171V160H169V161H171V162L174 163L175 159H177V158H175V159H174V158L172 159ZM204 158H205V157H204ZM222 158H223V157H222ZM231 158H232V160H233V157H230V160H231ZM12 159H13V158H12ZM20 159H21V158H19V162H22L23 160H22V159L20 160ZM31 159H30V160H31ZM38 159H39V158H38ZM64 159H65V158H64ZM77 159H78V157H77ZM77 159H75V160H76V161H75L76 163L78 162ZM80 159H81V158H80ZM80 159H78V160H80ZM83 159H84V158H83ZM148 159H147V160H148ZM159 159H160V158H159ZM179 159H180V158H179ZM179 159H177V161H178ZM205 159H206V158H205ZM207 159H208V158H207ZM207 159H206V160H207ZM212 159H213V157L210 159V161H211ZM226 159H227V158H226ZM226 159H224V161H225ZM234 159L236 160V158H234ZM2 160H3V159H2ZM4 160L6 161V159H4ZM4 160H3V162H4ZM17 160H18V159H17ZM17 160H16V161H17ZM24 160H25V158H24ZM27 160H29V159H27ZM47 160H49V159L47 158ZM62 160H63V159H62ZM71 160H72V158H71ZM73 160H74V159H73ZM81 160H82V159H81ZM132 160H133V159H132ZM132 160H129V161L132 162ZM150 160H151V159H150ZM150 160H149V161H150ZM155 160H156V158H155ZM160 160H163V161H164L163 158L160 159ZM173 160H174V161H173ZM200 160H201V159H200ZM206 160H205V162H206ZM215 160H217V159H215ZM220 160H221V157H220ZM220 160H219V161H220ZM227 160H228V159H227ZM227 160L225 161V162L227 163V165L230 164V162H231V163L233 162V161L231 160V161L228 163ZM33 161H34V160H33ZM33 161H29V162L31 163V162H33ZM52 161H54V160L52 159ZM55 161L57 162V160H55ZM55 161H54V162H55ZM115 161H116V160H115ZM115 161H114V164H115ZM239 161H240V160H239ZM0 162H1V160H0ZM10 162H12V161H10ZM13 162H14V161H13ZM23 162H24V161H23ZM27 162H28V161H27ZM47 162H48V161H47ZM118 162H119V161H118ZM118 162H117V163H118ZM126 162L128 163V161H126ZM126 162H125V163H126ZM131 162H129L128 164H130ZM150 162H151V161H150ZM153 162H154V161H153ZM157 162H158V161H157ZM161 162H162V161H161ZM161 162H159V163H161ZM198 162H199V161H198ZM201 162L205 163V162L202 161V160H201ZM213 162H214V161H213ZM220 162H222V161H220ZM4 163H5V162H4ZM45 163H46V162H45ZM65 163H66V162H64V164H65ZM69 163H70V162H69ZM72 163H74V162H72ZM132 163H133V162H132ZM132 163H131V166H132ZM137 163H139V161H138ZM146 163L149 164L148 161H146ZM164 163H166V162H164ZM173 163L170 164V167L173 165ZM215 163L218 164L219 162H216V161H215ZM234 163H235V162H234ZM6 164H7V163H6ZM8 164H9V163H8ZM16 164H17V163H16ZM24 164L27 165V163H24ZM41 164H42V163H41ZM46 164H47V163H46ZM46 164H44V166H45ZM49 164H51V163H49ZM49 164H48V165H49ZM54 164H55V163H54ZM66 164H67V163H66ZM66 164H65V165H66ZM74 164H75V163H74ZM119 164H120V163H119ZM128 164H126V167H127ZM135 164H136V161H135ZM135 164L133 163V165H135ZM141 164H143V163H141ZM144 164H145V163H144ZM195 164H196V163H195ZM197 164H198V163H197ZM216 164H215V165L213 164V165L216 166ZM224 164H225V163H224ZM232 164H233V163H232ZM237 164H239V163L237 162ZM0 165H3V164H0ZM20 165H21V163H20ZM32 165H34V162H33ZM52 165H53V164H52ZM52 165H51V166H52ZM69 165H70V164H69ZM72 165H73V164H72ZM77 165H78V164H77ZM77 165H76V166H77ZM79 165H80V164H79ZM85 165H87V164L85 163ZM90 165H91V164H90ZM92 165H93V164H92ZM136 165H137V164H136ZM164 165H166V164H163V167H161V168H165ZM174 165L176 166V164H174ZM177 165H178V163H177ZM205 165H206V167L208 166L207 164H205ZM205 165H204V166H205ZM213 165H212L211 168L214 167ZM219 165H220V164H218L217 167H219ZM11 166H13V165H9V167H11ZM22 166H23V165H22ZM24 166H25V165H24ZM28 166H29V164H28L26 167L28 168ZM38 166H39V165H38ZM54 166H55V165H54ZM57 166H58V165H57ZM59 166H60V164H59ZM61 166H62V165H61ZM66 166H68V164H67ZM82 166H83V165H81V167H82ZM115 166H116V165H115ZM123 166H124V164L121 165V167H123ZM138 166H140V165H138ZM175 166H174V167H175ZM193 166H195V165H193ZM197 166H200V165H197ZM202 166H203V165H202ZM234 166H235V165H234ZM244 166H245V165H244ZM257 166H258V165H257ZM5 167H6V166H5ZM17 167H18V165H17ZM26 167H25V168H26ZM29 167H30V166H29ZM68 167H69V166H68ZM68 167H67V168H68ZM77 167H79V166H77ZM77 167H76V168H77ZM83 167H84V166H83ZM90 167H92V166H90ZM118 167H119V166H118ZM151 167H152V166H151ZM170 167H169V168H170ZM174 167H173V168H174ZM195 167H196V166H195ZM229 167H230L229 170L231 171V168H232L233 166H229ZM229 167H228V168H229ZM242 167H243V165H242ZM242 167H240V168L242 169ZM249 167H251V166H249ZM23 168H24V167H23ZM37 168H40V167H37ZM41 168H42V167H41ZM49 168H50V169H51V168L54 169L53 166H52V167H49ZM49 168H48V170H49ZM84 168H85V167H84ZM86 168H87V166H86ZM114 168H115V167H114ZM127 168H128V169L130 168V169L132 170V167H127ZM127 168H126V169H127ZM133 168H135V167H133ZM146 168H147V167H146ZM146 168H145V170H146V172H147V169H148L149 167H148L147 169H146ZM152 168H153V167H152ZM177 168H178V166H177ZM199 168H200V167H199ZM222 168L225 169V167H223V166H222ZM237 168H238V166H237ZM244 168H245V167H244ZM4 169H5V168H4ZM4 169L2 168V171H3ZM8 169H9V168H8ZM10 169H12V168H10ZM16 169H18V168H16ZM20 169H21V168H20ZM29 169H30V168H29ZM56 169H57V167H56ZM58 169H59V167H58ZM60 169H62V167H61ZM60 169H59V171H60ZM65 169H66V168H65ZM68 169H69V168H68ZM81 169H82V168H81ZM87 169H88V168H87ZM135 169H136V168H135ZM158 169H160V168H158ZM171 169H172V168H170V170H171ZM197 169H198V168H197ZM207 169H208V168H206V171H207ZM215 169H216V168H215ZM215 169H214V170L212 169V170L215 171ZM219 169H221V166H220ZM219 169H218V171H219ZM226 169H227V168H226ZM233 169H234V168H233ZM248 169H249V168H248ZM253 169H254V168H253ZM5 170H6V169H5ZM5 170H4V171H5ZM18 170H19V169H18ZM22 170H23V169H22ZM24 170H25V169H24ZM24 170H23V172H24ZM26 170H28V169H26ZM26 170H25L24 173H26ZM38 170H39V169H38ZM69 170H70V169H69ZM71 170H72V169H71ZM79 170H80V169H79ZM82 170H83V172H84V169H82ZM115 170H116V169H115ZM117 170H119V169H117ZM122 170H123V172H127L126 170L124 171V169H122ZM122 170L120 171V173L122 172ZM133 170H134V169H133ZM136 170H137V169H136ZM161 170H163V169H161ZM161 170H160V171H161ZM166 170H168V169H166ZM172 170H173V169H172ZM193 170H194V169H193ZM227 170H228V169H227ZM235 170H236V167H235ZM235 170H233V171L235 172ZM238 170H239V169H238ZM254 170H255V169H254ZM10 171H11V170H10ZM29 171H30V170H29ZM29 171H28V172H29ZM49 171H50V173H51L53 170H49ZM61 171L63 172V169H62ZM64 171H65V170H64ZM74 171H75V170H74ZM74 171H72V172L74 173ZM92 171H93V170H92ZM140 171H141V170H140ZM174 171H175V170H174ZM187 171H189V170H187ZM199 171L201 172L200 169H199L198 171H196V172L198 173ZM230 171H229V172H230ZM233 171H231V172L233 173ZM249 171H250V170H249ZM0 172H1V170H0ZM6 172H7L6 174H8V171H6ZM13 172H14V170H13L11 173H13ZM16 172H17V170H16ZM28 172H27L26 174H28ZM38 172H39V171H38ZM54 172L56 173V172H58V171L54 170ZM54 172H52L53 175L55 174ZM67 172H68V171H67ZM67 172H66V174H68V173L70 174V173H71V172H68V173H67ZM80 172H81V171H80ZM89 172H90V170H89ZM94 172H95V171H94ZM131 172H133V171H131ZM137 172H139V171H137ZM142 172H143V171H142ZM146 172H145V174H146ZM153 172H154V171H153ZM153 172L150 171V173H149V172H147V173L151 174V173H153ZM189 172H190V171H189ZM207 172H208V171H207ZM216 172H217V170H216ZM216 172H215V173H216ZM226 172H228V171H226ZM229 172H228V173H229ZM241 172H242V171H240V172H238V173H241ZM243 172H244V171H243ZM1 173H2V172H1ZM1 173H0V174H1ZM41 173H43V172H41ZM45 173L47 174L48 171L45 172ZM52 173H51V174H52ZM58 173H59V172H58ZM76 173L79 174V172H78L77 170H76ZM76 173H75V174H76ZM81 173H82V172H81ZM99 173H100V172H99ZM160 173H164V171H163V172L161 171ZM174 173H175V172H174ZM174 173H173V174H174ZM192 173H193V172H192ZM197 173H196V174H197ZM202 173H203V172H202ZM215 173H213V174H215ZM219 173H223V172L220 171V172H218V174H219ZM224 173H225V172H224ZM232 173H230V174H232ZM235 173H236V175H238V174H237V171H236ZM235 173H233V174H235ZM255 173L257 174V169H256V171L253 172V174H255ZM16 174H17V173H16ZM26 174H25V175H26ZM31 174H33V172H32ZM39 174H40V173H39ZM46 174H45V175H46ZM64 174H65V172H64ZM66 174H65V176H67ZM69 174H68V175H69ZM75 174H74V175H75ZM78 174H77V175H78ZM82 174H83V173H82ZM89 174H90V173H88V175H89ZM91 174H92V173H91ZM91 174H90V175H91ZM97 174H98V173H97ZM127 174H129V173H127ZM130 174H131V173H130ZM145 174H144V175H145ZM149 174H147V175H149ZM154 174H155V173H154ZM166 174H167V173H166ZM196 174H193V176H192L193 179H194V177H195L194 175H196ZM204 174H205V173H204ZM207 174H208V173H206L205 175H206V176H209V175H207ZM209 174H210V172H209ZM213 174H212V175H213ZM218 174H217V175L215 174V176H218ZM230 174H227V175H230ZM233 174H232V177H233ZM244 174H245V173H242L241 175L244 176ZM53 175H51V177H52ZM59 175H60V173H59ZM74 175H73V178H71V179H73V180H72L73 183L76 184L75 186H77V187L80 188L81 184H80V186H78V185H79L78 182H77V181L74 182ZM121 175H122V174H121ZM125 175H126V174H125ZM152 175H153V174H152ZM161 175H162V174H161ZM222 175H223V174H222ZM222 175H221V176H222ZM1 176H2V174H1ZM1 176H0V177H1ZM3 176H4V175H3ZM3 176H2V177H3ZM12 176H13V175H12ZM19 176H20V175H19ZM26 176H29V174L26 175ZM37 176H38V175H37ZM47 176H48V175H47ZM61 176H62V175H61ZM75 176H76V175H75ZM81 176L83 177V175H81ZM85 176H86V175H85ZM95 176H96V173H95ZM128 176H129V175H128ZM149 176H150V175H149ZM149 176H148V178H149ZM172 176H173V175H172ZM219 176H220V175H219ZM224 176H225V175H224ZM239 176H240V174H239ZM239 176H238V177H239ZM252 176H254V175H252ZM257 176H258V175H257ZM5 177H6V176H5ZM7 177H8V176H7ZM14 177H15V175H14ZM20 177H21V176H20ZM42 177H43V176H42ZM54 177H55V175H54ZM54 177H53V178H54ZM78 177H79V176H78ZM98 177H99V176H98ZM119 177H120V175H119ZM143 177H144V176H143ZM154 177H156V176H154ZM196 177H198V176H196ZM210 177H211V176H210ZM227 177H229V176H227ZM227 177H226V178H227ZM236 177H237V176H236ZM246 177H247V176H246ZM255 177H256V176L252 177L251 179H254V180H255V179H258L257 177H256V178H255ZM3 178H4V177H3ZM9 178H10V177H9ZM28 178H29V177H28ZM35 178H36V177H35ZM35 178H34V180H35ZM38 178H39V176H38ZM40 178H41V177H40ZM40 178H39V179H40ZM59 178H60V177H59ZM63 178H64V176H63ZM86 178H88V177L86 176ZM89 178H90V177H89ZM89 178H88V179H89ZM102 178H103V177H101V179H102ZM124 178H125V177H124ZM124 178H122V179H124ZM136 178H138V177H136ZM140 178H142V177L140 176ZM148 178L146 177V180H147ZM157 178H158V177H157ZM157 178H155V179H157ZM198 178H199V177H198ZM205 178H206V177H205ZM216 178H217V177L214 178V176H213V179H216ZM221 178H222V179H220V181H217V180H216V184H217V182H218V183L221 182V180H223L224 177H221ZM234 178H235V176H234ZM234 178H233V179H234ZM42 179H43V178H42ZM90 179H92V178H90ZM90 179H89V180H90ZM107 179H108V178H107ZM131 179H132V180H133V179L135 180V177H132ZM149 179H150V178H149ZM199 179H202V178L200 177ZM206 179H207V178H206ZM213 179H212V180H213ZM230 179H231V175H230ZM237 179H238V178H237ZM239 179H240V178H239ZM242 179H244V178H242ZM242 179H240V181H239V180H238V181L241 183V182H242V181H241ZM5 180H6V179H5ZM40 180H41V179H40ZM40 180H39V181H40ZM43 180H45V178H44ZM47 180H48V179H47ZM50 180H51V179H50ZM50 180H48V181H50ZM54 180H56V178H55ZM61 180H63V182H65L67 179H65V181H64V179H61ZM68 180H69V178H68ZM68 180H67V181H68ZM115 180H116V178H115ZM152 180H154V179H152ZM195 180L197 181L198 179L196 178ZM207 180H208V179H207ZM207 180H206V181H207ZM209 180H211V179H209ZM212 180H211V181H212ZM245 180H247V181L249 180V181H250L249 178H248V179H245ZM254 180H251V181H254ZM10 181L12 182L13 179L9 180V182H10ZM30 181H31V180H30ZM78 181H80V182L82 183L83 178H82V180H79V179H78ZM86 181H87V180H85V182H86ZM90 181H91V180H90ZM90 181L87 182V183H89V187L92 186L93 184L95 185V182H94V181H91V182H93L92 185H91V182H90ZM105 181H106V180H105ZM109 181H110V180H109ZM135 181H137V180H135ZM140 181H141V180H140ZM140 181H139V182H140ZM147 181H148V180H147ZM162 181H163V180H162ZM162 181H160V182H162ZM192 181H193V180H192ZM200 181H203V182H204V180H200ZM223 181L226 182L225 178H224ZM223 181H222V182H223ZM232 181H233V180H232ZM238 181H237V182H238ZM247 181H246V183H247V185H249L250 183L248 184L249 181H248V182H247ZM251 181H250V182H251ZM255 181H256V180H255ZM255 181H254V182H255ZM0 182L3 183L4 181H1V179H0ZM6 182H7V181H6ZM6 182H5V184H6ZM13 182L15 183V181H13ZM31 182H32V184H34L33 181H31ZM37 182H38V181H37ZM43 182H44V181H43ZM56 182H57V180H56ZM69 182H70V180H69ZM76 182H77V183H76ZM118 182H119V181H118ZM123 182H124V181H123ZM198 182H199V181H198ZM207 182H208V181H207ZM207 182H206V183L204 182L203 184L206 185ZM228 182H231V180L228 181ZM228 182H226V183H228ZM233 182H234L233 184H235V181H233ZM237 182H236V183H237ZM18 183H19V180H18ZM25 183H26V182H25ZM25 183H24V184H25ZM35 183H36V182H35ZM38 183H39V182H38ZM46 183H47V182H46ZM46 183H45V185H46ZM49 183H50V182H49ZM49 183H48L47 185H49ZM51 183H52V180H51ZM65 183L68 184V185H70V184L67 183V182H65ZM73 183H72V184H73ZM106 183H107V181H106ZM110 183H111V181H110ZM110 183H109V184H110ZM112 183H113V182H112ZM130 183H131V182H130ZM152 183H153V182H152ZM181 183H182V182H181ZM193 183H194V182H193ZM195 183H196V182H195ZM213 183H214V182H213ZM244 183H245V182H244ZM256 183H257V182H256ZM256 183L253 184V182H252V183H251V184H252L251 186L255 185ZM15 184H16V183H15ZM15 184H14V185H15ZM27 184H29V183H27ZM27 184H25V187H26ZM41 184H43V183H41ZM53 184H54V182H53ZM53 184H52V185H53ZM56 184H58V182H57ZM56 184H54V185H56ZM59 184L61 185L62 182H60ZM59 184H58V185H59ZM66 184H65L64 187H67ZM72 184H71V185H72ZM82 184H83V183H82ZM96 184H97V183H96ZM150 184H151V183H150ZM163 184H167V183H163ZM171 184H172V183H171ZM188 184L191 186V188H192V186H194V185H192V182H190V183L188 182ZM198 184H200V183H197V184H195V185H198ZM208 184H210V183L208 182ZM211 184H212V183H211ZM211 184H210V186H211ZM233 184H232V185H233ZM238 184H239V183H238ZM0 185H1V184H0ZM3 185H4V184H3ZM8 185H9V183H8ZM10 185L12 186V183H10ZM14 185H13V186H14ZM16 185H18V184H16ZM20 185H21V183H20ZM29 185H31V184H29ZM29 185H28V186H29ZM34 185H35V184H34ZM54 185H53V186H54ZM84 185H85V183H84ZM103 185H104V184H103ZM113 185H114V184H110L111 187H113ZM124 185H128V184H124ZM143 185H144V184H143ZM143 185H142V183H141L140 186H143ZM146 185H149L148 182H147ZM146 185H144V186H146ZM159 185H160V184H159ZM179 185H180V184H179ZM182 185H183V183L181 184V187L184 186V185H183V186H182ZM217 185H218V184H217ZM219 185H220V183H219ZM221 185L225 186L224 183L221 184ZM240 185H241V184H239L238 186H240ZM243 185H245V184H243ZM243 185H241L242 188H243V187H244V188L247 187V186H243ZM18 186H19V185H18ZM37 186H38V185H37ZM49 186H50V185H49ZM82 186H83V185H82ZM85 186H86V185H85ZM85 186L83 187V189L85 188ZM128 186H129V185H128ZM128 186H126L128 191H129V189H132V188H133V187H130V188H129ZM131 186H133V185H131ZM140 186H137L138 189H139V188H144V186H143V187H140ZM161 186H162V183H161ZM165 186H166V185H165ZM171 186H172V185H171ZM185 186H186V185H185ZM199 186H200V185H199ZM212 186H213V185H212ZM227 186H229V184L226 185V188H228ZM235 186H236V184L233 185V187H235ZM251 186H249V187H251ZM1 187H2V186H1ZM7 187H8V186H7ZM19 187H20V186H19ZM21 187H22V185H21ZM25 187H24V185H23V188H24V189H25ZM29 187H30V186H29ZM31 187H32V188H31ZM31 187H30V188L33 189V186H31ZM38 187H39V186H38ZM47 187H48V186H47ZM58 187H59V186H55V189L58 188ZM61 187H62V185H61ZM64 187H63V188H64ZM71 187H74V186H71ZM77 187H74V188H77ZM105 187H106V186L104 185V188H105ZM116 187H117V186H116ZM116 187H115V188H116ZM121 187L123 188L122 184H121ZM167 187H168V185H167ZM167 187H165V191H166ZM175 187H177V186H175ZM195 187H196V186H194V188H195ZM197 187H198V186H197ZM202 187H204V186H202ZM213 187L215 188L216 186H213ZM230 187H231V186H229V189H230ZM2 188H3V187H2ZM10 188H11V187H10ZM10 188H8V189H10ZM34 188H35V187H34ZM42 188H43V187H42ZM48 188H49V187H48ZM59 188H60V187H59ZM101 188H102V187H101ZM115 188L111 189V192H110L109 188H108V189L105 188V189H107V193H108V191H109V193L112 194V193H113L112 190H114ZM163 188H164V186H163ZM171 188H172V190L174 189L173 186H172ZM188 188L191 189L189 186H188L186 189L188 190ZM198 188H199V187H198ZM198 188H195V189H198ZM200 188H201V187H200ZM207 188H208V186H207ZM216 188H217V187H216ZM216 188H215V190H219L221 187H220L219 189H218V188L216 189ZM226 188H225V190H226ZM235 188H236V187H235ZM239 188H241V187H239ZM242 188H241V189H242ZM252 188H253V187H252ZM3 189H4V188H3ZM8 189H6V190H8ZM21 189H22V188H21ZM26 189H27V187H26ZM44 189H45V188H44ZM46 189H47V188H46ZM46 189H45V190H46ZM60 189H62V188H60ZM60 189H59V190H60ZM96 189H97V188H96ZM98 189L101 190V192L104 191V190H102L103 188L100 189V187H99ZM117 189H118V188H117ZM124 189H126V188L124 187L123 190H124ZM133 189H135V187H134ZM138 189L136 190V192L138 191ZM144 189H146V188H144ZM202 189H203V188H201V190H202ZM205 189H206V187H205ZM209 189H210V188H209ZM211 189H213V188H211ZM211 189H210V191H211ZM229 189H227V191H228ZM237 189H238V188H237ZM241 189H240L239 191H242V190H243V189H242V190H241ZM250 189H251V188H250ZM0 190H1V189H0ZM34 190H35V189H34ZM38 190H39V189H38ZM38 190H35V191H38ZM48 190H50V189H48ZM48 190H47V193H48ZM63 190H64V189H63ZM68 190H69V188H68ZM70 190H71L70 192H72V193L75 192V189H74V191H72V190H73L72 188H71ZM91 190H92V189H91ZM146 190H147V189H146ZM172 190H171V191H172ZM175 190L177 191V189H175ZM182 190L185 191V189L181 188V191H182ZM192 190H193V189H191V191H192ZM201 190L199 191V189H198L197 191L195 190V192H198V191L201 192ZM207 190H208V189H207ZM222 190H223V189H221L219 192L216 191V192H218L219 194H221V197L224 199V200H222V198L220 197L219 199H221V200H218L219 203H220L221 201H224V202H225L226 200H229V201H227V202H230V200H232V197H234L235 193H234L233 196H232V195H229L228 193H227V194H222V193H220ZM225 190L222 191V192L225 193ZM244 190H245V189H244ZM244 190H243V192H244ZM246 190H248V187L246 188ZM246 190H245V191H246ZM2 191H3V190H2ZM8 191H9V190H8ZM15 191H16V190H15ZM21 191H22V190H21ZM26 191H27V190H26ZM43 191H44V190H43ZM56 191H57V189H56L54 192L57 193ZM76 191H79V190L76 189ZM83 191H84V190H83ZM89 191H90V190H89ZM116 191H117V190H115L114 194L116 193ZM125 191H126V190H125ZM148 191H149V190H148ZM159 191H160V190H159ZM162 191H163V190H162ZM168 191H169V190H168ZM176 191H175V192H176ZM188 191H189V190H188ZM203 191H205V190L203 189ZM208 191H209V190H208ZM210 191H209V192H205V193H206V194H207V193L210 194L213 190H212L211 192H210ZM231 191H232V190H231ZM239 191L237 190V193H238ZM251 191H252V190H250V192H251ZM13 192H14V190H13ZM22 192H23V191H22ZM31 192H32V191H31ZM39 192L41 193V194H40L41 197H42L43 193H45V191H44L43 193H42V191H39ZM39 192H37V193L33 192V194H32L33 197L36 198V199H38L37 197L34 196V194H38ZM59 192H60V191H59ZM59 192H58V193H59ZM81 192H82V191H81ZM94 192H95V191H94ZM118 192H120V191L118 190ZM126 192H127V191H126ZM150 192H151V191H150ZM166 192H167V191H166ZM166 192H165V194H164V193H161V195H162V194L166 195V194L168 193V196H169V192H167V193H166ZM185 192H186V191H185ZM192 192H194V190H193ZM195 192H194V193H195ZM229 192H230V191H229ZM234 192H235V191H234ZM1 193L4 194V192H1V191H0V194H1ZM15 193H17V192H15ZM52 193H53V192H52ZM63 193H64V195H66L67 191L65 190V192L63 191ZM90 193H91V192H90ZM90 193H89V194H90ZM97 193H98V192H97ZM97 193H95V194L97 195ZM103 193H105V191H104ZM129 193H131V192H129ZM139 193H140V192H139ZM151 193H152V192H151ZM151 193H150V194H151ZM188 193L190 194L191 192H187V194H188ZM214 193H215V191H213V192L211 193V195L213 194V196H214ZM218 193H217V194H218ZM232 193H233V192H232ZM240 193H241V192H240ZM7 194H8V193H6V195H7ZM20 194H21V192H20ZM29 194H30V192H29ZM45 194H46V193H45ZM45 194H44V195H45ZM78 194H79V193H78ZM78 194H77V195H78ZM80 194H82V193H80ZM80 194H79V197H78V198H82L81 196H84V195H80ZM93 194H94V193H92V195H93ZM111 194H110V195H111ZM116 194H117V193H116ZM119 194H120V193H119ZM131 194H132V193H131ZM136 194H137V193H136ZM154 194H155V193H154ZM170 194H172V193L170 192ZM175 194H176V193H175ZM179 194H182V193L180 192ZM184 194H185V193H184ZM191 194H192V193H191ZM196 194H197V193H196ZM201 194H202V193H201ZM201 194L199 193V195H201ZM206 194H205V195H206ZM209 194H207V196H208ZM217 194H215V195L219 197L220 195H217ZM246 194H247V193H246ZM246 194H245V197H246ZM8 195H9V194H8ZM8 195L6 196L7 198L10 197V195H9V196H8ZM12 195H13V193H12V191H11V196H12ZM25 195H26V194H25ZM25 195H23V196L25 197ZM38 195H39V194H38ZM40 195H39V196H40ZM47 195H49V194H47ZM92 195H90V196H92ZM105 195H106V194H105ZM122 195H123V194H122ZM148 195H149V194H148ZM148 195H147V196H148ZM152 195H153V194H151L150 196H152ZM164 195H163V196H164ZM172 195H173V194H172ZM177 195H178V193L175 195V196H176V197H174L175 199H177ZM185 195H186V194H185ZM197 195H198V194H197ZM199 195H198V196H199ZM203 195H204V194H203ZM237 195H238V194H237ZM0 196H1V195H0ZM27 196H28V195H27ZM36 196H37V195H36ZM39 196H38V197H39ZM49 196H50V195H49ZM52 196H53V194H52ZM55 196H56V195H55ZM57 196H58V195H57ZM67 196H68V195H67ZM74 196H76V194H75ZM87 196H88V195H87ZM100 196H101V194H100ZM102 196H103V195H102ZM120 196H121V194H120ZM155 196H157V194H156ZM173 196H174V195H173ZM186 196H187V195H186ZM186 196H185V197H186ZM194 196H195V195H194ZM201 196H202V195H201ZM241 196H242L241 198H243V199L245 200L244 194L241 195ZM249 196H250V197L252 196V197H251V200H252V198H253V194H252V195L250 194ZM2 197H4V196H2ZM12 197H13V196H12ZM17 197H18V195H17ZM43 197H44V196H43ZM43 197H42V200H45ZM50 197H51V196H50ZM64 197H65V196H64ZM70 197H71V196H70ZM103 197H104V196H103ZM105 197H107V196H105ZM105 197H104V198H105ZM108 197H109V196H108ZM111 197H112V195H111ZM137 197H140L139 194L137 195ZM153 197H154V196H153ZM160 197H161V196H160ZM160 197H158V198H160ZM169 197H170V196H169ZM181 197H182V195H181ZM183 197H184V195H183ZM185 197H184V199H186ZM187 197H189V196H187ZM199 197H200V196H199ZM210 197H212V196H208V198H210ZM214 197H215V196H214ZM4 198H5V197H4ZM4 198H3V199H4ZM30 198H31V197H30ZM39 198H40V197H39ZM68 198H69V197H68ZM76 198H77V196L74 197V200H75ZM84 198H85V197H84ZM86 198H87V197H86ZM91 198H93V197H91ZM91 198L89 197V199H87V200H89L90 202H93V200H95V199L90 200ZM97 198H99V196H98ZM97 198H96V199H97ZM104 198H102V199H104ZM145 198H146V197H145ZM148 198H149V197H148ZM162 198H163V197H162ZM167 198H168V197H167ZM170 198H171V197H170ZM172 198H173V197H172ZM178 198H180V196H179ZM190 198H191V197H190ZM206 198H207V197L203 198V200L205 201ZM18 199H19V197H18ZM22 199H24V198H22ZM26 199H28V198H25V200H26ZM40 199H41V198H40ZM49 199H50V198H49ZM51 199H52V201L54 200V198H52V197H51ZM56 199H58V198H56ZM56 199H55V201H56ZM62 199H63V198H62ZM70 199H71V198H70ZM102 199H101V201H102ZM114 199H115V198H114ZM140 199H141V198H140ZM155 199H156V198H155ZM184 199H183V201H184ZM191 199H192V198H191ZM195 199H197V197H196ZM198 199H199V198H198ZM216 199H218V198L216 197ZM216 199L213 198L212 200L214 201V200H216ZM233 199H234V198H233ZM249 199H250V198H249ZM1 200H2V198H1ZM7 200H8V199H7ZM42 200H41V201H42ZM85 200H86V199H85ZM85 200H83V201H85ZM87 200H86V201H87ZM107 200H108V199H107ZM136 200H137V199H136ZM149 200H150V201H149ZM149 200H148V201H149L150 203H152L153 201L155 202L154 199H152L153 201L151 202V197L149 198ZM160 200H161V199H160ZM168 200H169V199H167V201H168ZM187 200L189 201V198H187ZM199 200H200V199H199ZM199 200H198V201H199ZM201 200H202V199H201ZM206 200L209 201L210 199H209V200L206 199ZM236 200L238 201V205H239L240 203H241V205H243L242 202H245V201H243V200H242V202H241L240 196H239V199H238V196H237V198H235V200H234L235 202H231V203H235V205H236L235 208L238 206ZM239 200H240V201H239ZM246 200H247V201H246V203H247V202H248V198H246ZM2 201H3V200H2ZM2 201H1V202H2ZM19 201H20V200H19ZM19 201H17V202H19ZM22 201H23V200H22ZM26 201H27V200H26ZM26 201H23V202H26ZM28 201H30V200H28ZM32 201H33V200H32ZM36 201H37V200H36ZM50 201H51V200H50ZM52 201H51V202H52ZM60 201L62 202V200H61V196H60V199H58V200L56 201V204H57V202L59 203ZM66 201H68V200L66 199ZM72 201H73V199H72ZM72 201H70V203H72ZM83 201H82V202H83ZM97 201H99V199H97ZM97 201H96V202H97ZM108 201H110V200H108ZM112 201H113V199H112ZM115 201H116V200H115ZM120 201H121V200H120ZM145 201L147 202V199H145ZM145 201H144V202H145ZM179 201H180V199H179ZM183 201H182V202H183ZM210 201H211V200H210ZM20 202H21V201H20ZM39 202H40V201H39ZM51 202H50V203H51ZM53 202H54V201H53ZM61 202L59 203L60 205H61ZM73 202H74V205L76 206L77 203L75 204V201H73ZM77 202H78V201H77ZM90 202H89V203H90ZM94 202H95V201H94ZM104 202H105V201H103L102 203L100 202L101 205L103 204L102 206H104ZM139 202H140V201H139ZM144 202H143V203H144ZM156 202H157V203H155V204L158 205V203H160L161 201H160V202L156 201ZM162 202H163V201H162ZM168 202H169V201H168ZM175 202H176V201H175ZM199 202H201V201H199ZM205 202H206V201H205ZM224 202H223V203H224ZM5 203H6V202H5ZM14 203H16V202H14ZM43 203H44V201H43ZM50 203H48V204H50ZM68 203H69V201H68ZM70 203H69V205H70ZM84 203H85V202H84ZM84 203H83V205L86 206V205H87V202H86L85 204H84ZM105 203H106V202H105ZM119 203H120V202H119ZM123 203H124V202H123ZM140 203H141V202H140ZM163 203H164V202H163ZM176 203H177V202H176ZM197 203H198V202H197ZM197 203H196V204L193 203V204L197 205ZM208 203H209V202H208ZM214 203L217 204L216 206L220 205V204L217 203V201L213 202V204H212V203H209V205L206 203V204H207V205L205 204V205H206V209L209 208L210 205H214ZM231 203H230V204H231ZM1 204H3V203H0V205H1ZM10 204H13V203H10ZM37 204H38V203H37ZM46 204H47V203H46ZM46 204H45V205H46ZM48 204H47L46 206H48ZM51 204H52V203H51ZM72 204H73V203H72ZM72 204H71V205H72ZM78 204H80V202H79ZM97 204H98V203H97ZM109 204H110V203H109ZM115 204H117V202H116ZM134 204H135V203H134ZM152 204H154V203H152ZM155 204H154V205H155ZM173 204H174V203H173ZM173 204H172V206H173ZM184 204H185V203H184ZM184 204H183V205H184ZM186 204H187V202H186ZM186 204H185V205H186ZM224 204H225V205H221V207H222V206H225V207H227V209H228V207H229V206H228L229 203H228V204L224 203ZM248 204H250V202H249ZM5 205H6V204H4V206H5ZM18 205H19V203H18ZM23 205H25V204L22 203V206H23ZM35 205H36V204H35ZM39 205H43V204L41 203V204H39ZM39 205H38V207H40ZM66 205H68V204H66ZM89 205H90V204H89ZM89 205H87V206L89 207ZM98 205H99V204H98ZM146 205H148V204H146ZM157 205H155V206H157ZM160 205H161V204H160ZM179 205H180V204H179ZM183 205H181V206H183ZM187 205H188V204H187ZM201 205H202V203H201ZM4 206H3V207H4ZM6 206H7V205H6ZM13 206H15V204H14ZM19 206H20V205H19ZM25 206H26V205H25ZM46 206H44V208H45ZM52 206H53V205H52ZM52 206H51V207H52ZM54 206H56V205H54ZM57 206H59V205H57ZM64 206H65V205H64ZM87 206H86V207H87ZM93 206H94V205H93ZM105 206H106V204H105ZM110 206L112 207L111 204H110ZM115 206H116V205H115ZM134 206L137 207L138 205H137V206L134 205ZM134 206H133V204H132L131 207L133 208ZM148 206H149V205H148ZM197 206H198V205H197ZM197 206L195 207V209L197 208V209H196V210H197L196 213L198 214L199 211H198V207H197ZM207 206H208V207H207ZM214 206H215V205H214ZM216 206H215V207H212V206H211V207H212V209H214V208H218V209L220 210L221 207H219V206L216 207ZM230 206L233 207L232 204H231ZM239 206H240V205H239ZM10 207H11V206H10ZM15 207H16V206H15ZM33 207H34V206H33ZM36 207H37V206H36ZM38 207L36 208V210H37V209L39 210ZM41 207H42V206H41ZM41 207H40V208H41ZM48 207H49V206H48ZM51 207H50V208H51ZM60 207H61V206H60ZM60 207H58V208H60ZM65 207H66V206H65ZM67 207H69V206H67ZM71 207H72V206H70V208H71ZM79 207H82V206H79ZM90 207H91V205H90ZM90 207H89V208H90ZM99 207H101V206H99ZM140 207H141V206H140ZM140 207H139V208H140ZM164 207H166L165 204H164ZM189 207H190V206H189ZM192 207H194V206H192ZM204 207H205V206H204ZM211 207H210V209H211ZM231 207H230V208H231ZM0 208L2 209V207H0ZM7 208H9V207H7ZM13 208H14V207H13ZM13 208H12V209H13ZM16 208H17V207H16ZM19 208H20V207H19ZM19 208H18V209H19ZM23 208H24V207H23ZM23 208H22V211H23ZM34 208H35V207H34ZM44 208H43V209H44ZM50 208H49V209L47 208L46 210L51 211ZM54 208H56V207H54ZM76 208L79 209L78 207H76ZM101 208H102V207H101ZM115 208H116V207H115ZM126 208H127V206H126ZM139 208L137 207V209H139ZM142 208H143V207H142ZM144 208H147V207H144ZM144 208H143V209H144ZM151 208H152V207H151ZM156 208H157V207H155V210H157ZM159 208H160V207H159ZM179 208H180V209H177V210H181V207H179ZM185 208H186V207H185ZM190 208H191V207H190ZM202 208H203V205H202ZM202 208H201V210H203ZM223 208H224V207H222L221 209H223ZM235 208L233 207V210H234V211H237V210H235ZM25 209H26V208H25ZM56 209H57V208H56ZM63 209H64V208H63ZM65 209H68V208H65ZM65 209H64V210H65ZM86 209H87V210H86ZM97 209H98V207H97ZM102 209H104V208H102ZM107 209H109V208H108V204H107ZM111 209H114V208H111ZM111 209H110V210H111ZM152 209H153V208H152ZM188 209H189V208H186V210H188ZM210 209H207V210H208V215H209V210H210ZM3 210L5 211V209H3ZM7 210H8V209H7ZM14 210H15V209H14ZM20 210H21V208H20ZM20 210H19V211H20ZM29 210H31L30 206H29ZM58 210H59V209H58ZM70 210H76V209H70ZM84 210L88 211L89 209H88V208H85ZM84 210H83V211H84ZM100 210H101V209H100ZM114 210H115V209H114ZM119 210H120V209H119ZM126 210H127V209H125V211H126ZM147 210H148V209H146V211H147ZM155 210H154V211H155ZM159 210H160V209H159ZM164 210H166V208H165ZM171 210H172V209H171ZM175 210H176V209H175ZM177 210H176V211H177ZM192 210H193V208H192ZM196 210H195V211H196ZM204 210H205V208H204ZM223 210H225V208H224ZM4 211L1 210V211H0V215H1L2 213H4L3 215H8V211H6L7 213H5ZM15 211H16V210H15ZM22 211H20V212H22ZM42 211H44V210H42ZM54 211H55V210H54ZM66 211H68V210H66ZM79 211H80V210H79ZM90 211H91V209H90ZM96 211H98V210H96ZM102 211H104V210H102ZM127 211H128V210H127ZM139 211H140V210H139ZM151 211H152V210H151ZM160 211H161V210H160ZM172 211H173V210H172ZM176 211H175L172 215H174V216L177 217V215H175V213L177 214ZM183 211H184V209L182 210V212H183ZM188 211H190V210H188ZM230 211H232V210H230ZM1 212H2V213H1ZM17 212H18V211H17ZM26 212H27V211H26ZM30 212H31V211H30ZM33 212H34V211L32 210V214L35 215V214H36V211H35L34 213H33ZM37 212H38V211H37ZM45 212H46V211H45ZM45 212H44V213H45ZM57 212H58V211H57ZM63 212H65V211H63ZM73 212H74V211H73ZM91 212H92V211H91ZM105 212H107V214L109 213L108 210L105 211ZM105 212H104V213H105ZM114 212H117V210L114 211ZM118 212H119V211H118ZM128 212H129V211H128ZM128 212L126 213L127 215H128ZM137 212H138V211H137ZM148 212H149V210L147 211V213H148ZM200 212H202V213H201L202 215L199 213V214L202 216V218L197 219V221H199V224H200V222H201L200 220L203 219V218L205 217V215H206V217L208 216L207 214H204L203 211H200ZM228 212H229V211H228ZM228 212H227V214H228ZM23 213H24V212H23ZM39 213H40V212H39ZM44 213H42V214H44ZM47 213H48V212H47ZM47 213H45V214H47ZM49 213H52V212H49ZM49 213H48V215H51V214H49ZM61 213H62V212H60V214H61ZM65 213H66V212H65ZM65 213H64V214H65ZM75 213L78 214L79 212L76 211ZM94 213H95V212H94ZM97 213H98V212H97ZM102 213H103V212H102ZM104 213H103V215H104ZM124 213H125V212H123V214H124ZM129 213H130V212H129ZM143 213H144V212H142V213L140 214V212H139V214H140V218L142 217V214H143ZM149 213H150V212H149ZM151 213H152V212H151ZM151 213H150V214H151ZM179 213H180V212H179ZM185 213H186V212H185ZM189 213L192 214V216H194L192 212H188L187 215H190ZM206 213H207V212H206ZM229 213H230V212H229ZM232 213H233V211H232ZM10 214H11V212H10ZM10 214H9V215H10ZM20 214H21V213H20ZM20 214H19V215H20ZM29 214H30V213H29ZM57 214H59V213H57ZM66 214H67V213H66ZM69 214H70V213H69ZM69 214H68V216H70ZM86 214H87V213H86ZM86 214H85V215H86ZM89 214H90V213H89ZM105 214H106V213H105ZM123 214H122V216H123V218H124L125 215H123ZM136 214H137V213H134V214L132 213L133 216L136 215ZM170 214H171V213H170ZM194 214H195V213H194ZM203 214H204V215H203ZM233 214H234V213H233ZM19 215H18V216H19ZM34 215H33V216H34ZM48 215H46V216H48ZM75 215H76V214H75ZM79 215H80V214H79ZM87 215H88V214H87ZM91 215H92V214H91ZM91 215H90V216H91ZM95 215H96V214H95ZM98 215H99V214H98ZM98 215H96V217H99ZM100 215H101V212H100ZM108 215H109V214H108ZM151 215H152V214H151ZM151 215H150V217L153 216V215H152V216H151ZM180 215H181V214H180ZM195 215H196V214H195ZM231 215H232V214H231ZM16 216H17V215L15 214V219H16ZM18 216H17V217H18ZM24 216H25V214H24ZM24 216H22V217H24ZM26 216H27V215H26ZM28 216H29V218H33V217H30L31 215H28ZM36 216H37V215H36ZM36 216L34 217V218H35V222H36L35 224H37L36 218L38 217V216H37V217H36ZM41 216H42V215L40 214L39 217L41 218ZM51 216H52V215H51ZM54 216H55V215H54ZM56 216H57V215H56ZM64 216H65V215H64ZM64 216H63V215H62V216L60 215V218H59V215H58V218H59V219H62V218H64ZM92 216H94V214H93ZM133 216H132V217H133ZM143 216H146V215L143 214ZM196 216H197V215H196ZM203 216H204V217H203ZM6 217H8V216H6ZM11 217H13V213H12V216H11ZM20 217H21V215H20ZM42 217H45V216H42ZM76 217H77V216H76ZM104 217H106V215H105ZM138 217H139V216H138ZM198 217H199V216H198ZM18 218H19V217H18ZM45 218H46V217H45ZM47 218H48V217H47ZM47 218H46V219H47ZM52 218H53V217H52ZM52 218H50V220L54 221L55 219H52ZM58 218H57V221H58ZM65 218H66V216H65ZM73 218H74V217H73ZM85 218H88V217H85ZM90 218H91V217H90ZM106 218H108V217H106ZM110 218H111V217H110ZM114 218H116V217H114ZM117 218H118V217H117ZM134 218H135V217H134ZM146 218H147V216H146ZM146 218H145V219H146ZM153 218H154V217H153ZM171 218H173V217H171ZM171 218H170V219H171ZM0 219H1V218H0ZM6 219H8V218H6ZM13 219H14V217H13ZM13 219H12V220H13ZM26 219H27V217H26ZM26 219H24L25 222H26ZM41 219H42V218H41ZM66 219L68 220V218H66ZM76 219H77V218H76ZM76 219H75V220H76ZM94 219H95V216H94ZM96 219H102V218H96ZM112 219H113V218H112ZM112 219H111V220H112ZM125 219H126V218H124V220H125ZM131 219H132V218H131ZM131 219H129V220L131 221ZM135 219H136V218H135ZM135 219H134V221H136L138 218H137L136 220H135ZM143 219H144V218H142V220H143ZM145 219H144V220H145ZM148 219H149V217H148ZM148 219H146V220L148 221ZM150 219H151V218H150ZM155 219H156V218H155ZM173 219H174V218H173ZM193 219H194V217H193ZM8 220L10 221V219H8ZM12 220H11V221H12ZM21 220H22V219H21ZM21 220H19V221H21ZM37 220H38V219H37ZM47 220H49V218H48ZM62 220H64V219H62ZM71 220H73V219H71ZM75 220H74V221H75ZM85 220H87V219H85ZM85 220H84V221H85ZM102 220L105 221V218H103ZM108 220H109V219H108ZM124 220H123V221H124ZM140 220H141V219H139V221H140ZM142 220H141V221H142ZM151 220L153 221V219H151ZM156 220H157V219H156ZM176 220H177V219H176ZM180 220H181V219H180ZM186 220H187V219H185V221H186ZM189 220H190V218H189ZM195 220H196V218H195ZM217 220H218V221H217V223H218V222H219V219H217ZM2 221H3V220H2ZM2 221H0V222H2ZM11 221H10V222H11ZM24 221H21V222H24ZM32 221H33V219H31L30 222L32 223ZM68 221H69V220H68ZM77 221H78L79 223H81L83 220H82V219H81V220H78V219H77L76 222H77ZM97 221H98V220H95L94 222H97ZM100 221H101V220H100ZM104 221H103V222H104ZM113 221H114V219L112 220V222H113ZM121 221H122V220H121ZM123 221H122V222H123ZM130 221H128V222H129L128 224H130V223L133 221V219H132L131 222H130ZM139 221H138V223H139ZM141 221H140V222H141ZM206 221L208 222L209 220H206ZM206 221H205V224L207 223ZM222 221H223V220H222ZM222 221H221V222H222ZM12 222H14V221H12ZM12 222H11V223H12ZM28 222H29V221H28ZM33 222H34V221H33ZM49 222H50V221H49ZM49 222H48V223H49ZM85 222H86V221H85ZM88 222H89V221H88ZM92 222H93V221H92ZM98 222H99V221H98ZM103 222H101L100 224H102ZM105 222H106V221H105ZM108 222H109V221H108ZM114 222H117V221H114ZM145 222H146V221H145ZM148 222H151V221L149 220ZM155 222H156V221H155ZM178 222H180V221L178 220V221L176 222V224H178ZM183 222H184V221H182V224H181V222H180V223H179L180 225L178 224V225L180 226L179 228H181V226L183 225ZM186 222H188V221H186ZM189 222H190V221H189ZM209 222H210V221H209ZM209 222H208V226H209V224H211V223H209ZM223 222H224V221H223ZM223 222H222V223H223ZM226 222H228V221L226 220ZM229 222H230L229 224H231V223L234 224V223H235V222H232V221H230V220H229ZM257 222H258V221H257ZM8 223H9V222H8ZM16 223H17V222H14L13 224H16ZM26 223H27V222H26ZM40 223H42V221L40 222V220H39V225H41ZM48 223H46V224H48ZM51 223L54 224L53 222H51ZM74 223H75V222H74ZM86 223H87V222H86ZM89 223H90V225H91V222H89ZM118 223L120 224V222H118ZM123 223H124V222H123ZM132 223H134V222H132ZM142 223H143V221H142ZM151 223H154V222H151ZM151 223H150V224H151ZM158 223H159V222H158ZM184 223H185V222H184ZM192 223H193V221H192ZM195 223H198V222H195ZM195 223H193V224H195ZM224 223H225V222H224ZM224 223L221 224V225H222V228H224L225 226L227 227V225H229V224H225V226H223ZM18 224H19V223H17L16 228L18 227ZM35 224H33V225H35ZM42 224H43V223H42ZM44 224H45V223H44ZM75 224H77V223H75ZM83 224H84V222H83ZM96 224H97V223H96ZM96 224H95V225H96ZM105 224L108 225L107 222H106ZM110 224H112V223H110ZM116 224H117V223H116ZM125 224H126V223H125ZM128 224H127V225H128ZM143 224H144V223H143ZM162 224H163V223H162ZM193 224L190 225V224L187 223L186 226L189 225L187 228H190ZM201 224H202V222H201ZM201 224H200V225H201ZM203 224H204V223H203ZM213 224H214V222L212 223V225H213ZM219 224H220V223H219ZM236 224H237V223H236ZM3 225H4V224H2V223L0 224V226H2V227H3ZM10 225H11V224H10ZM21 225H22V224H21ZM24 225H25L26 227L28 226V225H26L25 223H24ZM29 225H31V224H29ZM37 225H38V224H37ZM37 225H36V226H37ZM39 225H38V226H39ZM84 225H85V224H84ZM84 225H83V226H84ZM86 225L88 226L89 224H86ZM86 225H85V227H86ZM90 225H89V227H91ZM92 225H93V224H92ZM98 225H99V224H98ZM112 225H113V224H112ZM114 225H115V224H114ZM133 225H135V223H134ZM133 225L131 224V225L129 226V228L132 226V229L136 230L138 227L135 229V228H133ZM152 225H153V224H152ZM174 225H175V224H174ZM197 225H198V224H197ZM197 225H196V226H197ZM200 225H198V226H200ZM206 225H207V224H206ZM206 225H204V226L202 225V226H201L202 228H201V227H200V228L203 229V227H205ZM221 225H220V226H221ZM234 225H235V224H234ZM234 225H233V226H234ZM255 225H257V224H255ZM255 225H254L253 227H251V228L254 229ZM38 226H37V227H38ZM69 226L72 227V228H74V227L71 226V225H69ZM77 226H78V225H77ZM79 226H80V225H79ZM96 226H97V225H96ZM100 226H101V225H100ZM110 226H111V225H110ZM110 226H109V229H110ZM122 226H123V225H122ZM146 226H147V225H146ZM154 226H155V225H154ZM154 226H153V228H154ZM210 226H211V225H210ZM210 226L208 227L209 229L207 228V230H209V231H211V230H210ZM214 226H215V229H216V225H215V224H214ZM214 226H213V229H214ZM217 226H218V224H217ZM220 226H219V227H220ZM229 226H231V225H229ZM13 227H14V225H13ZM13 227H11V229H12ZM29 227H30V226H29ZM29 227H28V228H29ZM31 227H32V225H31ZM31 227H30V228H31ZM43 227H45V225H44ZM46 227H47V226H46ZM52 227H53V226H52ZM52 227L50 226V229H51V230L48 229V230L51 231V232H52V229H53L55 226H54L53 228H52ZM75 227H76V226H75ZM92 227H93V226H92ZM92 227H91V228H92ZM103 227H104V226H103ZM114 227H116V225H115ZM117 227H118V226H117ZM134 227H136V225H135ZM147 227H148V226H147ZM151 227H152V226H151ZM151 227H150V229H151ZM161 227H162V226H161ZM167 227H168V226H167ZM193 227H194V226H193ZM219 227H217V229H218ZM234 227H235V226H234ZM0 228H1V227H0ZM14 228H15V227H14ZM22 228H23V227H22ZM28 228H27V229H28ZM34 228H35V227H34ZM34 228H32L33 231H31V233L35 231ZM39 228H40V226H39ZM39 228H37V230H38ZM48 228H49V227H48ZM55 228H56V227H55ZM55 228H54V229H55ZM68 228H69V227H67L66 230H68ZM80 228H81V226H80ZM87 228H88V227H87ZM87 228H86V229H87ZM94 228H96V227H94ZM98 228H100V227H98ZM105 228H106V227H105ZM105 228H103V229L105 230ZM140 228H141V227H140ZM153 228H152V229H153ZM164 228H165V227H164ZM164 228H163V229H164ZM176 228H177V226H176ZM231 228H232V227H231ZM255 228H256V227H255ZM261 228H262V226H261V227L259 226V228H258V226H257V230L259 229L258 231H261L264 227H263L262 229H261ZM3 229H5V228H3ZM9 229H10V228H9ZM18 229H19V228H18ZM40 229H41V228H40ZM42 229H43V228H42ZM54 229H53V230H54ZM56 229L58 230V226H57ZM69 229H70V228H69ZM86 229H84V230H86ZM103 229H102V231H104ZM109 229H108V232H109V231L112 232V230H109ZM111 229H112V228H111ZM114 229H115V228H114ZM132 229H130V230H132ZM147 229H148V228H147ZM150 229H149V231H150ZM159 229H160V228H159ZM167 229H168V228H167ZM185 229H186V228H185ZM185 229H184V230H185ZM190 229H191V228H190ZM190 229H189V230H190ZM194 229H195V228H193V230H192V229H191V230L195 232V230L198 229V228H196L195 230H194ZM204 229H205V230H204ZM204 229H203V230H204V234H203V231H202V230H201V231H200V230H199V231L197 230L198 232H201V234H203V235L206 237V239H203L202 237H200V238L203 239V241L208 240L206 235H208V234L210 233V232H208V234H205V232L207 233V231H206V228H204ZM211 229H212V226H211ZM215 229H214V232H218L217 230L215 231ZM219 229L222 230L221 228H219ZM229 229H230V228H229ZM234 229H235V228H234ZM253 229H251V232H253ZM260 229H261V230H260ZM14 230H15V229H14ZM60 230H61V229H59V231H60ZM63 230H64V229H63ZM66 230H65V231H66ZM70 230H71V229H70ZM74 230H77V229H74ZM74 230L72 229L71 232H73ZM81 230H82V229H81ZM87 230H88V229H87ZM93 230H94V229H93ZM93 230H92V231H93ZM115 230H116V229H115ZM117 230H118V228H117ZM121 230H123V229H121ZM124 230H125V231H124ZM124 230H123L124 232L127 231L126 229H124ZM138 230H139V229H138ZM138 230H137V231H138ZM178 230H179V229H178ZM181 230H182V229H181ZM187 230H188V229H187ZM189 230H188V231L185 230L186 233H184V231H181L183 235L185 234V235L183 236V238L186 236L187 233L190 232ZM223 230H224V229H223ZM223 230H222V231H223ZM225 230H228V229H225ZM248 230H250V229H248ZM257 230H256V231H257ZM15 231H16V230H15ZM23 231H24V230H23ZM23 231H22V232H23ZM27 231H29V230H27ZM27 231L25 232L26 234H27ZM39 231H40V230H39ZM43 231H44V230H43ZM43 231H42V233L40 232L41 235H44V232H45V231H44V232H43ZM82 231H83V230H82ZM89 231H90V230H89ZM105 231H107V230H105ZM123 231H122V232H123ZM128 231H129V229H128ZM139 231H140V230H139ZM139 231H138V232H139ZM147 231H148V230H147ZM153 231H154V230H153ZM161 231H162V229H161ZM164 231H165V230H164ZM173 231H174V230H173ZM258 231H257V232H258ZM1 232H2V230H1ZM19 232H21V229H19ZM22 232H21V233H22ZM53 232H54V231H53ZM60 232H62V231H60ZM67 232H69V231H67ZM71 232H70V233H71ZM95 232L97 233V230H96ZM95 232H94V233H95ZM117 232H119V231H116V233H117ZM131 232H133V231H131ZM135 232H136V231H135ZM145 232H146V231H145ZM162 232H163V231H162ZM194 232H193V234H194ZM198 232H197V234H198ZM211 232H213V230H212ZM214 232H213V233H214ZM219 232H220V231H219ZM219 232H218V234H219ZM223 232L225 233V232H227V231H223ZM223 232H222V233H223ZM228 232L231 233L230 230H228ZM249 232H250V231H249ZM251 232H250V233H251ZM263 232H264V231H263ZM6 233H8V232H6ZM15 233H16V232H14V234H15ZM23 233H24V232H23ZM49 233H50V232H49ZM55 233H56V232H54L53 234H55ZM57 233H58V232H57ZM57 233H56L55 235H57ZM64 233H66V232H64ZM76 233H78V231H77ZM76 233H73V234H76ZM80 233H81V232H80ZM80 233H78V234H80ZM83 233L85 234L84 231H83ZM83 233H82V234H83ZM94 233H90V234L93 235ZM98 233H99V231H98ZM114 233H115V232H114ZM116 233H115V234H116ZM126 233H127V232H126ZM147 233H149V232H146V234H147ZM195 233H196V232H195ZM213 233H212V235H211V233H210L209 237L212 236V237L217 241V237H218V236H216V235L213 234ZM250 233H249V234H250ZM253 233H255V231H254ZM8 234H9V233H8ZM19 234H20V233H19ZM36 234H37V233H36ZM46 234H47L46 236H49L48 232H47ZM50 234H51V233H50ZM60 234H61V233H60ZM62 234H63V233H62ZM66 234H67V233H66ZM82 234H81V235H82ZM84 234H83V235H84ZM106 234H107V233H106ZM110 234H112V233L109 232V235H110ZM115 234L112 235L113 238H114V236L116 237ZM120 234H121V233H120ZM123 234H125V233H123ZM133 234H136V233L133 232ZM141 234H142V233H141ZM152 234H154V233L152 232ZM162 234H163V237L166 236V235H164L165 233H162ZM166 234H167V233H166ZM179 234H180L179 237H182V236H181V233H179ZM190 234H191V233H190ZM190 234H189V236L192 235V234H191V235H190ZM197 234H195V236H196ZM225 234L227 235V236H225L226 239L228 238V236H230V237L232 238V236H231L230 234H228V233H225ZM225 234H224V235H225ZM231 234H232V233H231ZM247 234H248V232H247ZM249 234H248V235H249ZM256 234H258V233H256ZM259 234L261 235V232H260ZM262 234H263V233H262ZM6 235H7V234H6ZM11 235H12V234H11ZM85 235H89V234L87 233V234H85ZM85 235H84V236H85ZM95 235H97V234H95ZM95 235H93V236H95ZM100 235H101V234H100ZM129 235H131V234H129ZM167 235H168V234H167ZM199 235H200V234H198V236H199ZM213 235H215L216 238H215V236H213ZM219 235H221V232H220ZM250 235L253 236L252 234H250ZM4 236H5V235H4ZM19 236H20V235H19ZM26 236H27V235H26ZM50 236H51V235H50ZM59 236H60V235H59ZM63 236L65 237V239L63 238V239L65 240L64 243L66 242V244H67V248H68V242H67V240H66L68 237H66L64 234H63ZM63 236H62V237H63ZM68 236H69V235H68ZM93 236H92V237H93ZM97 236H98V235H97ZM101 236H104V237H105L104 233H103ZM123 236H124V235H121V237H123ZM126 236H127V235H125V237H126ZM131 236H132V235H131ZM133 236H134V235H133ZM135 236H136V235H135ZM138 236H139V234H138ZM140 236H141V235H140ZM140 236H139V238H140V239H141V238L143 239V237H140ZM149 236H150V234H149ZM153 236H154V235H153ZM192 236H193V235H192ZM221 236H222V237H221ZM221 236H219L220 239L224 237L223 235H221ZM254 236H256V235H254ZM254 236H253V237H254ZM257 236H258V235H257ZM263 236H264V235H263ZM30 237H31V236H30ZM33 237H34V236H33ZM33 237H32V238H33ZM41 237H42V236H41ZM44 237H45V236H44ZM44 237H42V238H44ZM99 237H100V236H99ZM99 237H98V239H99ZM104 237H103V238H104ZM125 237H124V238H125ZM128 237H130V236H128ZM128 237H126L125 239H127ZM147 237H148V235H147ZM150 237H152V236H150ZM158 237H159V234H158V236H157V239H158ZM163 237H162L163 240H161V241H163V243H164L165 240H164ZM179 237H178V238H179ZM186 237H188V236H186ZM205 237H204V238H205ZM212 237H211V239H212ZM246 237H247V236H246ZM246 237L244 238V241L246 240ZM0 238L3 239V237H0ZM6 238H7V237H6ZM46 238H47V237H46ZM46 238H45V239H46ZM48 238H49V237H48ZM52 238H53V237H52ZM52 238H51V239H52ZM54 238H55V236H54ZM57 238H58V237H57ZM57 238H55V239H57ZM70 238H72V237L69 236V239H70ZM76 238H77V237H76ZM95 238H96V237H95ZM103 238L101 239V237H100L101 240H103ZM139 238H138V239H139ZM159 238H160V237H159ZM165 238H166V237H165ZM191 238H193V237H191ZM195 238L198 239L197 236H196ZM255 238H257V237H255ZM7 239H8V238H7ZM73 239H74V238H73ZM100 239H99V240H100ZM105 239H106V238H105ZM116 239H117V237H116ZM116 239L114 238V241H112V239H111V241L115 243V240H116ZM119 239H120V238H119V236H118V241H119ZM121 239H122V238H121ZM129 239H130V238H129ZM148 239H150V238H148ZM181 239H182V238H181ZM181 239L179 238V240L182 241V242H180V243H184V241L181 240ZM193 239H194V238H193ZM193 239L190 240V237H189V239H188V240H190L189 243H190V242H192V243L195 242V240H193ZM202 239H201V240H202ZM209 239H210V238H209ZM211 239H210V244H209L208 242H205V243L211 245V244H212ZM214 239H213V240H214ZM218 239H219V238H218ZM223 239H224V238H223ZM226 239L224 240V242H223L222 239H221L222 244H223V243H224V245H225V244H229V242H227V240H229L230 238L227 239V240H226ZM253 239H254V238H253ZM258 239H259V238H258ZM262 239H263V241H264V237H263ZM52 240H53V239H52ZM79 240H81V239L79 238ZM107 240L109 241V238H107ZM179 240H178V242H177L178 244L176 243L177 245H179ZM184 240L186 241V238H185ZM198 240H200V239H198ZM242 240H243V239H242ZM242 240H241V242H243ZM248 240H252V239L249 238ZM248 240H247V241H248ZM256 240H257V239H255L254 241H256ZM54 241H55V240H54ZM58 241H60V240L58 239ZM58 241H57V242H58ZM62 241H63V240H61V242H59V243H60V244L63 243ZM84 241H86V240H84ZM103 241H104V240H103ZM121 241H123V240H121ZM121 241H120V242H121ZM129 241H130V240H129ZM142 241H144L146 244H147V243H151V241H149V240H148V242H147V239H146V241H145V238H144V240H142ZM161 241H160V242H161ZM203 241H202V242H201V241H198V242H200V244H202V243H204ZM208 241H209V240H208ZM219 241H220V240H218L217 243H218ZM221 241H220V244H221ZM229 241H231V240H229ZM257 241H258V240H257ZM259 241H260V240H259ZM263 241H262V242H263ZM70 242H71V240H70ZM70 242H69V243H70ZM73 242H74V243H73ZM73 242H72V243H73L74 246H75L76 243H75V241H73ZM78 242H79V241H78ZM78 242H77V243H78ZM82 242H83V241H82ZM104 242H106V240H105ZM112 242H111V243H112ZM136 242H137V241H136ZM225 242H226V243H225ZM248 242H249V241H248ZM248 242H247V243H248ZM251 242H252V241H251ZM54 243H55V242H54ZM59 243H58V244H59ZM79 243L81 244V241H80ZM86 243H87V242H86ZM107 243H108V242H107ZM121 243H122V242H121ZM137 243H138V242H137ZM140 243H141V242H140ZM163 243H162V244H163ZM165 243H167V242L165 241ZM187 243H188V242H187ZM215 243H216V242H215ZM215 243H214V245L217 244V243H216V244H215ZM52 244H53V243H52ZM56 244H57V243H56ZM56 244H54V245L56 246ZM58 244H57V245H58ZM60 244H59V246H60ZM66 244H64V245H66ZM70 244H71V243H70ZM83 244H84V242H83ZM83 244H81V245L77 244V245H79V247H80V246H82ZM102 244H103V243H102ZM116 244H118V243H116ZM151 244H152V243H151ZM157 244H158V243H157ZM157 244H156V245H157ZM167 244H168V243H167ZM193 244H194V243H193ZM206 244H204V245H206ZM218 244H219V243H218ZM220 244H219V247H218V248H220V246H221V248L224 246V245H220ZM250 244H251V243H250ZM250 244H248V245H250ZM262 244H263V243H262ZM2 245H3V244H2ZM10 245H11V244H10ZM18 245H20V244H17V246L15 247L16 249H17ZM61 245H63V244H61ZM84 245H86V244H84ZM87 245H88V244H87ZM103 245H105V244H103ZM129 245L131 246V245H133V243H132V244H129ZM139 245H140V244H139ZM141 245H142V244H141ZM141 245H140V246H141ZM185 245H187V244H185ZM185 245L182 244V246H184V248H185ZM190 245H192V244H190ZM195 245H196V243H195ZM197 245H198V244H197ZM204 245L202 246L203 248L201 247V250H203L204 247L206 248V246H204ZM212 245H213V244H212ZM212 245H211V246H212ZM214 245H213V246H214ZM4 246H6V245H4ZM7 246H8V245H7ZM7 246H6L5 248H7V250H9V248H8ZM12 246H13V244H12ZM29 246H30V245H29ZM107 246H108V247L110 246V249L112 248L111 244H108V245L106 244V247H107ZM126 246H128V245L125 243V245H123V247H125V251H126ZM133 246H134V245H133ZM144 246H145V245H144ZM144 246H141V247L143 248ZM152 246H153V245H151V247H152ZM154 246H155V245H154ZM157 246H158V245H157ZM179 246H180V245H179ZM199 246H201V245H199ZM199 246H197V247H199ZM211 246H207V247L209 248V250H210V247H211ZM217 246H218V245H217ZM225 246H227V248H228V247L231 248L232 245H231V243H230V246H228V245H225ZM225 246H224V248H226ZM19 247H20V246H19ZM19 247H18V250H21ZM32 247H33V246H32ZM61 247H62V246H60V248H61ZM65 247H66V246H65ZM65 247L63 248V251L67 250V249H65ZM82 247H86V246H82ZM101 247H102V246H101ZM123 247H122V248H123ZM135 247H136V246H135ZM145 247H147V245H146ZM148 247H150V246L148 245ZM155 247H156V246H155ZM174 247H175V246H174ZM176 247H177V246H176ZM180 247H181V246H180ZM193 247H194V246H193ZM0 248H2V247H0ZM3 248H4V247H3ZM57 248H58V247H57ZM57 248H56V249H57ZM88 248L90 249V247H88ZM88 248H87V249H88ZM102 248H103V247H102ZM104 248H105V247H104ZM120 248H121V247H120ZM127 248H129V247H127ZM139 248H140V247H139ZM158 248H159V247H158ZM186 248H187V247H186ZM188 248H189V246H188ZM188 248H187L186 251H188ZM194 248H195V247H194ZM199 248H200V247H199ZM208 248H206L205 252H206V253L209 252V254H210V251H212V250H213L212 252H215V251L218 250V249L215 250L216 246H215L214 249L211 248L210 251H207ZM230 248H228V249H230ZM232 248H233V247H232ZM16 249H15V250H16ZM25 249H26V248L24 247V251H22L23 249H22L21 251H22V252H25ZM33 249H34V248H33ZM69 249H70V248H69ZM79 249H80V248H79ZM81 249H82V248H81ZM87 249H86V250H87ZM108 249H109V248H108ZM108 249H104V250H108ZM110 249H109V250H110ZM112 249H113V252L111 251ZM112 249L110 250V253L112 252L111 254H114V253L118 252V250L115 251L116 249H114V248H112ZM117 249H119V247H118ZM123 249H124V248H123ZM140 249H141V248H140ZM149 249H150V248H149ZM149 249H146L145 251H147V250H149ZM151 249H152V251H153L154 248H151ZM151 249H150V250H151ZM175 249L177 250V248H175ZM175 249H174V251H173V255L175 254V253H174V252L176 251ZM181 249H183V248H181ZM195 249H197V248H195ZM233 249H234V248H233ZM1 250H3V249H1ZM11 250H12V248H10L9 251H11ZM26 250H27V249H26ZM75 250H77L78 253H80L79 251H81V250H78V249H75ZM83 250H84V249H83ZM99 250H100V249H99ZM104 250L102 249V251H104ZM128 250H129V249H127L126 252H128ZM138 250H139V249H138ZM158 250H159V249H158ZM161 250H162V249H161ZM170 250H171V249H170ZM172 250H173V249H172ZM172 250H171V251H172ZM178 250H179V247H178ZM184 250H185V249H184ZM184 250H182V251H184ZM191 250H192V249H191ZM191 250H190V251H191ZM198 250H199V249H198ZM201 250H199V251H201ZM219 250H220V252L217 251L215 254H217V253H218V254H222L223 257H224L225 254L221 253V251H222L221 249H219ZM230 250H231V252L235 251V250L232 251V249H230ZM5 251H6V250H5ZM5 251H3V252H4V253H7V252H5ZM30 251H31V250H30ZM32 251H34V250H32ZM60 251H62V248L60 249ZM70 251H71V250H70ZM72 251H73V250H72ZM89 251H91V250H89ZM89 251H88V252H89ZM119 251H120V250H119ZM131 251H132V250H131ZM135 251H137V249H136ZM145 251H144V252H145ZM152 251H149V252H152ZM159 251H160V250H159ZM182 251H181V253H182ZM186 251L184 252V254L186 253ZM224 251L227 252L228 250L223 249V252H224ZM1 252H2V251H1ZM19 252H20V251H19ZM27 252H29V251H27ZM66 252H67V251H66ZM74 252H75V251H74ZM84 252H86V251H84ZM100 252H101V251H100ZM122 252H123V250H122ZM126 252H125V255H129V254H130V252L127 253V254H126ZM156 252H157V251H156ZM156 252H155V254H156ZM160 252H161V251H160ZM167 252H168V251H167ZM167 252H165V253H167ZM188 252H189V251H188ZM196 252H197V250H196ZM205 252L203 251V253H205ZM212 252H211V254H213ZM12 253H13V252H12ZM15 253H16V252H15ZM33 253H34V252H33ZM42 253H43V252H42ZM72 253H73V252H72ZM72 253L70 252V254H72ZM78 253H77V254L75 253V255H78ZM90 253H91V252H90ZM103 253H104V252H103ZM132 253H133V252H132ZM136 253H137V252H136ZM139 253H140V252H138V254H139ZM146 253H148V251L145 252V254H146ZM165 253H164V254H165ZM168 253H169V255H172L171 252H168ZM170 253H171V254H170ZM176 253H177V252H176ZM178 253H179V252H178ZM181 253H179V254H177V255L179 256ZM193 253H194V252H193ZM201 253H202V252H201ZM224 253H225V252H224ZM234 253H235V252H234ZM13 254H14V253H13ZM13 254H10V255H13ZM40 254H41V253H40ZM104 254H105V253H104ZM108 254H109V252H108L106 255H108ZM111 254H109L108 256H112ZM120 254H121L123 257L125 256V255H123L122 253H120ZM120 254H119V255H120ZM133 254H134V253H133ZM143 254H144V253H143ZM145 254H144V255H145ZM152 254H154V252H153ZM161 254H162V252H161ZM164 254H163V255H160V256H161V257H162V256H165ZM184 254H182V256H183ZM190 254H191V252H190ZM195 254H196V253H195ZM195 254H194V255H195ZM211 254H210V255H211ZM215 254H213V255H214L213 257H212V255H211V257L214 258V257L216 256ZM218 254H217V256H218ZM229 254H230V253L228 252V254H226V255H229ZM0 255H1V254H0ZM34 255H35V254H34ZM64 255H65V254H64ZM73 255H74V254H73ZM73 255H72V256H73ZM86 255H87V254H86ZM119 255H118V257H120ZM148 255H149V253H148ZM148 255H147V256L145 255L144 257L147 258ZM158 255H159V252H158L157 256H158ZM169 255H168V257H169ZM173 255H172L171 260H173V264H174V261L177 259V257H175L176 259L173 258V257L175 256V255H174V256H173ZM192 255H193V254H192ZM194 255L192 256L191 259H193ZM197 255H199V254H197ZM200 255H201V254H200ZM210 255H208V256L210 257ZM222 255H221V256H222ZM231 255H233V257H234V254H233V253H232ZM7 256H8V255H7ZM17 256H18V255H17ZM17 256H16V257H17ZM37 256H38V255H37ZM39 256H40V255H39ZM93 256L95 257L94 259H98L95 255H93ZM99 256L102 257V252H101V254H100ZM113 256H114V255H113ZM115 256H117V255H115ZM134 256H138V255H134ZM153 256H154V255H153ZM160 256H159V257H160ZM182 256H179L178 258L181 257V258H182V261H184V259H183L184 256H183V257H182ZM185 256H186V255H185ZM187 256H188V253H187ZM206 256H207V255H206ZM206 256H205V260L202 259V260L205 261V263H209L208 260H209V261H212V258H211V257L209 258V257H206ZM217 256H216V257H217ZM229 256H230V255H229ZM0 257H1V256H0ZM10 257H11V256H10ZM14 257H15V256L12 257V261H14V260H18V259H16V258L14 259ZM43 257H44V256H43ZM60 257H61V255H60ZM73 257H74V256H73ZM101 257H100V259H102ZM104 257H105V256H104ZM129 257H130V256H129ZM129 257H128V258H129ZM131 257H132V254H131ZM139 257H140V256H139ZM139 257H138V258L134 257V258H129V259H130V260H131V259H137V260H139ZM159 257H158V260L156 261L157 264L159 263V260H160ZM188 257H190V255H189ZM188 257H187V259H189ZM195 257H196V255H195ZM199 257L202 258L203 256L201 255V256H199ZM233 257L231 256V259H232ZM236 257H237V256H236ZM3 258H4V257H3ZM3 258H2V259H3ZM17 258H19V257H17ZM35 258H36V257H35ZM35 258H34V259H35ZM53 258H54V256H53ZM70 258L72 259V257H70ZM70 258L68 259V264H71V262H72V261H71V262L69 261ZM77 258H78V256H77ZM77 258L75 257V259H77ZM85 258L88 259L87 256H86ZM110 258H111V257H110ZM110 258L108 257V259H110ZM112 258H113V257H112ZM114 258H115V257H114ZM124 258H127V256L124 257ZM148 258H149V257H148ZM148 258H147V259H148ZM162 258L165 259L164 257H162ZM185 258H186V257H185ZM200 258L197 257V259H199V261H198L197 259H195V260H197V261L194 260V261H192V262L189 261V260H187V259H185V260H187V261H189V262H191V263H193V262H194V263H195V262H198V263H196V264H199V262L201 261L200 263L203 264L204 262H203ZM206 258H208L207 262H206ZM219 258H222V257H219V256H218V259H219ZM224 258H225V257H224ZM226 258H229V257L226 256ZM226 258H225V259H226ZM240 258H242V256H241ZM240 258H239V259H240ZM6 259H8V258L6 257ZM6 259H5L4 261H6ZM22 259H23V258H22ZM22 259H21V260H22ZM26 259H29V258H26ZM34 259H33V260H34ZM39 259H40V258H39ZM42 259H43V258H42ZM42 259H41V260H42ZM54 259H55V258H54ZM60 259H61V258H60ZM65 259H66V258H65ZM65 259H64V260H65ZM79 259H80V263L83 262V260H81V258H79ZM94 259H93V260H94ZM174 259H175V260H174ZM210 259H211V260H210ZM218 259H217V260H218ZM229 259H230V258H229ZM231 259H230V261H231ZM0 260H1V258H0ZM30 260H31V259H30ZM33 260H31V261H33ZM47 260H50V258L47 259ZM66 260H67V259H66ZM84 260H85V259H84ZM93 260H92V261H93ZM104 260H105L106 262L108 261V260H106V259H104ZM120 260H123V259H120ZM120 260H119V258H118V261H120ZM125 260H126V259H125ZM153 260H154V258H153ZM155 260H156V259H155ZM171 260H170V258H168V261H169V262L167 261V259H166L165 262H168V264H169L170 262L172 263ZM180 260H181V259H180ZM222 260H223V259H222ZM226 260H227V259H226ZM232 260H233V259H232ZM234 260H235V259H234ZM242 260H243V259H242ZM10 261H11V260H10ZM36 261H37V260H36ZM52 261H54V260H52ZM56 261H59V259L56 260ZM56 261H54V262H56ZM74 261H75V263H76V262H79L78 259H77V260H73V262H74ZM96 261H97V260H96ZM96 261H95V262H96ZM100 261H101V260H100ZM128 261H129V260H128ZM131 261H132V260H131ZM177 261H179V260L177 259ZM213 261H216V260L213 259ZM227 261H229V260H227ZM227 261H226V262H227ZM230 261H229V262H230ZM1 262H2V261H0V264H1ZM14 262H15V261H14ZM23 262H24V261H23ZM27 262H29V261H27ZM43 262H44V261H43ZM59 262L62 263L61 260H60ZM59 262H56V263H59ZM86 262H87V261H85V262H83V263H86ZM88 262H91V261H88ZM88 262H87V263H88ZM95 262H94L93 264H95ZM97 262H98V261H97ZM111 262H112V259H111ZM123 262L126 263L127 261H126V262L123 261ZM123 262H122V263H123ZM154 262H155V261H154ZM154 262H153V263H154ZM185 262H186V261H185ZM185 262H184V263H185ZM202 262H203V263H202ZM218 262H220V263H217V264H221L222 262L224 263V261H222V262H221V261H218ZM229 262H227V263H229ZM231 262H232V261H231ZM21 263H22V261H21ZM31 263H32V262H31ZM34 263H35V262H34ZM44 263H45V262H44ZM113 263H114V262H113ZM113 263H111V264H113ZM124 263H123V264H124ZM132 263H134V262H132ZM132 263H126V264H132ZM140 263H142V261H140ZM144 263H145V262H144ZM153 263H152V264H153ZM160 263H161V264H164L162 260L160 261ZM177 263H179V262H177ZM177 263H175V264H177ZM180 263H182V262H180ZM186 263H188V262H186ZM186 263H185V264H186ZM191 263H190V264H191ZM194 263H193V264H194ZM210 263H213V262H210ZM227 263H225V264H227ZM2 264H3V263H2ZM5 264H6V263H5ZM8 264H9V263H8ZM10 264H11V262H10ZM19 264H20V263H19ZM22 264H23V263H22ZM24 264H27V263H24ZM29 264H30V262H29ZM37 264H39V263H37ZM40 264H41V261H40ZM65 264H66V262H65ZM89 264H90V263H89ZM91 264H92V263H91ZM96 264H97V263H96ZM104 264H110V263H104ZM114 264H116V263H114ZM137 264H138V261H137ZM154 264H155V263H154ZM188 264H189V263H188ZM214 264H216V263H214ZM231 264H232V263H231Z\"/></svg>","mask_w":264,"mask_h":264}]
</instances>
